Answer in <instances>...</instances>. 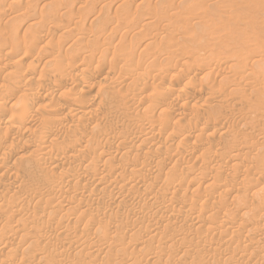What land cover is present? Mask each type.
I'll use <instances>...</instances> for the list:
<instances>
[{
    "label": "rangeland",
    "instance_id": "obj_1",
    "mask_svg": "<svg viewBox=\"0 0 264 264\" xmlns=\"http://www.w3.org/2000/svg\"><path fill=\"white\" fill-rule=\"evenodd\" d=\"M2 0H0V5H2V2H1ZM6 1V0H5ZM8 1V0H7ZM23 1V2H22ZM22 1H20L22 4H23V6L26 8V7H28L29 9H30V11H31V7L32 6H34L35 4V6L37 7V11L39 12H37V11H35L34 10V12H36V13H34V16H32L31 17V13L32 12H30L29 11V9H25L24 7L22 8V6H21V3L19 4V5H17V4H15V6L17 5V7H15L14 5H12V7H10V9H8L9 8V6H11V5H8V6H5L4 7V5L3 6H0V11L2 12L3 10L2 9H4L5 10V13H4V11H3V16L1 15V12H0V15H1V18H0V27H2V28H0V30H2V31H0V33L2 34V32L5 30H7L6 32H8L9 31V33H7L8 35L10 34V35H13V34H11V31H13V30H15L16 28H15V26H14V24H16V25H19V24H17V23H19L18 21H21V20H25V17H26V15H27V18H26V20L27 19H29V20H32L31 21V23H32V25L34 24V22L35 23H37V24H34L32 27V31H30V30H28L29 32H35V31H37V32H39L40 34H36V32L35 33H27L26 34V30H23V29H25V28H23L22 30H23V32H22V30H21V34H19V37H22L23 35V38H21L20 40L18 39V41H21L23 44H21L22 46L24 45L25 46V48L23 47L22 48V46H20V47H17V48H19V49H17V48H15V49H17V50H21L22 52H21V57H19L18 55L20 54L19 53V51H15V49H14V47L15 46H19L20 45V43L21 42H15V39H17L18 38V36L16 35V38L14 37V40H10L9 42H5L6 41V39H8V38H6V35H1L0 36V45L3 47H0V49H1V51L0 52H3V51H5V52H3V55L0 53V61H1V63H2V65L1 66H3V65H7L9 68L12 66V65H14L13 64V62L15 63V62H17V60H18V62H19V60H20V62H19V64H18V62L14 65V66H12L11 68H14L15 67V69H16V67H18V66H22V69L20 68H18L19 70H21V71H18V69H16L19 73H24L25 72V70H27V68L26 67H28V65H29V63H31V62H34L35 60H37V59H42V63L40 64L41 66H39L38 67V69L36 70V72H35V74H37L36 75V77L34 76L33 77V81H32V84L34 85V87L36 88V89H34V87H31L30 89H28V90H26L25 91V94L24 93H20L19 95H16V96H14V97H16V98H14L13 100H12V98L13 97H11V101H9L10 103L9 104H7L6 105V108H8V112L11 110L12 111V109L14 108V103H15V100L16 101H20L19 99H21V101H20V104L21 105H26L27 103H31L32 105H33V108H32V110H31V116H29V118H28V116L25 118L24 117V119L23 118H21V117H18V115L20 114V109H18L19 111H17L16 110V108H14L13 110H14V112H19V114L17 115V117H18V119H17V117H14V119H11L10 117H12V116H14V114H16V113H13V111H12V113H13V115L12 114H9V113H11V112H9L8 114H7V122L5 123L4 122V124L2 123V124H0V129L1 128H3L2 130H0V137H2V134L3 135H5V132L7 133V131L9 132H11V134L10 135H12V138H10L11 136H9V134L7 133V135L9 136V137H7V139H6V135H5V139H6V141H9V144H8V142H6L5 141V146H4V144H3V148L0 150V158H4V159H2V161H1V159H0V163H1V165H3L4 164V166H2L1 167V169L3 168V169H5L6 167H8V168H6L5 170H3L2 169V172H1V170H0V187H1V185H3V191L4 192H6L7 194H9V191H10V193L11 194H9V195H3V194H6V193H4L2 190H0V203L2 204V203H4L3 201H4V196H5V198L7 199V200H9V198L10 199H12V195L14 194V193H26V195H20L19 196V198L21 199V201L19 202V204H20V206H16L15 204H18V202L17 203H13V205L11 206V203H12V200H11V202H7L6 203V199H5V205H3V206H6L7 204H10V206L11 207H13V208H11L10 206H8L7 205V207L6 208H3L2 206H1V208H0V213L4 210L5 211V213H6V211H8L7 213L8 214H5L4 213V211H3V213H4V215H2V213L0 214V217H1V219H0V234H6L7 236H4L3 234L2 235H0L1 237V239H0V245L1 244H3V245H1L2 247H5V248H2L1 246H0V261L2 262L3 260H5V259H7V260H5V261H3V262H7V264H20L19 262H18V260H19V258H20V256H26V255H28V256H26V257H29L31 254L34 256V254L33 253H35V251L37 250V251H39L40 253H44L45 252V250H47L48 248H50V246L53 248V247H55V248H60L61 250H62V248L65 246L66 247V244H67V247L65 248H63V250L64 251H66L67 253H65L63 250H62V253H55L54 254V252H53V254L52 255H55V256H52L51 255V260L50 261H52V262H48L47 264H50V263H55L56 261H57V259L56 258H65V260H67V264L69 263V264H73V262H75V264L77 263V264H83V262H87L86 264H88V263H90V260H92L91 261V263L93 262V259L95 260L96 259V257H98V255H100V253H103L104 255H102V256H100L99 258H97L98 259V261H94L93 263L95 264V262H97L96 264H105L107 261H108V259L110 260L111 259V264H116L117 263V259L118 258H115L116 260H114V257L115 256H120L119 257V261H118V263H120L121 261V263L120 264H124V262H123V258H125V256L127 255V254H124V250L126 249L127 251L128 250H130V252H131V254H130V252L128 251V254H130L131 255V257L133 256V255H135V257L137 256L138 258L140 257V259H141V263H144V264H147V262H148V264H159V261L161 260V258H162V260H161V262H160V264H174L175 262H176V264H177V262H178V264H180L179 262H181L180 261V259H183L182 258V254L184 253V255H185V257L187 256L188 257V260L186 261V263L187 264H194V263H198V264H206L207 262V264H225V262L227 261V258L228 259H231V261H230V263L229 264H257V262H258V264H261V262H262V264H264V256H262L261 257V255H263L264 254V241H261V242H258L257 241V238L262 234V232H264V208L262 207V205L260 204V203H258L257 201H263L264 200V188H261V186L262 187H264V181L262 182V180L260 181H257V186H258V188H261V190H263L261 193L263 194H260L259 195V197L260 198H254L253 200L251 199V197H248V199L247 198H245L246 199V201H245V199H243L244 201H243V203L244 204H246V202L248 201V203L247 204H249V205H247L246 204V206H245V209H242L243 207H244V205L242 204H238V205H235V203L237 204V202H235L234 201V198H233V196L234 195H232V194H235V192H237V190L240 188V189H242V187L246 190L248 187H249V183L246 185V187H244L245 186V184L247 183V180L248 179H246L245 181H244V179H243V173L245 172V170L246 169H248V167L250 166H252L251 168L252 169H255V170H252L251 168H249L248 169V172L249 171H256V169L257 168H260V167H264V165H262V163L264 164V119L262 120V118H264V88H263V86H262V84L264 85V0H228V1H230V4H227V5H224L223 3H222V1L221 0H196L197 2H192V3H197L196 4V6L198 7V8H200V10H202V8H203V10H208V9H210L211 11H213V15L210 13V11H206L207 13L209 12L210 14H209V16H210V19H208V15H207V13L205 12V11H202V13H204L205 14V17L207 18H205L206 20H205V22H208V20H212L211 18H213L214 20H212V22L214 21V24L216 23V26L214 27H212V25H213V23L212 24H210L211 22L209 21L208 22V24L209 25H211V26H207V24H206V26L208 27L207 29H206V31L207 30H209L211 27L212 28H215V29H210V31H209V34H208V31L205 33V35L206 34H208V35H206V36H204V32H203V30H204V28L202 27L201 29H200V27L198 28V27H196V26H198V23L201 21V20H199L198 21V19H196L195 17H197V16H200V15H204V14H202L201 12H200V10H199V12H194V7L195 6H193V5H195V4H192L191 3V0H190V3L189 2H187L188 0H175L176 2H174V3H176V5H173L172 3H169V2H173L172 0H168V4H165L164 3V5H166V6H164L163 5V2H161L162 0H146V1H149L150 2V10L148 9V7L146 6V5H149V3L147 4V2L144 0V2L142 1V0H138V1H134L135 3H133L132 2V0H120L121 2H118L119 0H116L118 3H120V4H118V3H116V5L114 6V1L113 0H110L111 2H108L109 0H97V4L96 5H92L93 3H91V2H93L92 0H83L82 2L84 3L85 1H87V4L86 3H84V6L85 7H83V4H82V2L80 1V0H78L77 2H76V5H75V3L73 2V1H71V3H72V5H71V3L69 2V1H67V3H65V0H60L61 1V4H60V2L58 3V5L59 6H61L62 7V9H63V11H61L62 9H60L61 7H59L58 5H57V2L58 1H54V0H47V2H45L44 0H39V2H35V1H33V0H22ZM36 1H38V0H36ZM51 1H52V3H54V6H58L59 8L57 9L58 11H61V12H59L58 13V16H57V14H56V16L57 17H54V14L55 13H57L56 11L57 10H55V8L56 7H54L53 8V10H52V5L53 4H51ZM89 1V2H88ZM94 1H96V0H94ZM125 1H127V2H125ZM141 1H142V4H141ZM166 1V3H167V0H165ZM164 1V2H165ZM183 1V2H182ZM28 2V3H27ZM33 2V3H32ZM63 2V3H62ZM68 2L70 3L69 5H71L70 7H69V5H68V7L70 8V9H68V7H67V4H68ZM108 2V3H107ZM114 4H113V3ZM122 2H124V3H122ZM161 2V5L163 6V10H160L159 8L161 7L160 6V3ZM181 2V3H180ZM184 2L187 4H184ZM32 3V4H31ZM73 3H74V5H73ZM77 3H78V5H77ZM91 3V4H90ZM111 3H112V6H114L113 8H111L110 7V5H111ZM129 3L131 4V8H130V6L128 7L127 6V4L129 5ZM137 3H138V5H137ZM146 3V4H145ZM154 3L156 4V5H154ZM182 3L184 4L183 6H184V9L186 8V6H187V10H188V8H190V6H192L190 9L192 10H188L187 12H185V13H187V16H188V14H189V16L191 17V14L193 15L192 16V20L191 21H195V23L193 22L192 23V26L191 25H189V18H183V17H181V16H185L186 17V14L185 15H183V11H182V13H180L181 12V8H183L182 7ZM190 4V6L188 7V5ZM26 4H28V5H26ZM31 4V5H30ZM38 4V5H37ZM56 4V5H55ZM64 4V7L62 6ZM66 4V5H65ZM86 4V5H85ZM94 4H95V2H94ZM118 4V5H117ZM125 4H126V7L125 8H123L124 6H125ZM141 4V5H140ZM173 6H172V5ZM47 5V6H46ZM51 5V6H50ZM82 5V6H81ZM92 5V7H93V10L89 7V6H91ZM105 5V6H104ZM107 5V6H106ZM132 5H133V8H132ZM170 5V6H169ZM180 5V7L181 8H175V7H177V6H179ZM18 6H20L19 8H18ZM34 6V7H35ZM44 6H46V7H44ZM67 8H66V7ZM74 6H76V7H74ZM142 6H145L146 8L144 9ZM153 6V7H152ZM156 6V8H154ZM160 6V7H159ZM167 6H169V8H167ZM175 6V7H174ZM2 7V8H1ZM8 7V8H7ZM43 7L45 8V9H43ZM49 7H51L50 9L52 10L51 12H50V9H49ZM72 7V8H71ZM83 7V8H82ZM94 7H96V8H94ZM118 7H120L121 8V10H120V8L118 9ZM136 7V8H135ZM138 7H140V9L138 8ZM159 7V8H158ZM7 8V9H6ZM12 8V9H11ZM20 8H22L21 10H22V13H23V15H21L20 13H18V12H21V10H20ZM64 8H65V10L67 9V11L68 12H66L65 10H64ZM122 8L124 9V10H122ZM126 8H128L127 10L129 11V13H131V9L133 10H135L136 9V13H137V16H135L134 17V15H136V13L134 12H132V14H129V13H127V14H129L128 16H125V10H126ZM130 8V9H129ZM165 8H167V9H165ZM173 8H175V9H177V10H175L174 12H173ZM196 8V7H195ZM197 8V9H198ZM205 8V9H204ZM16 9H19V10H16ZM24 9V10H23ZM42 9V10H41ZM86 11H89L90 9L92 10V11H89V13L88 12H86ZM102 9V10H101ZM119 11H118V10ZM146 9L148 10L147 12L150 14V15H148V13H144L143 11L145 10V12H146ZM155 9H156V11H155ZM162 9V8H161ZM197 9L195 10V11H197ZM6 10H8L7 12H6ZM11 10H16V11H18L17 12V14L20 16V17H18V15H16L15 13L16 12H14V11H11ZM71 10H73V11H70ZM80 10H82V11H80ZM141 10H142V13H141ZM161 11V13L162 14H160L159 12ZM164 10H166V11H164ZM169 10H170V12H169ZM172 10V11H171ZM23 11H25V12H23ZM53 11H55V13L53 12ZM76 11V13H73L72 14V12H75ZM77 11H79V12H77ZM84 11V12H83ZM93 11H95V12H93ZM100 11H101V13H100ZM177 11L179 12V13H177ZM185 11V10H184ZM11 12H14L13 14H11ZM28 12V13H27ZM29 12H30V14H29ZM64 14H63V13ZM66 12V13H65ZM93 12V13H92ZM119 12H122L121 14L119 13ZM156 12V13H155ZM167 12H169L170 14V16L168 17V16H165L164 18H167L166 20H168V19H170V17H171V19L172 20H174V23H172V24H175V26H171V23H167V22H170V21H167L166 22V20L163 18V20H165V21H162V17H163V15H168V13ZM193 12V13H192ZM27 13V14H26ZM38 13V15H39V17H35V15ZM48 13H51V15H52V13H54L53 14V16H51L50 14H48ZM83 13H84V15H86V17L88 18V16H87V14H90V19L88 20L84 15H83ZM91 13H92V15H91ZM123 13H124V15H123ZM139 13H141V15H139ZM174 13H176V14H178V15H176V14H174ZM195 13H200V15H195ZM217 14V15H215V14ZM220 13V14H219ZM4 14H6V15H4ZM33 14V13H32ZM70 14H72V15H70ZM77 14V15H76ZM80 14V15H79ZM102 14H103V16H104V14H106L109 18H107V16L106 17H104V18H106V21H102L104 18H102L103 16H102ZM126 14V15H127ZM134 14V15H133ZM144 14V15H143ZM155 14V15H154ZM174 15V18H175V15L176 16H179L180 14H182V15H180V17L181 18H183V20L184 19H188L189 21L186 23L185 22V24H187V26L184 24V25H181L182 23H184V22H182L183 20L182 19H180V17H178L177 19H176V21H175V19L173 18V15ZM7 15H9V17H11V18H5V17H7ZM25 15V16H24ZM38 15H36V16H38ZM60 15V16H59ZM69 15H70V17L71 16H73V19L75 18V16L78 18V20H77V18H75V20L73 21V22H70V20L69 19H71V20H73L72 18H70L69 17ZM75 15V16H74ZM94 15V18L92 17ZM132 15H133V17L135 18V19H133V17H132ZM138 15L140 16V18L139 19H137V22H135L136 21V18L138 17ZM146 15H147V17H146ZM157 15V16H156ZM161 15V16H160ZM219 16V17H221L220 19H221V21L219 20V17H218V19L216 20L215 18H217V17H215V16ZM15 16V17H14ZM24 16V17H23ZM49 16H51V17H53V18H50ZM62 16V17H61ZM81 18L82 17V19H80L79 17ZM84 16V17H83ZM142 16H145V17H143V21L145 20V22H143L142 21ZM149 16V17H148ZM150 16L152 17L151 19H150ZM157 17V19H158V22H159V24L161 25V28H160V26L158 27V22H157V19L155 20V18H153V17ZM195 16V17H194ZM228 16H230V19L232 18L233 19V22H236L237 23V27H231V25H235L236 26V24H231L232 22L230 21V22H228L225 18L226 17H228ZM234 16H237V18H242L243 19V22L242 21H240L239 19L236 21H234V19L236 18H234ZM16 17H17V19H16ZM34 17V18H33ZM42 17V18H41ZM47 17H49L50 19H51V22H50V19L48 18V20H46L47 19ZM58 17H59V21L58 20H55L54 18H57L58 19ZM93 19H92V18ZM98 17V18H97ZM111 17H112V19L113 20H111ZM125 17H127V18H130V22L132 21V19H133V21H134V23L132 22L131 24V28H130V26L128 27V24L130 23L127 19H125ZM132 17V18H131ZM3 18V19H2ZM19 18H21V19H19ZM23 18V19H22ZM31 18V19H30ZM33 18V19H32ZM37 18H40V19H42L41 21H40V19H37ZM83 18H85L84 20H83ZM96 18V19H95ZM102 19V20H99V19ZM145 18H147V19H145ZM159 18H161V20H159ZM194 18V19H193ZM11 19V20H10ZM15 19V20H14ZM35 19H37V21L38 22H40V23H38ZM108 19V20H107ZM109 19L111 20V23H110V21H109ZM116 19V20H115ZM118 19V20H117ZM125 20L126 22H122V21H120V20ZM141 19V21H138V20H140ZM148 19L149 20H151L150 21V23H151V25H153L152 24V21H153V19H154V21H153V23L155 24V26H157L158 28H156V27H154V26H149L150 25V23H149V21H148ZM181 20V22L182 23H180V21L179 20ZM196 19V20H195ZM223 19L227 22V24L229 23L230 25V28L227 26V29L225 28L226 26H225V22L223 21ZM227 19H229V17L227 18ZM229 19V20H230ZM231 19V20H232ZM47 21L48 22V24L49 25H47V23L45 22V24H44V22L43 21ZM52 20H55V21H57V22H59L58 24H57V29L56 28H54V27H51V26H54V25H56V23L54 22V23H52ZM79 20H83L84 22H85V20H86V22H87V20H88V22H87V24H88V26L85 24V26L88 28V29H92V30H89L88 31V29H87V31H86V29L83 27V21H80L79 22ZM91 20V21H90ZM99 20V21H98ZM105 20V19H104ZM146 20L148 21V22H146ZM218 21V24H219V22L220 23H222V25L224 26H220V24H219V26H217L218 24H217V22L216 21ZM4 21V24H6L7 22H8V24H6V27H7V29H4L3 30V28H5V25L2 23ZM14 21H17V22H14ZM93 21V22H92ZM114 21H117L118 23H119V25H118V23H116L115 25H118V26H120L121 27V25H122V23H123V27H124V25H126L127 24V21L129 22L128 24H127V28L129 29V31L131 32H129L130 34H127V35H125V33L123 32V29L124 28H126V27H122V32L120 33V34H116V33H118V32H120V27H117V26H113V22ZM179 21V22H178ZM185 21V20H184ZM187 21V20H186ZM13 22V23H12ZM75 22L77 23V24H75ZM96 22H99L98 23V25H99V27H97L98 25H96L95 27H97V29L96 28H94L92 25H95L96 24ZM102 22V23H101ZM104 22H106V24L104 23ZM140 22V23H139ZM164 22H166V23H164ZM178 22V23H177ZM2 23V24H1ZM12 25H11V24ZM50 23L52 24V25H50ZM71 23H73V26H70V25H72ZM110 23V24H109ZM141 23H142V26H141ZM145 23V25L143 26V24ZM162 23V24H161ZM164 23V24H163ZM10 24V25H9ZM41 24H44V25H41ZM80 24V25H79ZM92 24V25H91ZM100 24H102V25H100ZM103 24H105L104 26H105V29H101V27L103 28L104 26H103ZM108 24H109V26H108ZM136 24V25H135ZM139 24H140V26H139ZM147 24V25H146ZM158 24V25H157ZM166 24V25H165ZM168 24V25H167ZM180 25L181 27L179 28V26L178 25ZM194 24V25H193ZM226 24V25H227ZM242 26H241V25ZM39 25H41L40 27L42 28H39L38 26ZM79 25V26H78ZM111 25V26H110ZM130 25V24H129ZM163 25V26H162ZM171 27H170V26ZM42 26H49V27H47V28H49L50 30H51V32L49 31V29H46L48 32H46V30H45V28L46 27H42ZM76 26V27H75ZM92 26V27H91ZM137 26V27H136ZM168 26L170 27V28H168ZM176 26H178V28H179V31H178V28L176 27ZM189 26H191L192 28H193V31L195 30V27L196 28H198V29H200V30H202V31H200V34H198V32H196L197 31V29L195 30V34L193 33V31L192 30H190V27ZM206 26H205V28H206ZM11 27H12V29H11ZM14 27V28H13ZM36 27V28H35ZM38 27V28H37ZM79 27V28H78ZM80 27H81V30L83 31V28H84V30L85 31H83V33H82V31H80ZM83 27V28H82ZM111 29H109V28ZM113 27H115L116 28V30L113 28ZM133 27V28H132ZM149 27V28H148ZM152 27L154 28V29H152ZM163 27V28H162ZM174 27H176L175 29H174ZM184 27H186V28H188L189 29V31H188V29H186V31L184 32V30L185 29H183V30H180V29H182V28H184ZM216 27H217V29L218 28H223V30L221 29V33L222 32H227L228 31V29H230L231 31L227 34V36L229 35L230 36V34L232 35L231 37H228V38H226V35L223 33V36H222V34H220L221 35V39L218 41V36H219V34L218 35H216L215 33H214V30H216ZM239 27V28H238ZM71 28H72V30H71ZM74 28H76L77 30H75ZM138 29V28H141V30L139 29V30H135V31H133L134 29ZM148 28V29H147ZM168 28V29H167ZM172 28V29H171ZM191 28V29H192ZM35 29V30H34ZM37 29V30H36ZM44 29V32H42V33H44V34H42L41 35V30H43ZM73 29L76 31H74L75 33L73 34ZM101 30V33H100V31L99 30ZM106 29H108V30H110V31H108V30H106ZM117 29L119 30V31H117ZM132 31H131V30ZM146 31L147 30V32H149V34L148 35H145V34H147V32H145V34L143 33L144 32V30ZM158 29V31H159V29H160V34L159 33H157L158 31H154V30H157ZM162 29V30H161ZM164 29V30H163ZM166 29V30H165ZM171 29V30H170ZM174 29V30H173ZM224 29H226L227 31H224ZM232 29H234V31H232ZM38 30H40V31H38ZM97 30H98V36H97V33H95V32H97ZM154 32H153V31ZM168 30V31H167ZM170 30V31H169ZM175 30H177L178 31V33L179 32H181V33H186L185 35H183V34H181V33H179L177 36H179L180 34H181V36H179V37H175V36H173L174 35V33H176V32H174V33H172L173 31H175ZM91 31V33H89ZM102 31H103V33H102ZM112 31V32H111ZM117 31V32H116ZM163 31H167V32H170L169 34L166 32V37L167 36H169V37H163V38H161L162 36H165L164 35V33H162ZM172 31V32H171ZM191 31H192V33H191ZM199 31V30H198ZM205 31V30H204ZM6 32H3L4 34H6ZM14 32V31H13ZM15 32L17 33V30H15ZM14 32V34H16ZM80 33L81 34V36H79L78 38L76 37V36H78V35H80V34H78V33ZM107 32V33H106ZM111 32V33H110ZM115 32V33H114ZM133 32H135V33H133ZM139 32H141L140 34H138ZM156 32V33H155ZM188 32H190L189 34H193V36H190L189 34H187ZM203 32V33H202ZM211 32H213L214 33V36L217 38V40H216V42H217V45H216V43L214 44V43H212L213 41L215 42V40H214V37L212 36V34H211ZM231 32H233V34L231 33ZM19 33H20V31H19ZM49 34V35H46V34ZM88 33H89V35H88ZM92 33H93V35H94V37H92L93 35H92ZM133 33V34H132ZM153 33H154V35H153ZM244 33H247V35H245ZM249 33H251L250 35H251V37L253 36V38L251 39L250 38V40H251V42H249L250 40H249ZM254 33V35H252ZM26 34V35H25ZM75 34H78V35H76L75 36ZM91 34V35H90ZM107 34H110V35H107ZM113 34V35H112ZM116 34V35H115ZM142 34H144L145 35V37H144V35H142ZM150 34H152L153 36H155V34H156V36L157 37H159V36H161V37H159L158 39H156L157 37L155 36L154 38H153V36L151 37V35ZM158 34H159V36H158ZM162 34V35H161ZM171 34V35H170ZM177 34V33H176ZM196 34H198L199 35V38H198V41L197 40H195L197 37H195V35ZM201 34H203V36L201 35ZM210 34H211V36H210ZM241 34H243V36H244V38L241 36ZM30 35H34V37L36 38V36L37 35H39L38 37V40H42V36H44V35H46V36H44V38L45 39H48V40H45L44 38V41L42 40L40 43H38V41H37V39L35 40V38L33 37L32 39H34V40H32L30 37ZM36 35V36H35ZM87 35V36H86ZM102 35H103V37H102ZM108 37H107V36ZM113 36V38H114V36H115V39H117L116 40V42H115V40L113 39V38H109L110 36ZM119 35H120V37H119ZM15 36V35H14ZM29 37V39L30 40H32L31 41V44L34 42V44H33V46L32 47H30V40H28V37ZM91 36V37H90ZM100 36V37H99ZM106 36V37H105ZM111 36V37H112ZM119 37V38H117V37ZM123 38H122V37ZM125 36L126 37H128V39L126 38V40H127V42L125 41V43H127V44H125L124 43V40H125ZM133 36V37H132ZM137 36L139 37V38H141L142 40H147V39H149V40H147V42H145V40H144V44H146V45H144V44H142V46H141V44L139 45V43L141 42V39H140V41H139V43H138V39L139 38H137ZM142 36H143V38H142ZM148 36H150L151 38H153L152 40H151V43L149 44V42H150V39L151 38H148ZM176 39H174L173 37ZM184 36V37H183ZM187 36H188V39H185V38H187ZM197 36V35H196ZM208 36V39H205L206 37ZM233 36H234V38H233ZM239 36V37H238ZM246 36V37H245ZM248 36V37H247ZM6 39H5V38ZM47 37V38H46ZM49 37V38H48ZM81 37V39H79ZM88 38L89 37V39H87V41H86V38ZM102 37V38H101ZM171 37L173 38V39H171ZM181 37H183L182 39H180ZM189 37H192V40H193V38H195L194 40L195 41H190L189 39H191V38H189ZM209 37L212 39L213 38V41H210V39H209ZM240 37H242V38H240ZM3 38L5 39V41L3 40ZM9 38H11L10 36H9ZM75 38H77L78 39V41H76L77 39H75ZM91 38V39H90ZM94 38V39H93ZM97 38V39H96ZM100 38V39H99ZM132 38V39H131ZM137 39L136 41H135V39ZM165 38H166V40L169 38V39H171V41L172 42H174V41H176V43L174 42V44H176L175 46H176V48L177 47H179V49H178V51H177V53H176V51L174 52V50H176V48L173 50V48L172 47H175V46H173V43L170 41V40H167L168 42H166V40H165ZM223 38V39H222ZM51 39V40H50ZM53 39H54V41H53ZM83 39H85V41H83V43H84V46L82 45V46H80L81 44H82V40ZM112 39H113V42L115 43V44H111V41H112ZM121 39V40H120ZM133 39H134V41H135V43H136V48H135V46L133 45V43H134V41H133ZM177 39L179 40L178 42H177ZM206 40V42H204L205 40ZM53 43L54 42V45L52 44V43H50V41ZM58 40H60V41H62V42H60V41H58ZM118 40H120V41H118ZM123 40V42L121 43V41ZM130 40H132V41H130ZM156 40V41H155ZM157 40L159 41V42H161V40L163 41V43L161 42V44L162 45H165V46H162L161 48L162 49H166V45H170L171 43V47H169V46H167V48L169 47V49H167V50H162L161 48H159V50L158 49H155V50H157L159 53H160V55H162V57H160L159 56V54L158 53H156V54H158L157 55V57H158V59H157V57L155 56L156 54L155 53H153L155 50H153V48H156V47H152V46H156V44L158 43L157 42ZM180 40H182V41H184L183 43H181V41ZM187 40V41H186ZM188 40H189V42H191V44H192V42H193V44H194V46L195 47H193L194 49H196V51H198V52H201V54L199 53V55H198V52H196V51H194L193 49H191V48H188V51H189V49L192 51H194L193 53L196 55H194L191 51H187V48L186 47H189V46H187V45H189L190 43L188 42ZM200 40H201V42L202 43H206V44H204V45H201V42H200ZM222 40V41H221ZM227 40V41H226ZM244 40V41H243ZM249 40V41H248ZM14 41L15 43H16V45H14V47L12 46L13 44H12V42ZM26 41V42H25ZM37 41V43H35ZM48 41V42H47ZM58 41V42H57ZM63 41H66L65 43H63ZM71 41V42H70ZM75 43H74V42ZM106 41V42H105ZM107 41L109 42L110 41V44L112 45V49L113 50H115V51H113L112 49H111V47H109L110 45L107 43ZM129 41L131 42V43H129ZM155 41V43H153ZM164 41L166 42V43H168V44H166V43H164ZM169 41L171 42L170 44H169ZM197 41V42H196ZM246 41H248V43L246 42ZM24 42H25V44H24ZM29 42V43H28ZM55 42H56V44L58 45V43H60L59 44V48H58V50H57V45L55 44ZM70 42V43H69ZM76 42H78L79 44H80V42H81V44L79 45L78 44V46L81 48L82 47V49H84L85 50V46H87V49H89V50H92L91 52L88 50V51H84V50H82L81 49V53L84 51V53L85 52H89V53H94V54H97L96 56L98 57H96V56H94V54H93V56H91V54H89V55H87V53H85L86 55H84V53H77V58L75 59L74 57H76V55H73V54H76V52L80 49L79 47H76L77 45V43ZM90 42V43H89ZM112 42V43H113ZM118 42L120 43V44H118ZM208 42H209V44H208ZM223 42V43H222ZM8 43V44H7ZM17 43H19V45L17 44ZM50 43V44H49ZM63 43V44H62ZM89 43V44H88ZM123 43H124V45H123ZM143 43V42H142ZM178 43V44H177ZM180 43L182 44V45H184L183 47H182V45H180ZM48 44V45H47ZM70 44V45H69ZM74 44V45H73ZM103 44H108V45H103ZM117 44H118V46H117ZM122 44V45H121ZM129 44H131L132 46H130ZM138 44V45H137ZM149 44V45H148ZM154 44V45H153ZM159 44V43H158ZM157 44V48L158 47H160L161 46V44H160V46ZM190 44V45H191ZM193 44L191 45V46H193ZM198 44V45H197ZM200 44V45H199ZM211 44V45H210ZM223 44V45H222ZM7 45H9L8 47H6L7 48V50H6V48H4V46H7ZM35 45V46H34ZM36 45H37V47H36ZM52 45V46H51ZM57 47H56V46ZM63 45V46H62ZM72 45V46H71ZM76 45V46H75ZM102 45H103V47H102ZM127 45H129V47L127 48ZM150 45H152L151 46V49L149 48L150 47ZM185 45H186V47H185ZM209 45H210V51L207 49V47L209 48ZM220 45H222V46H220ZM253 45H256V46H252L253 48H255V47H257L258 46V48H257V50L259 49V51H257V50H255V49H252V47L251 46ZM12 46V47H11ZM53 46H55V47H53ZM71 46V47H70ZM106 46H108V47H106ZM114 46V47H113ZM117 46V47H116ZM121 46V47H120ZM125 46V47H124ZM137 46H139V47H137ZM140 46H141V48H140ZM197 46H198V48H197ZM203 46V47H202ZM207 46V47H206ZM214 46V47H213ZM28 47H29V49H28ZM35 48L36 47V49L38 50L36 53L38 54H36L35 53V50L36 49H33L32 50V48ZM60 47L62 48V49H60ZM70 47V48H69ZM74 47H76V48H74ZM85 47V48H84ZM121 48V50L123 49V51H125V50H127V49H130L129 51H130V53H132L133 52V50L135 51V52H133L132 54H130V53H126V54H129V58H134L135 59V61H136V63L135 64H138V68H137V65H135L134 64V62H133V60L134 59H132V63L131 64H129V61H130V59L128 58V56H126L127 57V59L129 60V61H124V58L123 57H125L124 56V53L123 52H121V50H120V48ZM124 47V48H123ZM132 47V48H131ZM134 47V48H133ZM143 47V48H142ZM146 49H148V50H146ZM9 48V49H8ZM12 48L14 49V52H15V54L18 56V59L16 60V55L15 54H13V51H12ZM39 48H41V49H39ZM55 48H56V52L54 51L55 50ZM181 48V49H180ZM186 48V49H185ZM217 48H218V50H217ZM30 49L32 50V51H34V54L36 55H34V57L36 58V57H38L37 59H35L34 57H33V53H32V51L30 52ZM45 49V50H44ZM86 49V50H87ZM102 49V50H101ZM104 49H107L108 51V53L112 50L113 52H110L111 54H113L112 55V57H111V54H109L110 55V58H109V56H108V58H107V61L106 60H104L103 58H101V55H100V53H102V52H105V53H107L106 52V50H104ZM137 49V50H136ZM143 49H144V53L146 52V54H148V56L147 55H143L144 53H143ZM161 49V50H160ZM174 52V54H172V52H171V50ZM197 49H199V50H197ZM204 49V50H203ZM207 49V50H206ZM212 49H213V51H212ZM214 49H215V52H214ZM24 50H27L26 52H27V54H28V59H27V61H26V59H24L26 56L25 55H27V54H25L24 56H22L23 54H24ZM60 50H62L61 51V53L63 54H61L62 56H66V58L64 59V57H62V59L60 58V56H58L57 57V55H60ZM110 50V51H109ZM146 50V51H145ZM171 52V55H173L172 57H174V58H172L171 56H167V53H168V55H169V51ZM10 51L11 53H9V55L7 54L8 52ZM28 51H29V53H28ZM41 51H43L42 53H40ZM76 51V52H75ZM101 51V52H100ZM128 51V52H129ZM203 51H204V53H203ZM210 53H209V52ZM254 51H256V52H254ZM25 52V53H26ZM79 52H80V50H79ZM96 52V53H95ZM122 54H121V53ZM148 52V53H147ZM192 53L191 55V57H190V54L189 53ZM258 52V54H259V52H260V54L258 55L257 54V56L255 55L256 53ZM32 54V57H31V54ZM43 53H44V55H43ZM149 53H151L152 55H153V57L151 56V54L149 55ZM252 53H255V54H252ZM10 54H12V55H10ZM30 54V55H29ZM99 54V55H98ZM117 54H119V55H117ZM125 54V55H126ZM8 55V56H7ZM14 55V57H12ZM54 55V56H53ZM82 55H84V56H86V57H82ZM121 55V59H119L118 60V58H120V57H117V56H120ZM123 55V56H122ZM147 56L145 59L147 60H145L144 58H143V56ZM175 55V56H174ZM193 55L195 56V59H194V57H193ZM197 55H198V57H199V59L198 58H196L197 57ZM251 55H255V57H254V59H253V57L251 56ZM29 56L31 57V59L29 60ZM43 57V58H41V57ZM53 56V58H51ZM71 56H74V57H72L71 58ZM87 56H88V59H89V57L91 58V57H93V58H97V59H95V61H94V59L93 58H91V59H89V62H91V64L88 62V59H87ZM140 56V57H139ZM152 57V63H154V65H155V67H156V69H158V73L159 74H165L166 75V77H167V79H168V81L170 82L172 79L174 80V76L176 75L180 80V87H179V89H180V92H179V96L181 95V96H189V95H191V99H189V97H188V99H186V100H182V103L181 102H179L178 104L177 103H173V105L172 104H170L169 105V109L167 110V111H164V112H156L155 113V111L152 109L153 108V104H154V106H156V104L157 105H159L161 102H164L163 100H162V92L163 91H165L163 88H164V84H165V81L167 80L166 79V77H165V79H164V77H163V80H161V78L159 79L158 78V73L156 72V71H154L153 73L152 72H150L151 70L153 71V67H150V65H153V64H151V63H149V61L151 62V59L148 61V59L150 58V57ZM139 57V60H140V62H138L137 60H136V58H138ZM149 57V58H148ZM171 57V58H170ZM193 57V58H192ZM14 60H13V59ZM20 58V59H19ZM54 58H56V60H57V63H54V62H56V60L54 61L53 59ZM70 58L72 59V60H70ZM83 58H84V61H83ZM87 60H86V59ZM100 58V59H99ZM111 58L112 59H114V58H116L115 59V61L117 62V60L118 61H121V60H123L125 63H123V61L122 62H120V63H123L122 65L121 64H118V63H114L113 61H111ZM155 58L157 59L156 61H155ZM161 60H160V59ZM188 58V59H187ZM190 58V59H189ZM24 59V61H22V60ZM59 59V60H58ZM73 59H74V62H73ZM99 59V60H98ZM101 59H103V60H101ZM141 59H143V61L145 60L146 62H148L149 64H145V65H143V63H146L145 61L143 62ZM153 59H154V61L155 62H157L158 60V62L155 64V62H153ZM184 59H186V60H184ZM194 59L195 61H197V59L198 60H200V59H205V62L207 61V63L205 64V62L203 63V67L205 66L206 67V70H201L200 69V71L198 70L199 68V66L202 64V63H200V61L198 62L199 63V65H198V63L196 64L195 63V61L192 60ZM49 60L50 61H54V62H49ZM90 60H93L94 62H92V61H90ZM97 60V61H96ZM169 60V61H168ZM184 60V61H183ZM216 60L218 61H220V63L222 62V61H225V62H227L228 63V66L230 67L231 65L233 66V64L236 66V65H238V70L240 69V68H242V67H246L247 66V64H248V66H250V67H248V69L250 70H248V69H245V70H242L241 69V71H236L237 73L238 72H243V73H245V72H247V74L249 75V77H248V75L247 74H243L242 76V78H244L245 80H248V79H250L249 81L250 82H248V85H247V82H245V80L244 79H242L241 78V73H240V79H238V76H235L237 73L234 71V70H236L235 69V66H233L234 68V70H232L231 68L232 67H230V69H229V67L228 66H226V67H224L225 66V63H224V66L222 65L223 63H219V62H217L218 63V65H216V64H214V63H216ZM23 63H22V62ZM73 62V63H71V62ZM100 61V62H99ZM102 61V62H101ZM103 61H105L106 63V65L104 64V62ZM109 61H111L110 63H109ZM141 61H142V65H141ZM170 61H171V63H170ZM182 61H183V63H182ZM186 61H188V62H186ZM246 61V63H244ZM39 62H41V60H39ZM100 63V65H98V64H96V63ZM127 62V63H126ZM167 62H169V64L167 63ZM185 62H186V64H185ZM194 62V63H193ZM24 63H26V65L24 64ZM28 63V64H27ZM52 63V64H51ZM54 63V64H53ZM89 63V64H88ZM105 65V67H102L103 66V64ZM114 63V64H113ZM188 63H190V64H188ZM191 63H193V65L192 66H194V65H198V66H195V67H197V68H193L192 66H190V67H187L188 65H191ZM233 63V64H232ZM236 63V64H235ZM238 63V64H237ZM242 63V64H244V65H242L241 67H240V64ZM252 63H254V64H252ZM49 64H51L52 66H53V68H52V66L51 67H49L50 65ZM57 64V65H56ZM95 66H94V65ZM115 64H118L117 66L115 65ZM129 67V65H133V67L132 68H134V65L136 66V68H134V71H135V73L134 72H132L133 70H132V68H128L126 65ZM158 64H159V66H158ZM165 64H168V66L167 65H165ZM171 64H172V66H173V69H171L172 68V66H171ZM185 64V65H184ZM188 64V65H187ZM23 65H25V67H23ZM120 65V66H119ZM187 65V66H186ZM216 65V66H215ZM227 65V64H226ZM20 66V67H21ZM54 66H57V67H55L54 68ZM96 66H97V71L98 72H96ZM99 66H101L100 68H101V70H104V71H102V73L100 72L101 70L99 69ZM123 66V67H122ZM126 66V67H125ZM139 66H143V69L144 68H146V70H144L143 71V69H142V67L140 68ZM149 66V67H148ZM175 66H177V68L175 67ZM182 66V67H181ZM183 66H184V68H185V70L186 71H184L183 69ZM223 68H222V67ZM73 67V68H72ZM94 67H95V69H94ZM121 67V68H120ZM168 67V68H167ZM205 67L204 68H202V69H205ZM218 67V68H217ZM220 67V68H219ZM10 68V69H11ZM24 68H26V69H24ZM106 70H105V69ZM116 68H119L118 69V71L116 70ZM124 68V69H123ZM128 68V70H129V73H128V71L126 70ZM164 68H166V70L164 69ZM175 68V69H174ZM181 68V69H180ZM183 68V69H182ZM188 68V69H187ZM190 68H191V70H190ZM227 68V69H226ZM236 68H237V66H236ZM243 68V69H244ZM247 68V67H246ZM111 71H110V70ZM113 69V70H112ZM139 69V70H138ZM142 69V70H141ZM151 69V70H150ZM156 69H154V70H156ZM161 69V71L159 72V70ZM177 69V70H176ZM193 69V70H192ZM261 69V70H260ZM262 69H263V71H262ZM15 70V71H16ZM24 70V71H23ZM124 70V71H123ZM138 70V71H137ZM148 70H150V71H148ZM177 72H176V71ZM179 70L180 71H182L183 70V72L185 73H183L184 75H182L181 74V76H180V73H179ZM196 70V71H195ZM247 70V71H246ZM259 70V71H258ZM108 73H107V72ZM115 71V72H114ZM119 73V74H117V72ZM122 71L123 72H125V74L128 76V78L129 79H133V82H132V80H129V79H127V77H126V75L125 74H123L122 73ZM143 71V72H142ZM164 71H168V72H164ZM170 71V72H169ZM187 71H189V72H187ZM191 71H194L193 73H191ZM213 73H212V72ZM13 72H14V70H13ZM103 72H105V73H103ZM127 72V73H126ZM138 72V74L136 75V73ZM139 72L141 73V74H139ZM145 72L147 73H149L150 75L151 74H153V75H151V76H153L152 78H150V79H146V78H148V77H150V76H148L149 74L147 73V74H145ZM157 74H156V73ZM163 72V73H162ZM172 72H174V73H172ZM187 72V73H186ZM197 72V73H196ZM201 72V73H200ZM91 73V74H90ZM94 74V77L92 76L93 74ZM96 73V74H95ZM100 73H101V76H100ZM111 73V74H110ZM122 73V74H121ZM145 75H144V74ZM169 73L170 74H172V75H169ZM198 73H200V74H198ZM208 73H210V74H212V77H211V75H210V77H209V74ZM258 73V74H257ZM259 73H262L261 75L259 74ZM34 74V75H35ZM40 74H41V76H40ZM58 74V75H57ZM59 74H61V75H59ZM88 74L89 75H91V77L90 76H88ZM131 74H134V75H136L137 77L138 76H140L141 75V82H144V83H146L147 84V82L151 85V86H153L154 88L157 86H159L160 88H162V89H160L159 87V89L157 90V87H156V93H155V91H152V88L153 87H151L149 84H147V85H149V86H146V87H149L148 88V90H147V88L146 87H144L145 85L143 84V83H141V85L143 86V88H142V86H136L135 84H134V80L135 79H137V77L135 76H133V75H131ZM168 74V75H167ZM173 74H174V76H173ZM196 74V75H195ZM253 74V75H252ZM97 77H96V76ZM142 75H143V77L144 78H142ZM147 75V77L145 78V76ZM155 75V76H154ZM179 75V76H178ZM195 76L198 80H200V81H198L195 77L194 78H192V77H190V76ZM206 75V76H205ZM238 75H239V73H238ZM244 75H246V76H244ZM252 75V76H251ZM39 76V77H38ZM124 76H125V78L127 79V83L125 82L126 81V79L124 78ZM171 76V77H170ZM175 76V78H177ZM189 76V77H188ZM203 76H205L204 78H203ZM237 77V78H235V77ZM255 76V80L254 81H256V83L259 81V82H261L262 84H256L254 81H253V77ZM7 77H8V79H10V81L12 80L11 78H13V80H14V82H16V81H18L16 78H14V76H12V75H9V76H7V75H3V76H1L0 78H2L1 80H4L5 81V84L6 83H8V84H10L9 82V80H7ZM62 77H63V79L65 80L66 79V81L70 84H68L66 81H61L62 80ZM89 77H90V80H89ZM118 77H122L121 79L123 80V79H125V80H123L124 81V83H123V81L122 80H120ZM132 77V78H131ZM181 77V78H180ZM198 77H200V78H198ZM206 77H207V79H209V78H211V80H207L206 79ZM232 77V78H231ZM234 77V78H233ZM248 78V79H246V78ZM252 77V78H251ZM257 77V78H256ZM35 78V79H34ZM40 80H39V79ZM41 78H44V80L42 79L41 80ZM116 78H118L119 80H117ZM170 78V79H169ZM189 80H188V79ZM260 78V79H259ZM15 79H16V81H15ZM86 79H88V81L86 80ZM92 79V80H91ZM142 79H144V80H142ZM194 79V81H193V83H192V81L191 80H193ZM195 79L197 80V81H195ZM202 79V80H201ZM233 79V80H232ZM235 79V80H234ZM244 80L243 82H245L246 84H244L242 81V83L240 82V84H239V80ZM258 81H257V80ZM13 80L11 81V82H13ZM36 80V81H35ZM39 80V81H38ZM103 80V81H102ZM117 80V83H115V81ZM129 80V81H128ZM145 80H146V82H145ZM152 80V81H151ZM187 80H188V82H187ZM205 80V81H204ZM207 80V81H206ZM230 80H232V82L230 81ZM252 80V81H251ZM4 81H1L0 82V84L2 83H4ZM7 81H9V82H7ZM71 81V82H70ZM90 81H92V82H90ZM101 83H100V82ZM119 81H121V82H119ZM154 81H156L155 83H156V86H155V83H153ZM158 81V82H157ZM159 81L161 82V83H163L164 82V84L162 85H159ZM202 81V82H201ZM211 81V82H210ZM238 83H237V82ZM88 82H89V84H88ZM96 82V83H95ZM99 82V83H98ZM133 84H132V83ZM167 82V81H166ZM190 82V83H189ZM195 82V83H194ZM196 82H198V84L196 83ZM201 82V83H200ZM206 82V84H204ZM210 82V83H209ZM232 84H231V83ZM234 82V83H233ZM256 84V86H255V84ZM258 82V83H259ZM59 83V84H58ZM60 83H64L63 85L61 84L60 85ZM72 83H73V85H72ZM118 83H121V84H119L118 85ZM125 83L127 84V85H125ZM154 85H153V84ZM158 83V84H157ZM199 83L200 84H202V85H199ZM1 84V85H2ZM8 84H6V85H8ZM57 84H58V86L59 87H61V88H58V86H57ZM68 86H67V85ZM91 84V85H90ZM94 84L96 85L95 87H93L94 86ZM124 84V85H123ZM129 84V85H128ZM186 85V87H185V85ZM190 84H193V86L191 85L190 86ZM229 84H230V86H233V87H235L234 89H236V90H234L233 88H230L229 87ZM234 84V85H233ZM239 85V87H240V85L244 88V89H246L247 88V90H243V88H238V85ZM243 84V85H242ZM250 84V85H249ZM251 84H253V87H256L255 89H253L252 88V85ZM4 86V84L1 86L2 87V89L3 88H7L8 86H10V85H8V86ZM39 85H40V87H39ZM41 85H42V88L43 89H40L41 88ZM72 85V86H71ZM120 85H123V86H120ZM133 85V86H132ZM205 86V88H202L201 86ZM236 85V86H235ZM246 85V86H245ZM38 86V87H37ZM119 86V87H118ZM124 86H125V88H124ZM130 86H131V88H130ZM134 86H136L138 89H141V96L139 95V93H137V92H139V90L136 88V87H134ZM189 86V87H188ZM195 86H196V88H195ZM203 86V87H204ZM225 87L226 89H227V86H228V88H229V90L231 91H229L228 89V92H227V90H225V89H222V87ZM250 87V88H252L253 90H250V88H248V87ZM262 86V87H261ZM64 89H63V88ZM127 87H128V89H127ZM132 87L134 88V90H132ZM182 87H185V88H183V90H182ZM188 87V88H187ZM221 87V88H220ZM223 87V88H224ZM46 88H48V89H46ZM66 88V89H65ZM94 88V89H93ZM150 88H151V90H150ZM194 88H195V92H196V95H195V93H194ZM198 88V89H197ZM200 88V89H199ZM202 88V89H201ZM258 88H262V89H258ZM1 89V88H0ZM2 89H1V92H2ZM45 89H46V91H45ZM93 89V90H92ZM103 89V90H102ZM122 89V90H121ZM123 89H125V90H123ZM126 89H127V95L128 96H130V98L128 97H126L125 95H126ZM137 89V90H136ZM185 89V90H184ZM193 91V93H192V91ZM212 89V91L213 92H216L215 94L212 92V91H210ZM221 89L223 90V91H225V92H227L226 93V95H225V93L222 91V93H220L221 92ZM231 89H233V90H231ZM242 91H241V90ZM4 90V89H3ZM30 90V91H29ZM41 90V91H40ZM98 90V91H97ZM101 90V91H100ZM130 90V91H129ZM149 91L150 90V92H143L142 93V91ZM161 90V91H160ZM187 90V91H186ZM199 90V91H198ZM204 90H206L207 92L205 93V91ZM238 90H240V91H238ZM42 91H43V93H42ZM45 91V92H44ZM47 91H49V92H47ZM81 92V93H84V94H82V97H81V94L79 93V92ZM83 91V92H82ZM124 91V92H123ZM135 91V92H134ZM152 91V92H151ZM182 91H183V93H182ZM202 91H203V93H205L204 95H199V93H201V94H203L202 93ZM218 91V92H217ZM244 91H246V92H244ZM50 92H52V93H50ZM72 92V93H71ZM74 92V93H73ZM76 92V93H75ZM99 92V93H98ZM131 93V94H129V93ZM188 92H189V95H188ZM233 92V93H232ZM234 92H235V94H234ZM238 92H240V93H238ZM27 93V94H26ZM37 93V94H36ZM43 95H41V94ZM49 96V97H46L47 95ZM78 93L80 94V95H78ZM98 93V94H97ZM119 93H121V94H119ZM137 93V94H136ZM149 93H151L152 95H150ZM154 93V94H153ZM158 93V94H157ZM187 93V94H186ZM217 93H220V94H217ZM223 93H224V95H225V97L227 98H225L224 97V99H223ZM247 93V94H246ZM23 94V96H21ZM52 94H53V96H52ZM62 94L64 95V97L66 96V98H64L63 96H62ZM123 94H125V95H123ZM159 96V95H162V96H160V97H158L157 95ZM166 94V93H165ZM164 94V97L166 96V98H167V96H169V94L167 95H165ZM177 94H176V96H177ZM182 94H184V95H182ZM215 95V97H213L214 95ZM222 94V95H221ZM234 94V95H233ZM239 94V95H238ZM25 95V96H24ZM40 95V96H39ZM94 95H97L96 96V100H94L95 99V96L93 97ZM119 95L122 97V96H124V97H122L121 99H118L119 98ZM146 95V96H145ZM213 95V96H212ZM233 95V96H232ZM245 95V96H244ZM19 96H21V97H19ZM55 96H56V98H55ZM59 96H61L60 98H59ZM77 96H80L79 98L77 97ZM110 96L113 98L114 97V99L111 101V99L112 98H110ZM115 96H118V97H115ZM132 96V97H131ZM143 96H145V97H143ZM207 96H208V98H207ZM216 96H222V97H218L219 98V100L220 101H218V100H216V101H218L217 103H216V101H214V99H216ZM236 96H237V98H238V100L239 101H237V100H235L236 99ZM240 96V97H239ZM244 96V97H243ZM23 97H24V99H23ZM51 97V98H50ZM98 97V98H97ZM100 97V98H99ZM137 97V98H136ZM139 97H142V99H140ZM149 97V98H148ZM152 97V98H151ZM170 97V96H169ZM168 97V98H169ZM204 97H206L207 98V101H206V99H204ZM210 97L211 98H213V100L212 99H210ZM45 98L47 99V100H45ZM57 101H55L54 99ZM62 98H64L63 100H62ZM81 98H83V100L81 99ZM86 98V100H89V102L90 103H85L86 102V100H85V102H83L84 101V99ZM94 98V99H93ZM108 98H110V100L108 99ZM116 98H117V101H116ZM125 98H127L128 99V101H130V99H132V100H142L141 101V103L140 104H142L141 106H134L135 108H133V105H131V104H133L131 101V104L128 102V101H124V100H127V99H125ZM148 98V102L147 101H145L144 102V99H147ZM220 98H222V99H220ZM234 100H233V99ZM241 98H244V99H240ZM45 100V101H43V100ZM49 99V100H48ZM59 99V100H58ZM81 99V100H80ZM124 99V100H123ZM157 100V101H155V102H152L151 100ZM210 99V100H209ZM24 100V101H23ZM54 100V104L52 103V108H47V107H50V106H48L47 104H50V103H48V102H52ZM93 100V101H92ZM115 100V101H114ZM118 100H119V103H120V100L122 101V102H124L123 104H124V106H123V104H121L120 103V105H119V103H117L118 102ZM227 100H228V103L229 104H231V106L229 105V106H227ZM43 101V102H42ZM61 101V102H60ZM82 101V102H81ZM183 101H185V103H183ZM203 101H204V103H203ZM226 101V102H225ZM236 103H235V102ZM88 102V101H87ZM99 102V103H98ZM102 104H101V103ZM153 104H152V103ZM158 102V103H157ZM219 102H221V104L219 103ZM234 102V103H233ZM238 102V103H237ZM263 102V103H262ZM47 103V104H46ZM56 103V104H55ZM85 103V105H83ZM96 105H95V104ZM117 103V104H116ZM130 104L131 105V107H130V105H129V108L126 106V104ZM181 103V104H180ZM187 103V105H185L187 108L185 109V106L184 105H182V104H186ZM220 105H219V104ZM46 104V105H45ZM61 104V105H60ZM70 106L71 108H73V110H74V112H72V113H62V115H61V113H60V109L64 106ZM89 104V106H87V105ZM90 104H91V106L93 107V105L92 104H94V107L95 108H93L92 109V107H90ZM101 104V105H100ZM117 106L118 107V105L121 107L122 106V108H124V107H126V109L124 110H122V108H119V109H117L115 106ZM144 104H146V106L144 105ZM51 105V104H50ZM99 105V106H98ZM148 105H150V106H148ZM179 105V106H178ZM215 105V106H214ZM10 106H11V108H10ZM12 106H13V108H12ZM45 106V107H44ZM47 106V107H46ZM59 106H60V108H59ZM79 106H86L87 108V110H81V109H84L85 107H80L79 108ZM100 107L99 109H98V107ZM101 106H103L102 108H101ZM148 106V107H147ZM172 106V107H171ZM181 106H182V108H183V106H184V109H182L181 108ZM217 106H219L218 108H217ZM41 107V108H40ZM44 107V108H43ZM136 107H142V108H139V110H136ZM148 109H147V108ZM150 107H151V109H150ZM5 108V109H6ZM47 109V111L50 109L52 112L54 111V112H56V114L59 112V114L58 115H56L54 112H53V114H54V116L53 115H51L52 114V112L49 110L48 112H46V109ZM54 108H56L57 110L55 111V110H53ZM116 108V109H115ZM130 108H132V109H130ZM147 109L146 111L144 110V109ZM170 108H171V110H170ZM179 108H181V109H179ZM10 109V110H9ZM38 109H40V110H38ZM59 109V110H58ZM89 109V110H88ZM97 110V111H95V110ZM102 109H103V111H102ZM128 109V110H127ZM177 110V113H178V115H180V114H182V113H184L183 114V117H184V115H187V116H185L184 117V119L185 120H179L175 115L177 114L176 113V110ZM199 109V110H198ZM200 109H201V111H200ZM35 110V111H34ZM48 114V115H45L46 113L44 112V111ZM94 110V111H93ZM100 112H99V111ZM113 110H122V112H125L126 110V112H125V114L123 113V115L122 116H124L125 118L127 117H129V119H125V118H123L122 119V116H121V118H120V113H122L121 111H120V113H118V112H116L115 111V113L116 114H114L113 112ZM133 110V111H132ZM135 110V111H134ZM140 110H142V111H140ZM151 110V111H150ZM173 110H174V115L172 114V112H173ZM181 110H183V111H181ZM198 110V111H197ZM203 110V111H202ZM6 112H7V110H5ZM36 111H37V114L36 115H34V113H36ZM84 111V112H83ZM90 111H93L92 112V115H91V113H90ZM135 112V113H132V112ZM140 111V112H139ZM143 111H145V112H143ZM147 111H150V113H152L153 114V116L151 117V115L152 114H150L149 112H148V114H147ZM170 111V112H169ZM206 111H207V114H205L206 113ZM208 111L210 112V114L208 113ZM87 112V113H86ZM95 112H97V113H95ZM110 112H112L111 113V115L113 114V116H114V119L112 118L113 116H106V115H110ZM130 112V113H129ZM136 112H138L139 114V116H137L136 114ZM166 112H169L171 115H168ZM180 112H182V113H180ZM187 112V113H186ZM191 112V113H190ZM194 112H195V114H194ZM204 113V114H202V113ZM45 113V114H44ZM51 113V114H50ZM83 113V114H82ZM84 113H86L87 115H85ZM88 113H90V114H88ZM105 113H108V114H105ZM143 113H145V114H143ZM163 113H165V115L163 114V116H166L167 115V117H172V119L171 120H174L173 122L171 121L169 124H168V122H169V119H170V117H169V119L166 117V119H165V117H163V116H161ZM189 113H190V115L193 113L194 115H189ZM196 113H197V115L199 114V117H202V118H199L197 115H196ZM259 113L261 114V115H259ZM262 113H263V115H262ZM128 114V115H127ZM130 114V115H129ZM132 114V115H131ZM135 114V115H134ZM140 114H141V116H140ZM154 114H155V116H154ZM200 114H201V116H200ZM33 115V116H32ZM38 115V116H37ZM85 115V116H84ZM117 115V116H116ZM150 116L151 117V119H152V122L153 123H155V122H157V120L158 119H160V118H164L165 120H167L168 119V122L166 121V123H167V127L168 128H170V132H166V130H167V128H166V126H165V124L166 123H164V121L162 120V119H160V120H158V126L160 127L161 125V127L159 128V127H157L156 125V123H155V126L158 128V131H159V129H160V131H163V129H164V127L166 128V130L164 129V131H165V133H161V132H159L158 133V131L157 132H155L154 134L156 135H154L155 136V140H154V138L153 139H151L152 137H154L153 136V134H152V136L151 135H148V137L146 138V136H147V134L145 133V128L147 129V127L150 125V123H148V121H149V119H150V117L148 118H146V116L143 118V120H142V117L143 116ZM158 115V116H157ZM203 115H204V117H203ZM220 115L223 117L224 116V118H219L220 117ZM227 115V116H226ZM242 115V117H247L248 119H246V117L245 118H243L242 119V117H240ZM243 115H245V116H243ZM256 115H258V116H256ZM36 116V117H35ZM60 116V117H59ZM74 116H77L78 118H82V119H80V120H78V118L77 117H75V118H77L76 120H78V121H76L75 120V118H74ZM83 116V117H82ZM87 116H88V118H87ZM135 116H137V117H140V122H142V121H144V119L146 118V120H147V122L146 121H144V123L142 122V123H139V118H135ZM188 116H189V118H188ZM225 116H226V118H225ZM255 116L257 117V118H255ZM261 116H263L262 118H259V117H261ZM31 117V118H30ZM35 117V118H34ZM73 117V118H72ZM85 117H86V122L84 123V121H85ZM110 118V119H108V118ZM115 117H116V119H115ZM133 117V119H132V122H131V118ZM153 117H155V120H153L154 118ZM157 117V118H156ZM174 117V118H173ZM188 119H187V118ZM191 117H192V119H191ZM20 118H21V120L24 122L25 121V119L29 122V120L31 119L33 122H31V120H30V122L28 123L27 121L26 122H24V123H20V122H22L21 120H20ZM37 118V119H36ZM120 118V119H119ZM219 118V119H218ZM253 118H255V119H253ZM9 119H11V121L9 120ZM17 121H16V120ZM36 121V122H34V120ZM73 119V120H72ZM121 119L123 120L122 122H121ZM150 119V120H151ZM157 119V120H156ZM190 119H191V121H190ZM198 121H197V120ZM201 119H203L204 121L203 122H199V121H202ZM223 119H224V122H221V121H223ZM9 120V121H8ZM126 120V121H125ZM133 120H134V123H133ZM138 120V121H137ZM161 120L163 121V123L161 122ZM180 122H179V121ZM195 120V123H193V121ZM218 120V121H217ZM226 120V121H225ZM240 120V121H239ZM242 120V121H241ZM245 120V121H244ZM255 120H257L256 122L257 123H254L255 122ZM258 120H260L259 122H258ZM130 121V122H129ZM136 121V122H135ZM159 121H160V123H159ZM177 121L179 122V124L177 123ZM184 121H186V122H184ZM189 121L191 122V124H193L192 126H195V124H196V121H197V124H200L201 126L202 125H204V126H200L201 128H203V129H210L211 131H206V132H201V129H200V127H198L199 129H197L196 130V133L194 132V134H191V138L189 137L188 139L186 138V136L187 135H190V134H188V131H186L185 129L186 128H184V127H187V129H188V126H189V124H187V125H185L186 123H189ZM247 121V122H246ZM11 122H19V124L21 125V126H23L24 127V125H25V127L23 128V127H20L18 130H14L15 131V133L13 132V130H12V128H11ZM76 122V123H75ZM79 122V123H78ZM82 124H81V123ZM116 122H118V123H116ZM120 122H121V124H120ZM126 122H128V123H126ZM139 123L140 125H142L143 126V128H142V126L140 127V125L138 126V125H136L135 123ZM151 122V123H152ZM176 122V123H175ZM181 122H183V123H181ZM199 122V123H198ZM205 122V123H204ZM216 122L218 123V125L216 124ZM219 122H221L222 124H220ZM234 122H236V123H234ZM262 124H261V123ZM10 123V124H9ZM27 123V124H26ZM32 125H31V124ZM123 123V124H122ZM130 123V124H129ZM137 123V124H138ZM148 123V124H147ZM176 124V125H174V124ZM185 123V124H184ZM209 123V124H208ZM6 124V125H5ZM9 124V125H8ZM28 124H30L31 126H29ZM34 124H35V126H34ZM99 124V126H97V128H95L96 127V125H98ZM103 124V125H102ZM125 124V125H124ZM135 126H138V127H135ZM147 124V125H146ZM164 124V125H163ZM181 124V127L183 126V124H184V126H183V128H180V130L178 129L179 128V125ZM191 124H190V126H191ZM236 124V125H235ZM262 125V127L261 126H259V125ZM27 125V126H26ZM37 125V126H36ZM82 125H84V126H82ZM85 125L87 126V125H89V126H91V127H89V126H87V128L85 127ZM102 125V126H101ZM121 127H120V126ZM127 125V126H126ZM131 125H133L132 127H130ZM144 125H146V127H144ZM151 125H153V124H151ZM150 125V126H151ZM209 126V127H207V126ZM217 127H216V126ZM220 125H221V128H223V134L222 135H220V134H214L213 133V130L215 129V127L216 128H220ZM222 125H224V127L222 126ZM240 125H242V126H240ZM10 126V127H9ZM34 126V127H33ZM38 126H39V128H38ZM50 126H52L51 127V129H53L54 131H53V133H50L51 135H47V134H49V130L48 129H50ZM80 126L81 127H83V128H80ZM95 126V127H94ZM103 126H105L104 128H103ZM126 126V127H125ZM164 126V127H163ZM171 126H172V130H171ZM173 126H175V127H177V128H175L174 130H173ZM197 126H199V125H197ZM215 126V127H214ZM237 126H240L239 127V129H237L238 127ZM4 127H7V128H4ZM37 127V128H36ZM85 127V128H84ZM94 127V128H93ZM98 127L100 128V129H98ZM110 127V128H109ZM119 127V128H118ZM237 127V128H236ZM8 128H9V130H8ZM11 128V129H10ZM32 131V132H30V130ZM46 128H48V129H46ZM56 128V129H55ZM103 128V129H102ZM106 128H108V129H110V133L108 134V132L106 133ZM137 128H139V129H137ZM142 128V129H141ZM149 128V127H148ZM212 128V129H211ZM25 129V130H24ZM36 129H37V131H36ZM41 131H39V130ZM79 129H82V130H79ZM83 129H84V131L85 130H87L85 133H83ZM91 129H93V131H96L97 130V132L98 133H96V132H94L93 134H94V136L93 135H91L90 134V132L92 131ZM106 131H105V130ZM124 129H126V132H125V130ZM129 129V130H128ZM132 129V130H131ZM177 129V130H176ZM183 129V130H182ZM6 130V131H5ZM20 130V131H19ZM47 130H48V132H47ZM55 130H56V132H55ZM76 130H79L78 132L76 131ZM89 130V131H88ZM100 130L101 131H103V134H101V132H100ZM111 130H113V132L111 131ZM138 131V133H136L137 131ZM157 130V129H156ZM2 131H3V133H2ZM24 132V131H26L25 133H22V132ZM27 131H29V132H27ZM82 131V132H81ZM92 131V132H93ZM117 131V132H116ZM122 131V132H121ZM124 131V132H123ZM131 133H130V132ZM134 131H135V134H134ZM140 131L144 134L145 133V135H142V136H140V134H142V133H140ZM168 131V130H167ZM172 131V132H171ZM176 131H177V134H176ZM181 131V132H180ZM185 131V132H184ZM205 131V130H204ZM20 132V133H19ZM47 132V133H46ZM74 132H76L77 134H75ZM80 132V133H79ZM105 132V133H104ZM120 134H119V133ZM133 132V133H132ZM173 132H175V134L173 133ZM225 132V133H224ZM16 133H17V135H16ZM30 133H31V135L32 136H30ZM78 133L79 134H81V135H78ZM123 133V134H122ZM127 134L126 136L128 137V136H130V135H135V137H136V135L138 134V136L135 138V140H133L131 143H130V145H131V150H130V152L128 153V152H122L121 150H119V143L121 142V141H123L124 139H126L127 137L126 136H124L125 134ZM166 133L168 134V135H166ZM170 133V134H169ZM173 134V137H177V135H180L178 138H173V137H171L172 136V134ZM179 133V134H178ZM184 133V134H183ZM246 133L248 134V136H250V137H248L247 135H246ZM21 134H22V136H21ZM83 134H84V136H89L88 138L87 137H84L83 136ZM87 134V135H86ZM88 134H90V135H88ZM106 134V135H105ZM116 134V135H115ZM130 134V135H129ZM163 135V143L161 142V138H160V136H158V135ZM166 136H165V135ZM184 136H183V135ZM213 134V135H212ZM244 134V135H243ZM35 135L36 136H38L37 138H38V140L36 139V137H35ZM47 135V136H46ZM77 135H78V137H77ZM100 135V136H99ZM110 135V136H109ZM162 135H161V137H162ZM192 135H194V137L192 136ZM212 135V136H211ZM216 135H218L217 137H216ZM224 135V136H223ZM245 135H246V137H245ZM16 136V137H15ZM21 136V137H20ZM30 136V137H29ZM43 136V137H42ZM97 136V137H96ZM99 136V137H98ZM101 136H102V138H101ZM113 136V137H112ZM115 136V137H114ZM116 136H118V137H116ZM120 136H123V137H121L122 139H120L119 137ZM139 136L142 138L143 137V139H146V140H144L143 141V139H141V138H139ZM144 136H145V138H144ZM151 136V137H150ZM158 136V137H157ZM168 136H170V138H168ZM242 136H243V138H242ZM19 137V138H18ZM22 137H24V139L25 138H27V139H22ZM39 137H41V138H39ZM48 138V139H46L47 140V142H46V140H45V138ZM80 137V139H78ZM92 137H93V140H92ZM110 137H112V139L110 138ZM76 138V139H75ZM86 138V139H85ZM96 138H97V140H99V141H97L96 142ZM99 138V139H98ZM104 138V139H103ZM117 138H119L120 140H117ZM150 138V139H149ZM160 138V139H159ZM172 138V139H171ZM221 138V139H220ZM250 138V139H249ZM253 138V140H251ZM10 139V140H9ZM17 139H18V141H17ZM34 139H36L37 140V144H35V145H31V146H27V145H25V143H26V141L27 140H29V141H32V142H34V143H36V141H33ZM41 139V140H40ZM77 139L79 140V141H77ZM90 139V143H89V141L88 140ZM101 139V140H100ZM107 139V140H106ZM108 139H109V141H111V142H109L108 141ZM141 139V140H140ZM159 139V140H158ZM168 139H170V141L168 140ZM243 139H248V141L249 140H251V142L249 143L248 142V144L249 145H251V143L252 142H254L255 144L253 145V147H249V145L247 144V140L245 141V140H243ZM14 140V141H13ZM40 140V141H39ZM48 140H49V142H48ZM92 140V141H91ZM114 140V141H113ZM118 141L117 143H116V141ZM152 140H154V141H152ZM171 140L173 141V142H171ZM240 140L241 141H244V145L242 144V146H241V142H240ZM15 141H16V143H15ZM46 142L47 144V146L48 147H50V148H48L47 146H46V150H44V151H42L41 150V152H37L36 150H37V147H36V145H39L40 143L41 144H45V143H42V142ZM51 141V142H50ZM108 143H107V142ZM120 141V142H119ZM144 143H143V142ZM148 141L150 142V143H153V144H156V145H160V147H162V149L165 151H163L161 148V150L163 151V154H162V152H160V151H158V152H156V151H152L151 149L148 151V148L146 147H144V146H147V145H145L146 143H148ZM152 141V142H151ZM167 143H166V142ZM168 141H169V143H168ZM182 141V142H181ZM239 141V142H238ZM257 141V142H256ZM10 142H14L13 144H14V146H13V144L12 143H10ZM40 142V143H39ZM72 143V145H71V143ZM73 142H77V143H79L78 145H77V143H73ZM88 142V143H87ZM91 142H96L97 144H96V146L94 145V143H93V145H92V143ZM106 142V143H105ZM114 142V143H113ZM134 142V143H133ZM171 142V143H170ZM233 144V145H231V143ZM234 142V143H233ZM235 142H237L238 144H236ZM18 143V144H17ZM19 143H21V145L19 146ZM55 143V144H54ZM69 143V144H68ZM87 143V144H86ZM101 143H103V144H101ZM110 143V144H109ZM142 143H143V145H142ZM160 143H162V145L160 144ZM166 143V144H165ZM182 143H184V144H182ZM229 143H230V145L231 146H235V145H238V146H241L236 152H234L233 151V149H235V147L233 148V147H231V149H230V145H229ZM243 143V142H242ZM247 144V146H246V144ZM257 143V144H256ZM53 146H52V145ZM67 144V145H66ZM74 144V145H73ZM88 144H91L92 146H93V149H94V147H98L99 145H100V147H101V145H103L101 148L100 147H98L97 149H95L94 151H93V149L91 148V147H87L88 146ZM108 146H107V145ZM165 144V145H164ZM253 144V143H252ZM11 145L12 147H9V146ZM24 145H25V147H24ZM55 145V146H54ZM75 145H77V147L75 146ZM111 145H114L113 147L111 146ZM229 145V146H228ZM22 146V147H21ZM66 146H70L71 147V149H72V154H74V155H72V154H67V156L66 155H64V157H63V155H60V150L61 149H63L62 147H64V148H67ZM73 146H75V147H73ZM81 146H83V149H82V147ZM90 146V145H89ZM142 147V149H141V147ZM179 146V147H178ZM180 146H181V148H180ZM221 146V149L219 148ZM245 146V147H244ZM8 147V148H7ZM27 147H29V148H31V149H29V148H27ZM35 147V148H34ZM52 147H54L53 149H52ZM69 147V148H70ZM87 147V148H86ZM106 147V151H104L105 149H103V148H105ZM108 147V148H107ZM112 147V148H111ZM115 147H117V148H115ZM139 147V148H138ZM178 147V148H177ZM223 147V148H222ZM225 147H227L228 149H230L231 150V152H229L228 151V149H226ZM5 148H7V149H5ZM10 148H12V149H10ZM73 148H75L76 150H74ZM87 149L86 151H84L83 152V150L84 149ZM167 148H169V149H167ZM53 151V154L51 153V151ZM99 149V150H98ZM108 149V150H107ZM110 149V150H109ZM119 151H118V150ZM141 149V152H139V150ZM178 149H180V150H178ZM219 149L220 150H227V152H229L228 154H227V152L225 151V152H220L219 151ZM4 150V151H3ZM79 150H82V151H80L79 152ZM92 151L91 153L89 152V151ZM97 150H98V153H97ZM114 150H117L118 151V153H117V151H114ZM137 151V153L135 152V151ZM144 152H143V151ZM166 150H168L167 152H166ZM172 150V151H171ZM178 150V151H177ZM6 151H7V153H6ZM50 151V152H49ZM59 151V152H58ZM73 151H75V152H73ZM76 151H77V153H76ZM101 151V152H100ZM107 151H108V153H107ZM113 151V152H112ZM121 151V152H120ZM147 151V152H146ZM169 151H171V152H173L174 151V153L172 154L171 153V158H170V161H171V163L169 162V160H167V159H169V158H167L166 156H164V155H166V154H169ZM182 152V153H180V152ZM4 152L6 153V155H4ZM8 152L10 153V154H8ZM49 152V153H48ZM94 152H96V153H94ZM102 152H104V155H103V153ZM106 152V153H105ZM114 152H115V155H113L114 154ZM119 152H120V154L122 155V157L120 156V154H119ZM136 154H135V153ZM149 152H151V153H149ZM156 152V153H155ZM177 152H179L178 154H180L179 155V157L175 154V153H177ZM232 152H234V153H232ZM241 152V153H240ZM2 153H3V157H2ZM18 154V156H15V158H14V154ZM44 153H45V155H47V153H48V155L47 156H45L44 155ZM77 155H80L81 153V158L79 157V156H77ZM87 154V156L85 155V154ZM90 153V154H89ZM92 153H94V154H92ZM102 153V154H101ZM124 153H127V155L126 154H124ZM133 153V154H132ZM141 154L140 155V158H141V161H140V158H137V159H135V157H138L137 155H139V154ZM145 153H146V156L143 158V156L145 155ZM148 153L150 154V156H151V158H150V156H148ZM153 153H154V156H153ZM184 153V154H183ZM227 155H226V154ZM11 155V156H8V155ZM13 154V155H12ZM41 154V156H42V154L44 155V157L42 156H38V155H40ZM50 154V155H49ZM56 154H59V155H56ZM91 154L93 155V157H91ZM105 154L107 155V154H110V156H111V154H112V156L110 157L109 155H107L106 156V158L104 157L103 158V156H105ZM162 156H161V155ZM175 154V155H174ZM183 154V155H182ZM233 154H235V156L236 155H242V156H236V157H240V158H238V159H235V156H232ZM101 155V156H100ZM131 155V156H130ZM134 155H136V156H134ZM170 155V154H169ZM182 155V157H181V160L179 159L180 158V156ZM210 156V159L209 158H206L207 156ZM212 155H213V157H212ZM5 156V157H4ZM7 156V157H6ZM38 158L39 157V160H41V162H42V159H44L43 160V162L45 163H41L40 162V164L39 163H37L38 162V159H37V162H35L34 163V161H33V157H34V160H35V158L36 157ZM51 156V157H50ZM59 156V157H58ZM70 156V157H69ZM74 156H75V159H74ZM90 156V158H88ZM99 156V157H98ZM117 156H118V159H116L117 158ZM128 157V159L126 160V158ZM148 156V157H147ZM156 156H158L157 158H156ZM208 156V157H209ZM230 156V157H229ZM18 157H20V158H18ZM22 157V158H21ZM26 157V158H25ZM42 159H41V158ZM48 157H50V159H52V160H56V158H58L56 161H58L59 160V158H60V160L62 161H58L57 163H55L54 165H49L48 166V169H47V165H46V159L47 160H49V158ZM54 159H53V158ZM62 157V158H61ZM77 157V158H76ZM86 158V160H87V162H85L86 160H84L85 158ZM96 157L97 158H99V159H96ZM116 157V158H115ZM123 158V157H125V162H123V160L121 161V158ZM146 157L148 158V159H146ZM160 157V158H159ZM162 157V158H161ZM177 157V158H176ZM232 157V158H231ZM25 158V159H24ZM29 158H32L31 160L33 161H31L30 162V160H29ZM68 159L67 160V165L64 163V162H66V160H64V159ZM73 158V159H72ZM80 158V159H79ZM93 158V159H92ZM103 158V159H102ZM110 158V159H109ZM115 158L116 159V162H115V159H114V161H113V159ZM131 160H130V159ZM150 158V159H149ZM178 160H180L181 162L179 163V160L177 161L176 159ZM182 158H184V159H182ZM19 160V161H17V162H19L18 164H17V162L15 163V161L16 160ZM27 159V160H26ZM83 159V160H82ZM94 159H95V163L93 162L94 161ZM107 159H109L110 160V163L113 165V163L115 162L116 164H115V167H114V165L113 166H110V165H108L107 163H109L108 162V160ZM133 159V160H132ZM143 159V160H142ZM160 159H162V161L163 162H165V160H166V163H163ZM164 159V160H163ZM174 159V160H173ZM207 159H209V162L208 161H206ZM235 159V161L237 162H235V161H230V160H234ZM4 160V161H3ZM25 160L26 161H28L29 160V162L30 163H32V164H34L36 167L35 168H33L32 166H34V165H32V164H30V166L33 168V172H35L34 174L32 173V171L30 170V168L31 167H29V165L28 164H26L25 163ZM75 162V164H74V162ZM90 160V161H89ZM97 160V161H96ZM111 160L113 161V163L111 162ZM128 160H130L129 162H128ZM137 160V161H136ZM148 160H149V162H148ZM150 160H153L152 162L150 161ZM173 160V161H172ZM211 160V161H210ZM213 160V161H212ZM214 160H215V162H214ZM238 160H240V161H238ZM244 160V161H243ZM246 160V161H245ZM247 160H250V161H248V163L249 162H251L252 164H246V163H242V162H247ZM22 161H24V163H25V165H26V167H24L25 165H23L21 162ZM36 161V160H35ZM64 161V162H63ZM70 161H72V162H70ZM77 161H78V164H77ZM83 163H82V162ZM101 161H102V163H101ZM106 161V162H105ZM131 161H133V162H138V163H131ZM140 161V162H139ZM146 161V162H145ZM159 161H161V163L163 164V167H162V165L159 163ZM177 161V163H178V166H180V170H178L177 168H178V166L176 165V162ZM206 163H205V162ZM255 161V162H254ZM79 162H80V164H82V165H80L79 164ZM92 162H93V164H92ZM105 163V165H104V163ZM118 162H121L122 164H120V163H118ZM143 162H144V164H143ZM156 162H158V163H156ZM204 162V163H203ZM214 162V163H213ZM235 162V163H234ZM60 163V164H59ZM64 163V164H63ZM71 163V164H70ZM85 163H88V164H85ZM123 163L125 164V165H123ZM152 163V164H151ZM203 164L202 166L201 165H199V164ZM217 163H219V164H217ZM242 163V164H241ZM254 163H255V165H254ZM20 164V165H19ZM22 164V165H21ZM38 164V165H37ZM72 164H74V166L72 167ZM77 164V165H76ZM84 164H85V166H84ZM108 166H107V165ZM130 164H132V165H137V164H139V165H141V169H143L144 168V170H146L148 167V169H152L153 171H159L160 173L162 172V171H164V172H162L161 173V179H160V181H159V183L161 184V185H163V184H165V182L166 181H169V180H173V181H177V182H180L181 184H184L183 185V187H181V188H179V189H176V191H177V193H176V191L175 190H171V193H170V195L172 194V193H176V194H172L171 196L170 195H168V193H167V191H166V189H165V187L164 186H161L160 188H159V186H158V188L156 189V191H158V192H156V193H159V199H157V201L159 202V204H158V202L156 201H154V197L153 198H151L155 203H153V201L152 200H150V196L152 197V196H155V194H151V193H147V192H145L146 190L145 189H143V187H142V190L141 189H139V187H136L137 189H138V191L142 194H138V192H137V190H135L136 188H134L133 190V193H135L136 194V199H135V201H136V203L134 202V200H132V201H126L125 203H120V200H118L120 197H114V198H112V199H110L111 197H112V194L115 192H118L119 190H125L124 188H128V187H130V186H128L129 184H127V181L126 180H121V181H118L117 182V184H118V186H117V184L116 183H114L115 181H116V179H117V175H119V173L121 174V172H122V174L121 175H124V177L126 176V178H127V176H129L128 178H131V174H132V172H131V168L128 166V165ZM143 164V165H142ZM147 164H151L150 166L149 165H147ZM159 164V165H158ZM164 164H167V165H164ZM175 164V165H174ZM188 164V165H187ZM189 164H191V165H189ZM198 164V165H197ZM214 164H216V166H218V165H220V166H218V167H216ZM45 165H46V167H45ZM64 165V166H63ZM65 165H66V167H65ZM79 165V166H78ZM88 165V166H87ZM89 165H90V167H91V171L92 172H90V171H88V173H87V170L89 169ZM119 167H118V166ZM121 165H123V166H126V167H122ZM147 165V166H146ZM169 165V166H168ZM182 165V166H181ZM183 165H185V166H183ZM187 165V166H186ZM206 165V166H205ZM213 165H214V167H213ZM243 165V166H242ZM245 165V166H244ZM261 165V166H260ZM19 166L20 167H23V169L25 170V171H28L27 170V168L29 167V173H32L33 175H31V174H29L31 177H29V175H28V177H27V173L28 172H25L26 173V177L29 179V178H32L33 179V181L31 182V183H27L28 181V179L25 177L24 178V172H23V170H20V169H22V168H19ZM40 166V167H39ZM41 166H43V167H45V169L42 167L41 168ZM57 168H60V169H56L55 167ZM61 166V167H60ZM63 166V167H62ZM67 166L70 168V169H73L72 170V173L69 175V177L67 178L64 174L65 173H67L66 172V170H68L67 169ZM82 166V167H81ZM102 166V167H101ZM112 169H114L115 168V170L117 171L116 173H115V176H114V174H112V173H114V172H112L111 173V168ZM142 166H143V168H142ZM144 166H146V167H144ZM158 166V167H157ZM165 166H168V167H165ZM171 166H172V171H171ZM174 166L176 167L177 166V168L176 169H174ZM193 166H197L198 168H199V170H198V168L197 169H195V167H193ZM206 168H205V167ZM210 166L212 167V168H210ZM240 166H242V167H240ZM248 166V167H247ZM39 168V169H36V168ZM76 167H77V169H76ZM87 167V168H86ZM104 167V168H103ZM105 167H107V168H105ZM118 167V168H117ZM122 167V168H121ZM140 167V166H139ZM153 167H154V169H153ZM157 167V168H156ZM187 167V168H186ZM191 167H193L194 169H192ZM200 167H203L202 169L200 168ZM207 167L208 168H210L209 169V171H212V173L211 172H207ZM215 167L216 168H218V170L217 169H215ZM244 167H247V168H245V169H242V168H244ZM256 167V168H255ZM17 168H19V169H17ZM49 168H52V169H50V174L48 175V170H49ZM53 168H55V169H53ZM66 169V170H64V169ZM76 170H75V169ZM110 170H109V169ZM124 169L125 170V168H126V170L124 171V170H122L121 171V169ZM128 168V169H127ZM146 168V169H145ZM158 168H160V169H162V170H159ZM220 168H221V171H219L220 170ZM10 171H9V170ZM16 169H17V171H18V174H19V176L18 177H21L19 180L20 181H22L21 182V184H19V183H16V179L14 178L15 177V175L14 174H16V178H17V171H16ZM62 169L64 170V171H62ZM84 169H87L86 171L84 170ZM103 169H104V171H103ZM118 169H120V172H119V170ZM130 169V170H129ZM158 169V170H157ZM168 169V170H167ZM185 169H188V171L186 170L185 171ZM189 169H190V171H189ZM204 169V170H203ZM212 169V170H211ZM260 169H262V170H264V168H260ZM13 170H14V172H13ZM37 170H39L38 172H39V175L37 174L38 172H37ZM42 170H44V171H42ZM55 170V171H54ZM56 170L58 171V174H63V176L66 178H63V176H61V178H59L60 180H58V179H54L55 177L53 176V175H55V174H57V172H56ZM60 170V171H59ZM82 174V176L80 177V173H78V171ZM84 171V173H82L83 171ZM106 170H107V172H106ZM173 170H175V171H173ZM176 170H177V172H176ZM195 170V173H193V172H191V171H194ZM196 170H197V175H196ZM200 170H202V172L200 171ZM259 170V169H258ZM16 171V172H15ZM40 171H42V172H44V174L42 173V172H40ZM52 171H54L55 173L53 174V172ZM61 171H62V173H61ZM74 171H76L77 173H75L74 174ZM171 172V174H170V172ZM184 173H183V172ZM214 171V172H213ZM4 172H9L8 174L6 173V175L5 176H2V174L4 173ZM12 172H13V175H12ZM37 172V173H36ZM48 172V173H47ZM93 172H95L94 174H96L95 175V177H94V179H90V178H93V176H94V174L92 175V173ZM124 172V173H123ZM129 172V175L127 174ZM173 172V173H172ZM187 172V174H185ZM215 172H218V174H216L215 175ZM220 172V173H219ZM251 172H249V176L251 177V175H250V173ZM253 172H252V175H253ZM20 173H21V175H20ZM40 173H42L44 176L47 174L48 175V177L50 178V180H49V178H47L46 179V177H47V175H46V177H44V176H41V177H39L40 175H42V174H40ZM85 173H87V174H85ZM91 173V174H90ZM101 173V174H100ZM107 174V176H105L106 174ZM108 173H109V175H108ZM118 173V174H117ZM176 173V174H175ZM182 175H181V174ZM201 173H208L207 175L209 176H207V175H202L203 177H201ZM11 174V175H10ZM77 174V175H76ZM80 174V175H79ZM101 176H99V175ZM103 174V175H102ZM110 174H111V176H110ZM127 174V175H126ZM163 174V175H162ZM169 174V175H168ZM178 174V175H177ZM181 176H180V175ZM185 174V176H183ZM192 174V175H191ZM198 174H200V175H198ZM4 175V174H3ZM24 175V176H23ZM35 175V176H34ZM75 175V176H74ZM79 175V176H78ZM84 175V176H83ZM88 175H90V178H89V176ZM171 175H174L173 177L171 176ZM211 175V176H210ZM212 175H214V176H212ZM10 176L12 177L13 176V178H10ZM32 176H34V177H36V178H38L39 177V179H36V178H34V177H32ZM51 176V177H50ZM76 177L77 179L75 180L74 179V177ZM87 176H88V178L89 179H87ZM102 176H104V177H102ZM115 177V179H114V177ZM165 176V177H164ZM190 176H192L191 178H190ZM197 176V177H196ZM201 178L200 180H199V177ZM206 176V178H207V180L204 178ZM86 177V178H85ZM106 177H108L107 178V182H109L110 181V178L112 177L113 179H111V181H113V180H115L114 182H109V184L106 182ZM110 177V178H109ZM170 177L172 178V179H170ZM177 177V179H175ZM186 177V178H185ZM196 177V180L195 179H193V178H195ZM211 177H212V180L213 179H215V180H210V181H208V178H210L211 179ZM247 177H248V173H247ZM9 178H10V180H9ZM22 178H24V179H22ZM41 178H44L43 180L41 179ZM73 179V180H71V179ZM79 178H81V179H79ZM84 178V179H83ZM99 180H98V179ZM104 180H103V179ZM127 178V179H128ZM187 178H188V180H187ZM202 178L204 179V180H202ZM249 178V177H248ZM252 178V177H251ZM15 180V181H13V180ZM26 179V180H25ZM32 179H30V180H32ZM47 181H46V180ZM56 181L55 183H57V184H54L53 185V183H54V180ZM65 179V180H64ZM69 179V180H68ZM148 179H150V178H147V180ZM185 179V180H184ZM193 180V181H191V180ZM242 179H243V181H242ZM30 180H29V182H30ZM35 180H37L38 182H39V184H37V181L35 182ZM41 180L42 181H44V183L46 184L47 182H50V184L49 183H47L46 185L49 187V188H46V185H45V188L47 189V191H49L50 190V192H47L46 191V189L44 188V184H43V182H41ZM51 180H52V183H51ZM61 180H62V182H63V184L62 183H60L61 182ZM67 180V181H66ZM75 180V181H74ZM80 180V181H79ZM84 180V181H83ZM102 182H101V181ZM166 180V181H165ZM197 180L198 181H200L199 182V184H198V186H197ZM206 180V181H205ZM6 181V182H5ZM13 181V184L11 183ZM60 181V182H59ZM69 181V182H68ZM94 181H96V184H95V182L93 183ZM104 181V182H103ZM163 181V182H162ZM165 181V182H164ZM215 181H218L217 183H220V184H217ZM236 181H239V184L236 182ZM243 182L242 184H244V185H242L241 184V182ZM2 182H4V183H2ZM9 182H10V184H9ZM15 182V183H14ZM24 182H25V185H23L24 184ZM41 182V183H40ZM65 182V183H64ZM67 182H68V184H67ZM71 182V183H70ZM75 182H76V184H75ZM79 182V183H78ZM107 184H106V183ZM185 182L188 184V186H187V184H185ZM190 182V183H189ZM205 182V183H204ZM248 182H250V181H248ZM2 183V184H1ZM23 183V184H22ZM32 184L31 186H29V185H27V184ZM33 183H36L35 184V186H34V184ZM60 183V184H59ZM69 183H70V186H69ZM101 183H104V184H106V185H103V184H101ZM167 183V182H166ZM200 183H202V184H200ZM215 183H216V188H218L217 186H219V188L221 187H224V188H220V190H218V189H216V191H214L215 189H213L215 186ZM258 183H259V185H258ZM8 187V184H9V187L11 186V188L9 189V188H7L6 190H5V188H6V186ZM17 184H19V185H17ZM41 184H42V186H43V188L42 187H40L41 186ZM92 184H94V185H92ZM99 184V185H98ZM115 185L116 184V186H111V185ZM214 184V185H213ZM234 184H237V185H234ZM241 184V186H238V185H240ZM20 185H21V187H22V185L23 186H26L27 185V187H22V188H20ZM37 185H39V186H37ZM51 185V186H50ZM55 185H59L60 187H58V189H57V187L55 186ZM68 185V187L70 188V189H68V187H66ZM101 185H103V186H101ZM110 185V186H109ZM203 185L206 187H212V190H211V188H209L211 191H207V190H209V189H207V187L205 188L206 190H204V188H203ZM210 185H212V186H210ZM222 185V186H221ZM235 186V190L233 189L234 188V186ZM16 186V187H15ZM18 186V187H17ZM63 186V187H62ZM84 186H87V187H84ZM94 187V189H92L93 187ZM99 186V187H98ZM101 186V187H100ZM237 186V187H236ZM248 186V187H247ZM256 186V187H257ZM14 187V188H13ZM31 187H33V188H31ZM34 187H35V189L37 190V191H35L34 190ZM39 189H37V188ZM53 187V188H52ZM64 187H65V189H66V191H65V189H64ZM90 189H89V188ZM98 187V188H97ZM102 187H104V188H102ZM107 187V188H106ZM115 187V188H114ZM122 187H123V189H122ZM189 189H188V188ZM196 187H197V189L198 188H203V189H201V191L204 193V191H206V193L205 194H201V193H199V192H201V191H199L198 192V190L196 189ZM16 188V189H15ZM24 188V189H23ZM27 188H28V190H27ZM86 188V189H85ZM95 188H97V189H99V190H97L96 189V191H94L95 190ZM109 188V189H108ZM165 190H164V189ZM231 188V189H230ZM1 189V188H0ZM21 189V190H20ZM23 189V190H22ZM29 189L32 191L31 193H38V195H37V193H36V196H37V198H35V199H30L31 198V193H30V191H29ZM41 189V190H40ZM43 189H45L44 191H43ZM52 189H56L57 190V192H56V190H55V193L53 192L54 190H52ZM60 189V190H59ZM63 191H62V190ZM88 189V190H87ZM105 189H107L108 190V193H107V190L104 192V190ZM114 189H116V190H114ZM187 191H186V190ZM194 189V190H193ZM195 189H196V191H195ZM199 189V190H200ZM9 190V191H8ZM14 190V191H13ZM26 192H25V191ZM68 190H70V193H71V195L72 196H70L69 195V191ZM81 190H83L82 192H81ZM102 192H101V191ZM110 190V191H109ZM111 190H114V192L113 191H111ZM181 190V191H180ZM182 190H185L184 191V193H183V191ZM225 190H231V195L230 196H227L226 197V195L223 193V191H225ZM18 191V192H17ZM29 191V192H28ZM39 191H40V193H39ZM42 191H43V193H42ZM52 191V192H51ZM63 192L62 194H64L63 196H65V197H63V200H62V203L61 204H59V202H57V203H55V204H53V205H51L50 207L51 208H53L54 207V210L53 209H50V207H49V204H48V202H46V201H48L47 199L49 198L50 199V197L49 196H51V193H52V195L53 196H51V198L52 197H54V195H56V196H61V193L60 192ZM75 191V192H74ZM79 191V192H78ZM85 191V192H84ZM94 191V192H93ZM142 191V192H141ZM166 193H165V192ZM173 191H175V192H173ZM195 191V192H194ZM234 191V192H233ZM3 192V193H2ZM27 192L28 193H30V194H28V197H27ZM48 193V194H46V193ZM64 192H66V193H64ZM96 192V193H95ZM97 192L99 193L98 195L100 196H102L103 197V195H105L104 196V198L101 200V196L99 197V196H97V195H93V194H97ZM102 194H101V193ZM103 192H104V194H103ZM162 192V193H161ZM181 192V193H180ZM192 192H194V193H192ZM209 192H212L211 193V195H210V193ZM33 193V194H34ZM45 193V194H44ZM50 193V194H49ZM54 193V194H53ZM57 193V194H56ZM80 193H82V194H80ZM88 194V193H91L92 194V196L91 197H93L94 196V199L92 198V199H90L89 201L87 200H84L83 198H81L82 197V195L83 194ZM161 193V194H160ZM163 193H165V195L167 196H165ZM179 193V195H177ZM188 193H189V195H188ZM198 193V194H197ZM215 193V194H214ZM221 193H223V194H221ZM67 194V195H66ZM76 194H79V195H76ZM107 194V195H106ZM109 194V195H108ZM149 194V195H148ZM151 194V195H150ZM162 194H163V196H162ZM190 194H191V196H190ZM199 194H201V196L199 195ZM213 194H214V198L216 199V200H214V198H213ZM219 194V195H218ZM30 195V196H29ZM40 195H42V196H40ZM176 195V197H174ZM181 195V196H180ZM196 195H197V197H196ZM205 195V196H204ZM209 195V196H208ZM216 195H217V197H216ZM3 196V197H2ZM8 196V197H7ZM22 196V197H21ZM40 196V197H39ZM44 196V197H43ZM74 196V197H73ZM95 196H97V197H95ZM179 196V197H178ZM184 196H186V197H184ZM194 196V197H193ZM204 196V197H203ZM219 196V197H218ZM263 196V197H262ZM1 197L3 198L2 200H1ZM45 197H48V198H45ZM76 197H77V199H76ZM147 197V198H146ZM163 197H165V198H163ZM169 197H174L173 199L172 198H169ZM182 197V199H180ZM193 197V199H191ZM202 197H203V199H202ZM208 197H211L212 199H209ZM246 197H247V195H246ZM68 198H72V203L71 202H69L71 199H68ZM100 199V200H98V199ZM118 198V199H117ZM139 198V199H138ZM168 200H167V199ZM186 200H185V199ZM188 198H190V199H188ZM198 198V199H197ZM200 198V199H199ZM218 198V199H217ZM232 198V199H231ZM253 198V197H252ZM263 198V199H262ZM20 199H18V201L20 200ZM24 199V200H23ZM27 199V200H26ZM44 201H43V200ZM74 199V200H73ZM81 199V200H80ZM105 199V200H104ZM108 199V200H107ZM110 199V200H109ZM161 199L163 200V201H161ZM171 199V200H170ZM174 199H178V200H174ZM180 199V200H179ZM185 201H184V200ZM208 199V200H207ZM256 199H258V200H256ZM261 199V200H260ZM31 200V201H30ZM42 202H46L45 203V205L44 204H42L41 205V201ZM66 200H69V201H66ZM76 200H77V202L78 203H76ZM79 200H80V202H79ZM82 200H83V202H82ZM95 200V201H94ZM147 200H149V201H147ZM167 200V201H166ZM188 200V201H187ZM191 200H193L194 202H195V200H197L195 203L193 202V201H191ZM204 200V201H203ZM206 200V201H205ZM210 200V201H209ZM212 200V201H211ZM218 200V201H217ZM230 200V202H228ZM252 200V201H251ZM25 201V202H24ZM28 203H27V202ZM35 201V202H34ZM41 203H40V202ZM65 201V202H64ZM93 201V202H92ZM98 201V203H97V205H96V203L95 202H97ZM104 201V202H103ZM109 201V202H108ZM140 202V205H139V202ZM146 201V202H145ZM151 201V202H150ZM170 201V203H168ZM174 201V202H173ZM178 201H180L179 203H177ZM201 201H202V203L203 204H201ZM209 203H208V202ZM222 201V202H221ZM234 201V202H233ZM251 201V202H250ZM21 202H23L24 203V205H23V203H21ZM68 203L69 204V206L67 205H65L64 203ZM82 202V203H81ZM89 202V203H88ZM92 202V203H91ZM102 204H101V203ZM106 202H108V203H106ZM142 202V203H141ZM149 202V203H148ZM163 202H167L166 204H165V206L166 205H170L171 206V208L172 209H166V208H164V209H162V206H161V204L163 203ZM173 202V203H172ZM184 202V203H183ZM185 202H186V205H185ZM190 202V203H189ZM192 202V203H191ZM204 202H206V203H204ZM214 202V203H213ZM215 202H216V205L217 206H215L214 204H215ZM217 202H218V204H217ZM219 202H221L220 203V205H219ZM254 202V203H253ZM255 202H256V204H255ZM264 202V201H263ZM38 203V204H37ZM73 203H75L74 205H73ZM81 203V204H80ZM85 203V204H84ZM88 203V204H87ZM100 203V204H99ZM132 203H134V206H133V204ZM145 203L147 204L146 206H145ZM161 203V204H160ZM175 203H177V204H180V205H175ZM230 203V204H229ZM234 204V206H233V204ZM250 203H252V204H250ZM18 204V205H19ZM62 204H64V207H63V205ZM84 205V207H82L81 208V205ZM91 204H94V206L93 205H91ZM115 204H116V206L118 207H116L115 208ZM137 204V205H136ZM184 204V205H183ZM188 204V205H187ZM193 204H196L195 206H193ZM197 204L199 205V206H197ZM207 206H206V205ZM215 206H213V205ZM221 204H222V206H221ZM226 204V205H225ZM229 204V205H228ZM232 204V205H231ZM23 207H22V206ZM33 205V206H32ZM35 205V206H34ZM37 205H39L40 206V208L41 209H43V210H41V209H39V208H36L37 207ZM62 205V206H61ZM82 205V206H83ZM88 205H91V207L89 206L88 207ZM96 205V206H95ZM108 205V206H107ZM112 206L113 207V209H112V207H110V206ZM119 205H121V206H119ZM124 205V206H123ZM126 205V206H125ZM152 205L154 206V208L152 207ZM157 205H158V207H157ZM159 205H160V207H159ZM175 205V206H174ZM182 205V206H181ZM209 205H210V207H209ZM215 208L214 210H212L213 209V207ZM225 206V208H224V206ZM252 205H254V206H252ZM256 205V206H255ZM261 205V206H260ZM17 208H16V207ZM46 206H47V210H48V208H49V210L48 211H45V209H46ZM57 206H59V207H57ZM71 206V207H70ZM74 206H75V209H74ZM77 206L80 208V209H78L77 208ZM87 206V207H86ZM102 207L101 209L102 210H100V207ZM132 206V209L130 208ZM150 208L151 207V209H153V210H151V209H147L148 207ZM189 206V207H188ZM197 206V207H196ZM201 206V207H200ZM203 206V207H202ZM228 206H230V208L228 207ZM251 208H250V207ZM257 206H258V208L260 207V208H262V210L260 209L259 210V212H258V208H257ZM28 208V212L30 211V210H32L31 211V213L29 212L28 214H26L27 213V208ZM44 207V208H43ZM68 207V208H67ZM88 208V209H86V208ZM103 207H104V209H103ZM105 207L107 208V207H109V208H107L106 210H105ZM124 207H129V208H127V209H125ZM136 207H140V209L139 208H136ZM142 207H143V209H142ZM147 207V208H146ZM185 207H187V209H185ZM194 207V208H193ZM216 207H218V208H216ZM221 207V208H220ZM222 207H223V209L225 210V212H223L224 210L222 209ZM228 207V208H227ZM234 207V208H233ZM236 207H238L239 209H238V211L240 210V209H242V211H235V210H237L236 209ZM242 207V208H241ZM249 207L250 208V212H249V209H247V208ZM12 210H11V209ZM15 208V209H14ZM23 208V209H22ZM24 208H26L25 210H26V212H24L25 210H24ZM57 208V209H56ZM63 208V209H62ZM71 208V209H70ZM91 208H92V210H93V213H91L90 211H92L91 210ZM94 208H96L95 210H94ZM122 208V209H121ZM144 208L147 210H144ZM158 208V209H157ZM183 209V211H188L189 209H191V210H193V212L195 213H193L192 212V214H194L193 216H189L188 218H181V217H178L177 218V210L178 209ZM212 208V209H211ZM227 208V209H226ZM233 208V209H232ZM255 208H257V209H255ZM6 209V210H5ZM10 209V210H9ZM18 209V210H17ZM22 209V211H20ZM59 209V211H57ZM60 209H62L61 211L63 212V210H64V212H67L66 213V215L69 213V211L71 210V212H72V214L74 215V214H77L76 212H78V210H79V212H81L82 213V211H87V212H85V214L84 215H88V216H86V219L88 218H91L90 220H92V221H87L86 219V221L83 219V217L85 218V216L84 215H82V217H80L81 215H74V217L72 218L70 215H72V214H70V215H68V216H70L71 218H72V220H75V221H72V220H69V219H71V218H69L68 216L65 218V216L66 215H64L65 213L63 212H61L60 211ZM69 209V210H68ZM74 209V210H73ZM78 209V210H77ZM81 209H84V210H81ZM97 209H98V211H97ZM109 209H111V210H109ZM115 209H117V210H115ZM123 209L125 210L124 212H123ZM134 209H136V212H135V210ZM140 211V213L142 214V213H144V214H142L145 218H146V220H144V217L139 213L138 214V210ZM144 211H142V210ZM155 209H156V211H155ZM160 209V210H159ZM181 209V210H182ZM194 209H196V210H194ZM219 209H222V210H219ZM235 209V210H234ZM253 210V213L251 212L252 210ZM2 210V211H1ZM13 210H15V211H13ZM24 210V211H23ZM34 210H35V213H34ZM56 210V211H55ZM68 210V211H67ZM75 211V212H73V211ZM105 210V211H104ZM122 210V211H121ZM149 210V211H148ZM164 210V211H163ZM175 213H173L172 211ZM215 210H218V211H215ZM227 210L228 211H232V214H231V211L230 212H228L227 213ZM246 210H248V212H249V215L252 213V217L250 216V218L249 219H247V218H245V216H243V214H244V212L246 213L247 211ZM255 210H256V212H255ZM38 211V212H37ZM53 211H55L54 213H53ZM108 211H110V212H112V215L113 216H111V214H110V212H108ZM117 211V212H116ZM129 211V212H128ZM133 211V213H131V212ZM153 213V214H151V212ZM162 212V214H161V212ZM171 211V212H170ZM222 211V212H221ZM12 212H14V213H12ZM17 212L20 214V216H16L15 217V215L17 214ZM21 212H24V213H22L21 214ZM42 212V213H41ZM60 213V215H63L62 216V218H61V216L58 214L57 215V213ZM70 212V213H71ZM97 212L99 213L100 212V214H97ZM102 212V213H101ZM106 212V213H105ZM155 212H157V214L155 213ZM160 212V213H159ZM164 212V213H163ZM169 213V214H167V213ZM209 212H210V214H209ZM217 212V213H216ZM221 212V214L220 215H218V213H220ZM236 214H235V213ZM241 212V213H240ZM243 212V213H242ZM247 212V213H248ZM258 212V213H257ZM262 214H261V213ZM9 213H12L11 214V216H10V214ZM33 213V214H32ZM37 213V214H36ZM45 213H47L48 215H46ZM52 213V214H51ZM55 213H56V216L54 217V215H55ZM114 213V214H113ZM118 213H120V215L118 214ZM124 213H130L132 216H130V214L128 215V214H124ZM148 213H150V216L148 215L147 216V214ZM159 213V214H158ZM213 213H216V215L217 216H219V217H217L216 216V219L217 220H221V221H217L216 223L214 222V218L215 217H213L212 216V214ZM224 213H226V214H224ZM234 213V214H233ZM13 214H14V216H13ZM24 214H26V215H28L29 217H30V219H28V216L26 217V215H24ZM30 214V215H29ZM32 214V215H31ZM40 214V215H39ZM45 215L43 218L45 219V221H44V219L42 218V215ZM91 214H93V215H95V216H93L94 218H95V220H96V218H97V220H96V223H94L93 222V220H94V218L93 217H91ZM102 214V215H101ZM103 214H105V215H103ZM107 214H108V216H107ZM110 214V215H109ZM117 214V215H116ZM124 214V215H123ZM137 216H136V215ZM161 214V215H160ZM168 216H167V215ZM172 216H171V215ZM207 214H208V216H207ZM223 214H224V216H223ZM234 215V217L233 216H230L229 218H228V216L229 215ZM238 214V215H237ZM242 215V217H241V215ZM2 215V216H1ZM36 215V217H34ZM52 216V217H50V216ZM100 215V216H99ZM114 215H116V217L114 216ZM124 217H123V216ZM140 215V216H139ZM152 215H153V217H152ZM155 215V216H154ZM156 215H157V219H156ZM158 215L160 216L159 217V219H158ZM165 215V216H164ZM176 217H175V216ZM195 215H196V220H197V223L196 222H192L191 221V219L192 220H194L195 219ZM236 215V216H235ZM4 216H8V218L7 217H5V218H7V219H5V218H3ZM9 216H10V219H9ZM24 216V217H23ZM46 216H48L49 218H51V220H49V218L48 217H46ZM59 216V217H58ZM104 216H106V217H104ZM109 216H111V217H109ZM126 216V217H125ZM133 216H136V217H133ZM147 216V217H146ZM162 216H163V218H162ZM255 216V217H254ZM258 216V217H257ZM261 216H263L262 218H261ZM37 218L38 217V219H34V218ZM41 217V220L42 221H44V222H41L40 220H39V218ZM79 218L80 219V224H77L79 221H78V219H76V218ZM128 217V218H127ZM129 217H130V219H129ZM133 217V218H132ZM155 217V218H154ZM175 217V218H174ZM198 217V218H197ZM200 217V218H199ZM221 217V218H220ZM223 217H224V220L227 218V219H230V220H234L233 218H235V219H237L238 217H240V218H238L239 220H237V221H233V223L234 222H239V223H234V224H236L238 227L236 228V226L235 225H233V226H231V227H229V228H226L225 226H223L222 227V225H221V223L220 222H222L223 221ZM254 217V218H253ZM4 220H3V219ZM17 218V219H16ZM23 218V219H22ZM24 218H26V219H24ZM53 218H55V220L56 221H54V220H52ZM67 218H68V220H67ZM93 218V219H92ZM109 218H112V219H114V218H119V219H114L115 220V224L113 225V227H112V225L110 224V221H112V219H109ZM138 218V219H137ZM140 218H142L141 220H144V222H142L141 220V224H143V225H139L140 223H138L137 221L140 219ZM209 218V219H208ZM257 218V219H256ZM261 218V219H260ZM59 219V220H58ZM63 219V220H62ZM67 220V222L68 223H66V221L65 220ZM83 221H82V220ZM106 219H108V220H106ZM120 219H124V221H123V223H122V220H120ZM125 219H126V221H128V222H126L125 221ZM129 219V220H128ZM147 219H149V220H147ZM161 219V220H160ZM178 219V220H177ZM180 219H182V220H180ZM187 219H188V221H187ZM204 219H205V221H206V223H207V225H206V223H205V221H204ZM246 220L247 222H248V220H249V222H251V221H253L254 219L255 220H257V221H259L260 222V220H261V223H263L262 225H261V223H259V222H255L254 223V225H253V227H252V224H253V222L255 221H253V222H251L252 224L251 225H249L250 223L248 222V224H247V222L246 221H240V220ZM251 219V220H250ZM2 220H3V222H2ZM9 220V221H8ZM27 222H26V221ZM29 220H30V222H29ZM31 220H34V222H35V224H34V222L33 221H31ZM39 220V221H38ZM62 220V222L63 221H65L64 223H63V225H62V222H60ZM94 220V221H95ZM103 222H102V221ZM118 220H120V223H122L123 224V226H121L120 225V223H119V221ZM137 220V221H136ZM157 220V221H156ZM186 220V221H185ZM189 220H190V222L191 223H187V222H189ZM208 220V221H207ZM209 220H210V222H209ZM4 221H5V223H4ZM7 221H8V223H7ZM36 221L38 222V225H37V223H36ZM49 222L50 223V225H52V223L54 224L55 222V224H54V226L56 227H54L53 225H52V227L54 228V229H52L51 227H50V225H49V223H46V222ZM51 221H53V222H51ZM69 221H71V222H69ZM77 221V223H74V222H76ZM106 221V222H105ZM145 221H147L146 223H145ZM170 221H173V222H170ZM179 221L180 222H182V223H180L179 224ZM216 221V220H215ZM2 222V223H1ZM21 222V223H20ZM22 222H23V224L26 226V224L28 223V224H30L31 222H33V223H31L30 225H28L27 224V226H29V228L27 227V229H28V231H26L25 230V226L24 225H22V226H24L23 228L21 227V224H22ZM26 224H25V223ZM85 222V223H84ZM90 223V222H92V223H90V224H92V225H89V226H87L86 224L87 223ZM98 222V223H97ZM118 222V223H117ZM175 222V223H174ZM204 222V223H203ZM215 224H214V223ZM240 222H242V223H240ZM18 223H20V224H18ZM40 223V224H39ZM42 223H46V224H44V225H42ZM69 223L70 224H72V225H74L73 227H75V229L77 228V231L71 226V225H69ZM88 227H86L84 224ZM96 225V227H95V225ZM110 225H109V224ZM172 224V226H171V224ZM174 223V224H173ZM177 223V224H176ZM184 223V224H183ZM210 223V224H209ZM213 223V224H212ZM219 225H218V224ZM3 224V225H2ZM9 224V225H8ZM17 224H18V226H20V227H18L17 226ZM66 224V225H65ZM67 224H68V226H67ZM100 225V226H102V230H100L101 229V227L100 226H98V225ZM118 226H117V225ZM126 225V227H125V225ZM131 224V225H130ZM186 224V227H184V235H182V237H183V239H182V237L181 238H179L178 236V238L177 237H175L176 239L174 240V237H173V235L170 233V231H168V230H170L173 226H177V227H179V226H184ZM188 224V225H187ZM202 224V225H201ZM217 224V225H216ZM240 224V225H239ZM244 224H246L247 225V227H248V225H249V227L247 228L246 227V229L247 230H245V225H244V228H243V225ZM5 225H7V226H5ZM36 225V227H34L33 228V226H35ZM41 225H42V227H41ZM46 225V226H45ZM62 225V226H61ZM105 225V226H104ZM110 227H109V226ZM115 225L117 226V229H119V230H125V228H126V230L127 229H129V230H127V231H141L140 232V235L139 236H134V238L132 237V236H130V237H132V239H139V238H141V241H140V243H141V245H138V246H128L127 245V243H129V241L130 242H132V239H130V237H129V235H130V233H127V235H126V238L128 237L129 238V240H128V238H127V240L124 238V236H125V234H122V233H120V236H119V233L117 234L116 232H113V231H115V230H113V228L115 227ZM129 226V228H127L128 226ZM151 225H154V226H152L151 228H149ZM168 225V226H167ZM179 225V226H178ZM204 225V226H203ZM221 225V229H220V227H218V226H220ZM258 225V226H257ZM38 226V227H37ZM58 226H59V230H57V228H58ZM67 226V227H66ZM78 226V227H77ZM91 226H92V228H94L93 230V232H94V234H92V229H90L91 228ZM108 226V227H107ZM132 226V227H131ZM139 226H140V228H139ZM142 226V227H141ZM164 226H165V230H164ZM169 226H171V227H169ZM200 226V227H199ZM202 226H203V228H204V230H206V231H204L203 232V230H202ZM215 226L218 228V230L219 231H216L217 229L215 228ZM261 226V227H260ZM3 227V228H2ZM5 227V228H4ZM14 228V229H12L11 228V230L13 231L14 230V232H8V231H10V229H8V228ZM17 227L18 228H20V229H17ZM32 227V228H31ZM42 228V230H41V228ZM60 227H61V230H60ZM63 227V228H62ZM71 227V228H73L74 230H75V232L77 233V234H79V235H83L84 233L85 234H89L90 232V235H92V237L94 238L95 236V241H93L94 239L90 236V235H88V237L90 238L88 241L86 240V241H83L82 242V246L80 245V243H78V244H76V243H74V245L73 246H75L74 248H72V245H71V242H72V240L69 242L67 239H71V235H69L70 237H68V236H63L62 234L65 232V231H67L66 233H73V231H71L69 228ZM84 227H86L85 228V230L84 231H82V229H84ZM98 227H99V230L100 231H103L104 229H103V227H106L107 229H108V231H103V232H100V234L99 235H97L98 233H99V231H97L96 229H98ZM122 227H125L124 229H122ZM143 227H146V228H143ZM161 227V230L159 231V233H157L158 232V230H159V228ZM167 227H168V230H167ZM215 228L214 229V231H215V233L214 234H206V233H208L209 232V228ZM241 229H240V228ZM260 227V228H259ZM17 230H16V229ZM38 228H40V230H41V234L39 233V232H37V229ZM45 228V229H44ZM47 228V229H46ZM65 228H67V229H65ZM79 228V229H78ZM112 228V229H111ZM136 228V229H135ZM143 228V229H142ZM149 228V229H148ZM156 228V229H155ZM163 228V229H162ZM198 228H199V230H198ZM236 228V229H235ZM241 230V232H240V230ZM245 230V232H244V230ZM258 230H257V229ZM2 229H4L5 231L3 232V230ZM6 229H8L7 231H6ZM30 229V230H29ZM34 229V230H33ZM55 229H56V231H55ZM69 229V230H68ZM72 229V230H73ZM88 229H89V231H88ZM111 229V231L109 232V230ZM148 229V230H147ZM155 229V230H154ZM197 229V230H196ZM208 229V230H207ZM249 229H252L254 232H249L250 230ZM18 230H19V232H18ZM39 230V231H40ZM80 230V231H79ZM86 230H87V232H86ZM146 230V231H145ZM164 230V231H163ZM195 230H196V232H195ZM201 230V231H200ZM236 232H235V231ZM239 230V231H238ZM251 230V231H252ZM16 231V232H15ZM55 231V232H54ZM69 231V232H68ZM79 231V232H78ZM95 231H96V233H95ZM145 231V232H144ZM211 232H212V230H210ZM213 231V232H214ZM234 231V232H233ZM6 232H8V234L6 233ZM37 232V233H36ZM47 232H49V235H48V233ZM52 232V233H51ZM74 232V233H75ZM81 232H83V234L81 233ZM89 232V233H88ZM107 232H109L108 234V239L106 238V241H107V243H106V241H104V235L106 236L107 234ZM112 232V233H111ZM187 232V233H186ZM193 232H195L196 233V235H195V233H193ZM198 232L200 233L201 232V234L202 233H204V237L202 238V236H203V234H202V236H201V234L199 235L198 234ZM211 232H209V233H211ZM231 232H233L234 234H232ZM247 232V233H246ZM249 232V233H248ZM11 233V234H10ZM44 233V234H43ZM46 233V234H45ZM56 233V234H55ZM59 233H61V234H59ZM81 233V234H80ZM102 233V234H101ZM113 233H115V234H117L119 237H120V239H124V241H126L125 242V244H123V246H121V244L122 243H118L119 241L118 240H120L119 239V237L118 236H116V235H114ZM157 233V234H156ZM161 233V234H160ZM167 234V236H165V234ZM170 233V235H168ZM191 233H193V234H191ZM13 234H16V235H14V236H12V237H10L11 235H13ZM50 234H51V237H50V239L51 238H53V236L55 237V238H57V236L59 235V237L57 238V239H55V238H53V239H51V242H50V239L49 238H41V237H39L40 235L41 236H43V235H47V237H49L50 236ZM84 234V235H85ZM113 235V236H111V235ZM123 236H122V235ZM129 234V235H128ZM155 234V235H154ZM162 234H164V238H162V237H160V236H162ZM249 234H251V235H249ZM20 236V238L22 237V239L20 240V241H18L20 238L18 237V236ZM53 235V236H52ZM61 235H62V237H61ZM101 235V236H100ZM156 235H158L157 237L158 238H155L156 237ZM194 235V236H193ZM206 235V236H205ZM241 235H243V236H241ZM9 236V237H8ZM98 236H100L99 238H98ZM111 236V237H110ZM151 236H154V237H151ZM168 236H169V238H168ZM191 236V237H190ZM207 236H208V238L209 239H207ZM210 236V237H209ZM240 236H241V238H240ZM246 236H248V237H246ZM249 236H251V240H253L251 243H250V245H249V243L248 242H243V239H245L244 241H247V238H248V241L250 240V237ZM5 237H7L6 239H5ZM24 237V238H23ZM63 237H65L64 239H60V238H63ZM68 237V238H67ZM104 239H103V238ZM112 237H114V238H112ZM115 237L118 239L117 241H116V239H115ZM123 237V238H122ZM165 237H167L168 239H166ZM190 237V238H189ZM193 237V238H192ZM200 237L203 239V240H201L200 239ZM206 237V238H205ZM243 237V238H242ZM9 238V239H8ZM92 238V239H91ZM150 238V239H149ZM154 238V239H153ZM170 238H171V240H172V242H171V240H170ZM188 238V239H187ZM196 240H195V239ZM5 239V240H4ZM46 239V240H45ZM49 239V241H47ZM55 239V240H54ZM59 239V240H58ZM66 239V240H65ZM110 239V240H109ZM112 239V240H111ZM115 239V240H114ZM157 239V240H156ZM160 239V240H159ZM164 239H165V241H164ZM181 239L183 240V241H181ZM198 239V240H197ZM205 239V240H204ZM207 239V240H206ZM2 240H3V242H5V243H2ZM6 240H7V242H6ZM56 241V242H54V241ZM61 240H64V241H62L63 242V245H59V244H61V243H59V242H61ZM104 241L103 243L101 242V244H104L103 245V248L104 249H102L101 248V244H100V242L99 241ZM150 240H152V241H150ZM155 240V242H153ZM158 240H159V242L162 244V242L163 243H165L163 246L161 245V246H159L160 245V243L158 242ZM168 240V241H167ZM173 240L174 241H177V243L179 242V241H181V242H179L178 244L180 245L182 242H186L187 243V241H189V243L188 244H186V247H185V243H183L184 244V246H183V244L182 245H178L176 242H173ZM191 240V241H190ZM194 240V242H195V245H197L196 243H198L199 244V246L197 245V246H191V245H194V242H193V244H192V241ZM199 240H200V243H199ZM22 241V242H21ZM56 244H54L53 242ZM92 241V242H91ZM98 241V242H97ZM108 241H110V242H108ZM116 243V245H114L115 243ZM123 241V242H124ZM198 241V242H197ZM238 241V242H237ZM33 242V243H32ZM67 242V243H66ZM74 242V241H73ZM73 242H72V244H73ZM85 242H86V245L87 246H89L90 247V249H89V247H87L86 245H85ZM93 242H97L98 244H99V246H100V250L99 251H102V252H99V251H92V246L94 245V244H96V245H98L97 243H93ZM120 242H121V240H120ZM153 242V243H152ZM167 242V243H166ZM170 244H169V243ZM6 243H8L7 245H6ZM27 243H28V245H27ZM34 244V246H35V251H34V246L32 245V244ZM51 243L53 244V245H51ZM59 243V244H58ZM64 243H65V245H64ZM70 243V244H69ZM88 243V244H87ZM157 243L159 244V245H157ZM191 243V244H190ZM201 243H203V244H201ZM245 243H248V244H245ZM59 246H58V245ZM69 244V245H68ZM85 246H84V245ZM106 244H108L107 245V247L105 248L104 246L106 245ZM109 244H110V246H109ZM114 245V247L112 246V245ZM153 244V245H152ZM155 244V245H154ZM173 244H177L178 246H176V245H173ZM252 244V245H251ZM4 245H6V246H4ZM77 245V246H76ZM78 245H80L79 247H78ZM120 245V246H119ZM170 245V246H169ZM171 245L173 246V248H175L176 247V250L179 248V249H184L183 251H181V250H179V252H178V250L176 251V250H174V249H172L171 248ZM202 245V246H201ZM236 245V246H235ZM247 245V246H246ZM31 247V249L29 248V247ZM62 246V247H61ZM70 246V247H69ZM146 246H149V247H151L152 248V246H153V248H152V251H153V254L151 253L152 251L150 250V248H147ZM159 246V247H158ZM164 246H165V249H164ZM175 246V247H174ZM182 246V247H181ZM190 246H191V248H190ZM239 246V247H238ZM28 247V248H27ZM81 247V248H80ZM84 247H86V249L84 250L83 248ZM92 247V248H91ZM117 247V248H116ZM118 247H121V248H118ZM123 247H124V250H123ZM157 247V249H158V251L160 250L161 251V249L163 250L164 249V251H161V253H160V255H161V258H160V260L158 259V260H153L154 259V257H155V255H156V253H159V252H157V249L155 250V248ZM160 247H161V249H160ZM163 247V248H162ZM194 247V248H193ZM231 247H235V248H237L236 250H234L233 248H231ZM55 248H53V249H55ZM69 248H72L71 250H69ZM75 248H79V254L77 253V255H79V256H77L76 255V251H75ZM112 248H114V249H112ZM167 248H169V249H167ZM170 248L172 249V251H168V250H170ZM188 248L190 249V251H192V252H190L189 250H188ZM199 248V249H198ZM41 249H42V251H41ZM51 249V248H50ZM67 249H68V251H67ZM74 249V253H73V250ZM83 249V250H82ZM107 249H109V253L107 254ZM111 249H112V252H113V250H114V254H119V255H114L113 253L111 254ZM117 249V250H116ZM120 249V250H119ZM151 251H149V250ZM154 249V250H153ZM167 249V250H166ZM185 249H187V250H185ZM192 249V250H191ZM193 249H194V251H193ZM11 250V251H10ZM31 250V251H30ZM86 250H87V252H86ZM89 250V251H88ZM125 250V253H127V251ZM196 250H198V252L196 251ZM231 250H233V251H231ZM10 251V252H9ZM12 251H14V252H12ZM32 252V253H28V254H25V253H27V252ZM34 251V252H33ZM71 251H72V253H71ZM80 251H83V252H81V254H83L82 256L80 255ZM117 251V252H116ZM120 251H121V253H122V257L123 258H121V255H120ZM166 251L168 252L167 254H165V255H163L164 253L163 252H165L166 253ZM185 251L186 252H190V254H188V253H185ZM39 252H36L35 254H37V253H39ZM47 252H51L52 253V249H51V251L50 250H47ZM63 252L65 253V255H67V256H63ZM98 252V253H97ZM172 252V253H171ZM175 252V253H174ZM195 252V253H194ZM253 254H252V253ZM258 252V253H257ZM39 253V254H40ZM84 253H86L85 255H84ZM90 253L92 254V255H90ZM93 253H96V254H94L93 255ZM105 253H106V255L108 256V258H107V256L105 255ZM144 253H146V260L144 259L145 258V254ZM149 253L150 254H152L153 256H149ZM177 253H179L178 254V256L180 255L181 257H178L177 256ZM263 253V254H262ZM22 254V255H21ZM59 254V255H58ZM70 254H71V256H70ZM98 254V255H97ZM123 254L125 255V256H123ZM169 254H170V256L173 258H171V257H169ZM187 254V255H186ZM194 254H196L195 256H194ZM199 254V255H198ZM206 254V255H205ZM250 254H252L253 255V257L251 256L250 258H249V256H250ZM255 254V255H254ZM4 255H8L7 257L8 258H6V256H4ZM32 255L30 256V257H32ZM76 255V256H75ZM90 255V256H89ZM111 255V256H110ZM139 255H141V256H139ZM163 255V256H162ZM175 255V256H174ZM183 255V256H184ZM192 255V256H191ZM198 255V256H197ZM211 255V256H210ZM249 255V256H248ZM58 256V257H57ZM91 258V256H92V258L90 259V260H88L89 259V257ZM94 256V257H93ZM109 256H110V258H109ZM114 256V257H113ZM167 256V257H166ZM189 256H191V257H189ZM196 256H197V258H196ZM206 256H208L207 257V259H205L206 258ZM255 256H257L255 259H254V257ZM5 258V259H3V258ZM74 257H77V259H79V258H81V260H82V258H83V260H82V263H81V260L79 259V261L80 262H78L77 261V259H74ZM86 257V258H85ZM102 257V258H101ZM105 257L107 258V260H105ZM112 257V258H111ZM134 257V256H133ZM151 258V260L149 259V258ZM165 257V258H164ZM174 257H177V261H176V259L174 258ZM193 257H195V258H193ZM215 259L216 261H217V263H216V261L214 260L213 261V259ZM53 258H54V260H56V261H54L53 260ZM69 258V259H68ZM70 258H71V260H70ZM85 258V259H84ZM120 258H121V260H120ZM153 258V259H152ZM180 258V259H179ZM252 258V259H251ZM72 259H74V260H72ZM87 259V261H85ZM99 259L101 260L100 262H99ZM102 259L104 260V261H102ZM113 259V260H112ZM179 259V260H178ZM190 259V260H189ZM193 259H195V262L193 263ZM208 259H210V260H208ZM212 259V260H211ZM249 259V260H248ZM257 259V260H256ZM68 260H69V262H68ZM252 260V261H251ZM254 260H255V262H254ZM259 260V261H258ZM54 261V262H53ZM114 261V262H113ZM116 261V262H115ZM144 261H146V262H144ZM150 261V262H149ZM152 261V262H151ZM153 261H155V262H153ZM163 261V262H162ZM192 261V262H191ZM206 263H205V262ZM102 262V263H101ZM104 262V263H103ZM202 262V263H201ZM210 262V263H209ZM213 262V263H212ZM221 262V263H220ZM90 263V264H91ZM107 263H109V261L107 262ZM184 263V262H183ZM182 263V264H183ZM185 263V264H186ZM41 264H45V262H43V263H41ZM131 264V263H130Z\"/></svg>",
    "mask_w": 264,
    "mask_h": 264
},
{
    "label": "bare ground",
    "instance_id": "obj_2",
    "mask_svg": "<svg viewBox=\"0 0 264 264\" xmlns=\"http://www.w3.org/2000/svg\"><path fill=\"white\" fill-rule=\"evenodd\" d=\"M2 1H3V2H2ZM2 1H1V2H2V5H0V6H3V5H4V7H5V6H8V5H11V6H9V8L7 7L8 9H10V7H12V5H14V6H15V4L19 5V4L21 3L20 1H22V0H8V1H7V0H6V1H5V0H2ZM25 1H26V0H25ZM33 1H35V2H39V0H38V1L33 0ZM44 1L47 2V0H44ZM48 1H49V0H48ZM54 1H55V0H54ZM56 1H58V2H57V5H58L59 2H60V4H61V1H62V0H61V1H60V0H56ZM67 1H69L70 3H71V1H73V2L75 3V5H76V2H77L78 0H67ZM67 1L65 0V3H67ZM80 1L82 2L83 0H80ZM92 1H93V2H91V3H93L92 5H96V4H97V3H96L97 0H96V1L92 0ZM98 1H99V0H98ZM113 1H114V0H113ZM121 1H122V0H121ZM121 1L119 0L118 2H121ZM134 1L136 2V1H138V0H134ZM134 1L132 0L133 3H135ZM142 1L144 2V0H142ZM142 1H141V4H142ZM145 1H146V0H145ZM149 1H150V0H149ZM149 1H146L147 4L149 3V5H146V6H147L148 9L150 10V8H149V7H150V2H149ZM164 1H165V0H162V1H161V2H163V5H164V3H165V4H168V0H167V3H166V1H165V2H164ZM172 1H173V0H172ZM178 1H179V0H178ZM178 1H177V2H178ZM180 1H181V0H180ZM184 1H185V0H184ZM221 1H222V3H223L224 5L230 4V1H228V0H221ZM19 2H20V3H19ZM22 2H23V1H22ZM49 2H50V1H49ZM69 2H68V4H67V7H68V5L70 4ZM78 2H79V1H78ZM88 2H89V1H88ZM94 2H95V4H94ZM108 2H111V1L109 0ZM108 2H107V3H108ZM118 2L115 0V1H114L115 4H114L113 2H112V3H113L114 6H115L116 3H118ZM125 2H127V1H125ZM161 2L159 3L161 7L159 6L160 8H159V7H158V8H159L160 10H163L164 8H163V6L161 5ZM174 2H176V1L174 0L173 2H169V3H172V4H173ZM177 2H176V3H177ZM182 2H183V1H182ZM187 2L190 3V0H188ZM192 2H197V1H196V0H191V3H192ZM27 3H28V2H27ZM32 3H33V2H32ZM32 3H31V4H32ZM62 3H63V2H62ZM74 3H73V5H74ZM79 3H80V2H79ZM84 3L87 4V1H85ZM84 3L82 2L83 7H85V6H84ZM91 3H90V4H91ZM112 3H111V5H110L111 8L114 7V6H112ZM122 3H124V2H122ZM176 3H174L173 5H176ZM180 3H181V2H180ZM189 3H188V4H189ZM0 4H1V3H0ZM23 4H24V3H23ZM23 4L21 3L22 8L24 7ZM31 4H30V5H31ZM51 4H53L52 6L50 5V6L52 7V10H53V8L56 7V6H54V3H52V1H51ZM80 4H81V3H80ZM86 4H85V5H86ZM118 4H120V3H118ZM118 4H117V5H118ZM131 4H132V3H131ZM131 4L129 3V5L127 4V6H128V7L130 6V8H131ZM141 4H140V5H141ZM145 4H146V3H145ZM172 4H171V5H172ZM184 4H186V3L184 2ZM184 4L182 3V7H183V8H181L180 5L177 6V7H175V6H174V7H175V8H178V9L181 8V12H180V13H182V11H183V15L186 14V17H185V16H181V17H183V18H189L190 21H189L188 19H184V20H185V21H184L183 18L180 17V15H182V14H180L179 16H176V15H178V14L174 13V14H176V15H175V18L177 19L178 17H180V19L183 20L182 22H184V23H182L181 20L178 19V20L180 21V23H182L181 25H184L185 22L187 23V22L189 21V22H188L189 25L192 26V23H193V22L195 23L194 20L191 21L193 15L191 14V17H190L189 14H188V16H187V13H185V12H187L188 10H191L193 7L190 6V4H189L188 7L190 6V8H191V7H192V8H191V9L188 8V10H187V9H186L187 6H186V8L184 9V6H183ZM192 4H195V3H192ZM196 4H197V3H196ZM196 4L193 5V6L196 7V8L194 7L195 10L198 8V7H197L198 5L196 6ZM17 5H16L15 7H17ZM26 5H28V4H26ZM35 5H36V4H35ZM35 5H34V6H35ZM37 5H38V4H37ZM55 5H56V4H55ZM65 5H66V4H65ZM71 5H72V3H71ZM71 5H69V7H70ZM77 5H78V3H77ZM92 5L89 6V7L91 8ZM137 5H138V3H137ZM154 5H156V4L154 3ZM173 5H172V6H173ZM186 5H187V4H186ZM28 6H29V5H28ZM34 6L31 7V11H30V9H29L28 7H26V8L24 7L25 9H29V11L33 13V14H32V13L30 14V12H29V14L31 15V17L34 16V13H36V12H34V10L37 11V7H36V6L34 7ZM46 6H47V5H46ZM46 6H44V7H46ZM58 6H59V5H58ZM58 6L55 8V10H57L59 7H61V6H59V7H58ZM62 6L64 7V4H63ZM81 6H82V5H81ZM104 6H105V5H104ZM106 6H107V5H106ZM164 6H166V5H164ZM169 6H170V5H169ZM169 6H167V8H169ZM19 7H20V6H18V8H19ZM29 7H30V6H29ZM44 7H43V9H45ZM51 7H49V9H50ZM65 7H66V6H65ZM67 7H66V8H67ZM69 7H68V9H70ZM74 7H76V6H74ZM83 7H82V8H83ZM125 7H126V4H125V6H124L123 8H125ZM142 7H143L144 9L146 8L145 6H142ZM152 7H153V6H152ZM1 8H2V7H1ZM7 8H6V9H7ZM22 8H20V10H21ZM71 8H72V7H71ZM76 8H77V7H76ZM94 8H96V7H94ZM119 8H120V7H118V9H119ZM123 8H122V10H124ZM130 8H129V9H130ZM132 8H133V5H132ZM135 8H136V7H135ZM138 8L140 9V7H138ZM154 8H156V6H155ZM161 8H162V9H161ZM167 8H165V9H167ZM175 8L172 9L173 12H174L175 10H177V9H175ZM4 9H5V8H4ZM4 9H2V10H3L4 13H5V10H4ZM11 9H12V8H11ZM60 9H62V7H61ZM91 9L93 10V7H92ZM91 9H90L89 11H92ZM118 9H117V10H118ZM127 9H128V8H126V10H125V16H128L129 14H132L133 11H134V12L136 11V9H135V10H134V9H133V10L131 9V10H130L131 13H129V11H128ZM174 9H175V10H174ZM204 9H205V8H204ZM16 10H19V9H16ZM16 10H11V11L16 12L15 14L18 15V14H17L18 11H16ZM23 10H24V9H23ZM41 10H42V9H41ZM52 10L50 9V12H51ZM64 10H65V8H64ZM84 10H85V9H84ZM101 10H102V9H101ZM120 10H121V8H120ZM160 10H159V11H160ZM172 10H171V11H172ZM184 10H185V11H184ZM195 10H194V12H199L200 8H198L197 11H195ZM3 11H2V12L0 11L2 16H3ZM7 11H8V10H6V12H7ZM61 11H63V9H62ZM61 11H58V10H57V11H56L57 13H55V11H53L55 14H54V13H52V15H51V13H48V14H50L51 16H53V14H54V17H57V16H58V13L61 12ZM65 11L68 12L67 9H66ZM69 11H70V10H69ZM71 11H73V10H71ZM71 11H70V12H71ZM80 11H82V10H80ZM85 11H86V10H85ZM89 11H86V12L89 13ZM118 11H119V10H118ZM147 11H148V10L146 9V12H145V10H144L143 12H144V13H148ZM155 11H156V9H155ZM164 11H166V10H164ZM191 11H192V10H191ZM202 11H205V10H203V8H202V10H200V12L202 13ZM206 11H210V13L213 15V11H211L210 9H208V10H206ZM206 11H205V12H206ZM8 12H9V11H8ZM14 12H11V14H13ZM23 12H25V11H23ZM37 12H38V11H37ZM66 12H65V13H66ZM77 12H79V11H77ZM83 12H84V11H83ZM93 12H95V11H93ZM93 12H92V13H93ZM126 12L129 13V14H127ZM134 12H133V13H134ZM169 12H170V10H169ZM169 12H167L168 15H166V14L163 15V17H162V21H165V20L167 19V18H164L165 16H168V17L170 16L169 14H170L171 12H170V13H169ZM175 12H176V11H175ZM9 13H10V12H9ZM18 13L21 14V13H22V10H21V12H18ZM27 13H28V12H27ZM27 13H26V14H27ZM38 13H39V12H38ZM38 13H37L36 15H38ZM62 13H63V12H62ZM73 13H76V11H75V12H72V14H73ZM92 13H91V15H92ZM100 13H101V11H100ZM119 13L121 14L122 12H119ZM135 13H136V12H135ZM141 13H142V10H141ZM141 13H139V15H141ZM155 13H156V12H155ZM159 13L162 14L161 11H160ZM177 13H179V12L177 11ZM184 13H185V14H184ZM192 13H193V12H192ZM206 13H207V12H206ZM210 13H209V12L207 13V15H208V19H210V16H209ZM56 14H57V16H56ZM59 14H60V13H59ZM63 14H64V13H63ZM72 14H70V15H72ZM126 14H127V15H126ZM196 14H197V13H195V15H196ZM202 14H204V13H202ZM214 14H215V13H214ZM219 14H220V13H219ZM1 15H0V18H1ZM4 15H6V14H4ZM21 15H23V13H22ZM21 15H20V16H21ZM36 15H35V17H39V15H38V16H36ZM70 15H69V17H70ZM76 15H77V14H76ZM79 15H80V14H79ZM83 15H84V13H83ZM88 15H89V16H88ZM121 15H122V14H121ZM123 15H124V13H123ZM133 15H134V14H133ZM133 15H132V17H133ZM139 15H138V17L136 18V21H135V22H137V19L140 18ZM143 15H144V14H143ZM148 15H150V14L148 13ZM154 15H155V14H154ZM172 15H173V14H172ZM197 15H200V13H198ZM215 15H217V14H215ZM215 15H214V16H215ZM20 16L18 15V17H20ZM24 16H25V15H24ZM24 16H23V17H24ZM51 16H49V17H50V18H53V17H51ZM59 16H60V15H59ZM74 16H75V15H74ZM84 16L86 17V15H84ZM84 16H83V17H84ZM87 16H88V18L90 19V14H87ZM102 16H103V14H102ZM106 16H107V15L104 14V16H103L102 18H104V17H106ZM135 16H137V13H136V15H134V17H135ZM156 16H157V15H156ZM156 16L153 17V18H155V20L157 19ZM160 16H161V15H160ZM8 17H9V15H7V17H5V18H8ZM11 17H12V16H11ZM11 17H9V18H11ZM14 17H15V16H14ZM49 17H47L46 20H48ZM61 17H62V16H61ZM78 17H79V16H78ZM92 17L94 18V15H93ZM92 17H91V18H92ZM132 17H131V18H132ZM134 17H133V19H135ZM143 17H145V16H142V18H141L142 21H143ZM146 17H147V15H146ZM148 17H149V16H148ZM194 17H195V16H194ZM206 17H207V16H206ZM206 17H205V14H204V15H200V16L195 17L196 19H198V21L201 20V21L198 23V26H196V27H198V28L200 27V29H201L202 27L204 28L205 31L202 29L203 32H204V36H206V35L209 34L210 29H212V30L215 29V28H212L213 26H214V27L216 26V23L214 24V21L212 22V20H214L213 18H211V19H212L211 21L208 20V22L210 21V22H211L210 24L213 23V25H212V27H211L209 30H207V31H208V34L205 35V33L207 32L206 29H207L209 26H211V25L208 24V22H205V20L207 19ZM215 17H217V16H215ZM218 17H219V16H218ZM218 17L215 18V19L217 20ZM228 17H229V19H230V16H228ZM228 17L225 18L228 22L231 21V22H232L231 24H236V26H235V25H231V27H232V26H233L234 28L237 27V23H236V22H233V19H232L233 17L231 18L232 20H231V19H230V20L227 19ZM235 17H236V18H235ZM12 18H13V17H12ZM26 18H27V15H26V17H25V20L18 21L19 23H17V24H19V25L14 24V26H15V28H16L15 30H17V33L15 32V30H13V31L16 33V34H14V32L11 31V34H13V35H10V34L8 35L7 33H9V31L6 32L7 30H6V31L4 30V29H7L6 24H8V22H7L6 24H4V21L2 22V23L5 25V28H3V30H4L3 32H6V34H4L3 32H2V34H3V35H6V38H8V39H6V38L4 37V38L6 39V41H5V39L3 38V40H4L5 42H9L11 39L14 40V37L16 38V35L18 36V38L15 39V42H17L18 39L20 40L21 38H23L24 35H23L22 37H19V34H21V30H22L23 28H25V29H23V30H26V31H27L26 34H27V33H29V34H30V33H35V32H36V34H37V33L40 34V33L37 32V31H35V32H29V31H28V30L32 31V30H31V29L33 28L32 26H33L34 24H37V23L34 22V24L32 25V23H31L32 20H29V19L26 20ZM33 18H34V17H33ZM33 18H32V19H33ZM41 18H42V17H41ZM50 18H49V19H50ZM70 18L73 19V16H71ZM75 18H77V17L75 16ZM75 18H74L73 20L69 19L70 22H73V21L75 20ZM79 18H80V17H79ZM86 18H87V17H86ZM88 18H87V19H88ZM93 18H92V19H93ZM97 18H98V17H97ZM107 18H109V17L107 16ZM151 18H152V17L150 16V19H151ZM163 18H164L165 20H163ZM173 18H174V15H173ZM175 18H174V19H175ZM205 18H206V19H205ZM220 18H221V17H219V20L221 21ZM234 18H235L234 21H235V20L237 21V20L239 19L240 21L243 22V19H242V18H237V16H234ZM2 19H3V18H2ZM16 19H17V17H16ZM19 19H21V18H19ZM22 19H23V18H22ZM30 19H31V18H30ZM37 19H40V18H37ZM37 19H35V20L37 21ZM54 19L59 21V17H58V19H57V18H54ZM80 19H82V17H81ZM84 19H85V18H83V20H84ZM89 19H88V20H89ZM95 19H96V18H95ZM104 19H105V20H104ZM104 19L102 20V19L100 18L99 20L106 21V18H104ZM113 19H114V18H113ZM113 19H112V17H111V20H113ZM125 19H127V20L129 19V20H130V18H127V17H125ZM133 19H132L131 22L128 20L130 23L127 21V24H128V23L130 24V25L128 24V27L130 26V28H131V25H132L131 23H132V22L134 23ZM141 19L138 20V21H141ZM145 19H147V18H145ZM170 19H171V17H170ZM170 19L166 20V22H167V21H170V22H167V23L169 24V23H171V22L173 21L172 23H174V20L171 19V20H172V21H171ZM176 19H175V21H176ZM193 19H194V18H193ZM196 19H195V20H196ZM10 20H11V19H10ZM14 20H15V19H14ZM17 20H18V19H17ZM41 20H42V19H40V21H41ZM55 20H52V23H54V22L56 23L57 21H55ZM77 20H78V18H77ZM83 20H79V22H80V21H83ZM88 20H87V22H88ZM99 20H98V21H99ZM107 20H108V19H107ZM111 20L109 19L110 23H111ZM115 20H116V19H115ZM117 20H118V19H117ZM159 20H161V18H159ZM186 20H187V21H186ZM216 20H215V21H216ZM219 20H218V21H219ZM53 21H54V22H53ZM90 21H91V20H90ZM120 21H122V22H123V21L126 22L124 19H123V20L121 19ZM148 21H149V23H150L151 20L148 19ZM148 21L146 20V22H148ZM153 21H154V19H153ZM153 21H152V24H153V25H151V23H150V25H149L150 27H151V26H154V27L158 28V27L160 26V28H161V25L159 24L160 21L158 22V19H157V22H158V24H159V25L157 24L158 27L155 26V24L153 23ZM179 21H178V22H179ZM206 21H207V20H206ZM218 21H216L217 24H218ZM223 21L225 22V26H226L225 28L227 29V26L230 28V26H229L230 24H229V23L227 24V22H226L224 19H223ZM0 22H1V21H0ZM14 22H17V21H14ZM32 22H33V21H32ZM37 22H38V21H37ZM43 22H44V24H45V22H46L47 25H49L47 21L44 20ZM50 22H51V19H50ZM83 22H84V21H83ZM87 22H86V20H85V22L83 23V27H84V28L86 27L85 24L88 26ZM92 22H93V21H92ZM112 22H113V21H112ZM115 22L118 23L117 21H114V22H113V23H114L113 26L120 27V26H118L119 23H118V25H115V24H116ZM124 22H123V23H124ZM143 22H145V20H144ZM166 22H164V23H166ZM178 22H177V23H178ZM2 23H1V24H2ZM12 23H13V22H12ZM38 23H40V22H38ZM58 23H59V22H57L56 25L51 26V27H54V28L57 29L56 26H57ZM73 23H74V22H73ZM73 23H71L72 25H70V26H73ZM77 23H78V22H77ZM77 23L75 22V24H77ZM98 23H99V22H96L95 25H92V24H91V25H92L94 28L97 29V27H99ZM101 23H102V22H101ZM104 23L106 24V22H104ZM110 23H109V24H110ZM123 23H122V25H123ZM139 23H140V22H139ZM164 23H163V24H164ZM172 23H171V26H172V27L175 26V24H172ZM188 23H187V24H188ZM10 24H11V23H10ZM10 24H9V25H10ZM44 24H41V25H44ZM105 24H103V26H104ZM109 24H108V26H109ZM124 24H125V23H124ZM127 24L124 25V27H126V28H124V27L121 25V27H120V29H121L120 32H118V33H116V34H120V33L122 32V27L124 28V29H123V32L125 33V35L130 34L131 32H130L129 29L127 28ZM161 24H162V23H161ZM168 24H167V25H168ZM187 24H185V25L187 26ZM206 24H207V26H208V25H209V26L207 27ZM219 24H220L221 27L223 26L222 23L219 22ZM219 24H218L217 26H219ZM226 24H227V25H226ZM11 25H12V24H11ZM41 25H39L38 27L41 28V27H40ZM50 25H52V24L50 23ZM79 25H80V24H79ZM79 25H78V26H79ZM96 25H98V26L95 27ZM100 25H102V24H100ZM135 25H136V24H135ZM144 25H145V23L143 24V26H144ZM146 25H147V24H146ZM165 25H166V24H165ZM177 25H178V24H177ZM193 25H194V24H193ZM240 25H241V24H240ZM0 26H1V25H0ZM92 26H91V27H92ZM105 26H106V25H105ZM105 26H104L103 28L101 27V29H102V30L105 29ZM110 26H111V25H110ZM139 26H140V24H139ZM141 26H142V23H141ZM162 26H163V25H162ZM169 26H170V25H169ZM169 26H168V28L171 27V26H170V27H169ZM178 26H179V28L181 27L180 25H178ZM178 26H176V27L178 28ZM191 26H189V27H190V30L193 31V28H194V27L192 28ZM205 26H206V28H205ZM220 26H219V27H220ZM241 26H242V25H241ZM38 27H37V28H38ZM42 27L44 28V27H46V26H42ZM47 27H49V26H47ZM47 27L45 28V30H46V29H49V28H47ZM73 27H74V26H73ZM75 27H76V26H75ZM83 27H82V28H83ZM136 27H137V26H136ZM176 27H174V29H175ZM196 27H195V30L197 29L196 32H198V34H200V31H202V30H200V29H198V28H196ZM223 27H224V26H223ZM0 28H2V27H0ZM13 28H14V27H13ZM35 28H36V27H35ZM78 28H79V27H78ZM84 28H83V31H85ZM86 28H87V27H86ZM86 28H85V29H86ZM108 28H109V27H108ZM113 28L116 30L115 27H113ZM132 28H133V27H132ZM148 28H149V27H148ZM148 28H147V29H148ZM162 28H163V27H162ZM168 28H167V29H168ZM177 28H176V29H177ZM179 28H178V31H179ZM185 28H186V27H184V28H182V29H180V30H183V29H185ZM191 28H192V29H191ZM238 28H239V27H238ZM11 29H12V27H11ZM41 29H42V28H41ZM74 29L77 30L76 28H74ZM74 29H73V34L76 32ZM87 29H88V28H87ZM87 29H86V31H87ZM109 29H110V28H109ZM111 29H112V28H111ZM111 29H110V30H111ZM139 29L141 30V28H138V29L135 28L134 30H133V29H132V30L135 31V30H139ZM152 29H154V28L152 27ZM171 29H172V28H171ZM171 29H170V30H171ZM174 29H173V30H174ZM186 29H188V28H186ZM186 29L184 30V32L186 31ZM221 29L223 30V28H218V29H217V27H216V30H214V33H215L216 35H218V34L220 33V34H222V36H223V33H224V34L226 35V38L232 36L231 34H230V36H229V35L227 36V34L231 31V30H230L231 28L228 29L229 32H228L226 29H224V31H227V32H228V33L226 32L227 34H226L225 32H222V33H221ZM23 30H22V32H23ZM34 30H35V29H34ZM36 30H37V29H36ZM71 30H72V28H71ZM89 30H92V29L90 28V29H88V31H89ZM98 30H99V29H98ZM98 30H97V32H95V33H97V36H98ZM106 30H108V29H106ZM110 30H108V31H110ZM112 30H113V29H112ZM130 30H131V29H130ZM132 30H131V31H132ZM143 30H144V29H143ZM161 30H162V29H161ZM163 30H164V29H163ZM165 30H166V29H165ZM170 30H169V31H170ZM195 30L193 31V33L195 32ZM198 30H199V31H198ZM0 31H2V30H0ZM19 31H20V33H19ZM38 31H40V30H38ZM49 31L51 32L50 29H49ZM74 31H75V32H74ZM77 31H78V30H77ZM80 31H82V30H81V27H80ZM83 31H82V33H83ZM99 31H100V33H101V30H99ZM103 31H104V30H103ZM103 31H102V33H103ZM117 31H119V30L117 29ZM117 31H116V32H117ZM152 31H153V30H152ZM154 31H158V29H157V30H154ZM154 31H153V32H154ZM159 31H160V29H159ZM159 31H158L157 33L160 34L161 31H160V32H159ZM167 31H168V30H167ZM167 31H166V32H167ZM176 31H177V30H175V31H173V32L171 31V32L174 33V32H176ZM178 31L176 32L177 34L174 33L173 36L176 35L175 37H179V36H181V34H183V35L186 34V33L184 34V33L179 32V33H181V34H180L179 36H177V35L179 34ZM188 31H189V29H188ZM192 31H191V33H192ZM232 31H234V29H232ZM42 32H44V29L41 30V35L44 34V33H42ZM46 32H48V31L46 30ZM111 32H112V31H111ZM111 32H110V33H111ZM123 32H122V33H123ZM129 32H130V33H129ZM145 32H147V30H146V31L144 30L143 33L145 34ZM164 32H165V31H163L162 33H164ZM166 32L164 33V35L166 34ZM196 32H195V33H196ZM203 32H202V33H203ZM48 33H49V32H48ZM48 33H47L46 35H49ZM77 33H78V32H77ZM80 33H81V32H80ZM80 33H78V34H80ZM82 33H81V34H82ZM89 33H91V31H90ZM89 33H88V35H89ZM106 33H107V32H106ZM114 33H115V32H114ZM133 33H135V32H133ZM133 33H132V34H133ZM140 33H141V32H139L138 34H140ZM155 33H156V32H155ZM167 33L169 34L170 32H167ZM189 33H190V32H188L187 34H189ZM195 33H194V34H195ZM214 33L211 32L212 36L214 37V40H215V39L217 40V38H218V41H219V40L221 39V35L219 34V36L216 38V37L214 36ZM231 33L233 34V32H231ZM2 34L0 33V36H1ZM26 34H25V35H26ZM78 34H75V36L78 35ZM81 34L78 35V36H76V37L78 38L79 36H81ZM116 34H115V35H116ZM144 34H142V35H144ZM148 34H149V32H147V34H145V35H148ZM159 34H158V36H159ZM198 34H196L197 36L195 35V37H197L196 39L193 38V40H192V37H189V38H191V39H189V40H190V41H195V40L198 41V38H199V35H198ZM211 34H210V36H211ZM244 34L247 35V33H244ZM250 34H251V33H249V35H250ZM3 35H2V36H3ZM14 35H15V36H14ZM27 35H28V34H27ZM46 35H44V36H46ZM82 35H83V34H82ZM90 35H91V34H90ZM92 35H93V33H92ZM107 35H110V34H107ZM107 35H106V36H107ZM112 35H113V34H112ZM112 35H111V36H112ZM120 35H121V34H120ZM120 35H119V37H120ZM130 35H131V34H130ZM140 35H141V34H140ZM145 35H144V37H145ZM150 35H151V37H152V36L154 35V33H153V35H152V34H150ZM161 35H162V34H161ZM170 35H171V34H170ZM189 35H190V36H193V34H192V35L189 34ZM201 35L203 36V34H201ZM252 35H254V33H253ZM9 36H10L11 38H9ZM30 36H31V37H30L31 39L34 37V35H30ZM35 36H36V35H35ZM38 36H39V35H37L36 38L34 37L35 40L37 39L38 43H40L42 40L44 41V39H45L44 36H42L44 39L42 38L41 41L38 40V38L40 37V36H39V37H38ZM83 36H84V35H83ZM86 36H87V35H86ZM106 36H105V37H106ZM111 36H110L109 38H113V36H112V37H111ZM127 36H128V35H127ZM155 36H156V34H155ZM155 36H153V38H154ZM173 36H172V37H173ZM208 36H209V35H208ZM208 36H207L205 39H208ZM241 36L244 38L243 34H241ZM27 37H28V36H27ZM90 37H91V36H90ZM92 37H94V35H93ZM99 37H100V36H99ZM102 37H103V35H102ZM102 37H101V38H102ZM107 37H108V36H107ZM116 37H117V36H116ZM119 37H117V38H119ZM121 37H122V36H121ZM132 37H133V36H132ZM151 37L148 36V38H151ZM156 37H157V36H156ZM159 37H161V36H159ZM159 37H157L156 39H158ZM163 37H166V35H165V36H162L161 38H163ZM167 37H169V36H167ZM167 37H166V38H167ZM172 37H171V39L174 38V37H173V38H172ZM183 37H184V36H183ZM183 37H181L180 39H182ZM223 37H224V36H223ZM238 37H239V36H238ZM242 37H240V38H242ZM245 37H246V36H245ZM247 37H248V36H247ZM46 38H47V37H46ZM48 38H49V37H48ZM77 38H75V39H77ZM85 38H86V37H85ZM122 38H123V37H122ZM126 38L128 39V37L125 36L124 43H125V41L127 42ZM137 38H139V37L137 36ZM142 38H143V36H142ZM153 38L150 39L149 44L151 43V40H152ZM166 38H165V40H166ZM233 38H234V36H233ZM243 38H242V39H243ZM250 38L252 39L253 36L251 37V35H250V36H249V40H250ZM23 39H24V38H23ZM79 39H81V37H80ZM87 39H89V37L86 38V41H87ZM90 39H91V38H90ZM93 39H94V38H93ZM96 39H97V38H96ZM99 39H100V38H99ZM113 39H114L115 42H116L117 39H115V36H114ZM113 39H112V41H111V44H112V45L115 44V43L113 42ZM131 39H132V38H131ZM134 39H135V38H134ZM134 39H133V41H134ZM140 39H141V38L138 39V43H139ZM143 39H144V38H143ZM154 39H155V38H154ZM154 39H153V40H154ZM159 39H160V38H159ZM171 39L168 38L167 40H170V41H171ZM174 39H175V38H174ZM185 39H188V36H187V38H185ZM194 39H195V40H194ZM205 39H204V40H205ZM209 39H210V41H213V38L211 39V38L209 37ZM222 39H223V38H222ZM28 40H30L29 37H28ZM32 40H34V39H32ZM32 40H30V47H32L33 44H34V42L31 44V41H32ZM45 40H48V39H45ZM50 40H51V39H50ZM50 40H49V41H50ZM120 40H121V39H120ZM120 40H118V41H120ZM136 40H137V39H135V41H136ZM144 40H145V39H144ZM144 40L141 39V42L139 43V45L141 44V46H142V44H144ZM147 40H149V39H147ZM147 40H145V42H147ZM167 40H166V42H168ZM175 40H176V39H175ZM189 40H188V42H189ZM216 40H215V42L213 41L212 43H214V44L216 43V45H217V42H218V41L216 42ZM249 40H248V41H249ZM21 41H22V40H21ZM21 41H18V42H21ZM37 41H36L35 43H37ZM39 41H40V42H39ZM53 41H54V39H53ZM58 41H60V40H58ZM58 41H57V42H58ZM76 41H78V39H77ZM83 41H85V39H83V40L81 41L82 44H81V42H80L81 45H80L78 42H76V43H77V44H76L77 46H76V45H75V46H76V47H79L78 44H79L80 46H82V45L84 46ZM130 41H132V40H130ZM130 41H129V43H131ZM135 41H134V43H133L134 46H135L136 43H137V42L135 43ZM155 41H156V40H155ZM155 41H154L153 43H155ZM170 41H169V44H170L173 40H172L171 42H170ZM178 41H179V40L177 39V42H178ZM180 41H181V43H183L185 40H184V41L180 40ZM186 41H187V40H186ZM197 41H196V42H197ZM221 41H222V40H221ZM226 41H227V40H226ZM243 41H244V40H243ZM248 41H246V42L248 43ZM11 42H12V41H11ZM15 42H14V41L12 42V44L14 43V44L12 45L13 47H14V45H16ZM22 42H23V41H22ZM22 42L20 43V45H19V43H17L19 46H15L14 49L17 48V47L22 46V45H21V44H23ZM25 42H26V41H25ZM25 42H24V44H25ZM47 42H48V41H47ZM60 42H62V41H60ZM65 42H66V41H63V43H65ZM70 42H71V41H70ZM70 42H69V43H70ZM73 42H74V41H73ZM105 42H106V41H105ZM112 42H113V43H112ZM122 42H123V40L121 41V43H122ZM142 42H143V43H142ZM157 42L159 43V44L157 43L159 46H160L161 42L163 43L162 40H161V42H159V41L157 40ZM166 42L164 41V43H166ZM174 42L176 43V41H174ZM174 42H172V43H173V46L176 45V44H174ZM198 42H199V41H198ZM200 42H201V40H200ZM202 42H203V41H202ZM202 42H201V45H204V44L207 43L206 40L204 41V42H206V43H202ZM249 42H251V40H250ZM28 43H29V42H28ZM38 43H37V44H38ZM50 43H52V42L50 41ZM50 43H49V44H50ZM63 43H62V44H63ZM74 43H75V42H74ZM89 43H90V42H89ZM89 43H88V44H89ZM107 43L110 45L109 47H111V49H112V45L110 44V41H109V42L107 41ZM124 43H123V45H124ZM127 43H128V42H127ZM127 43H125V44H127ZM147 43H148V42H147ZM172 43H171V44H172ZM181 43H180V45H182ZM189 43L191 44V42H189ZM218 43H219V42H218ZM222 43H223V42H222ZM7 44H8V43H7ZM52 44L54 45V42H53ZM55 44H56V42H55ZM59 44H60V43H58V45L56 44L58 47L55 45V46L57 47V50H58V48H59ZM108 44H103V45L105 46V45H108ZM118 44H120V43L118 42ZM118 44H117V46H118ZM149 44H148V45H149ZM157 44H156V46H152V45H150L149 48L151 49V46H152V47H156V48H153V50H155V49H158V50H159V48H161L162 46H165V45H162V44H161V46L157 48ZM166 44H168V43H166ZM171 44H170V45H171ZM177 44H178V43H177ZM190 44L187 45V46H189V47H186V45H185V47L187 48V51H188V48H191V49H193L194 51H196V49L193 48V47H195L194 44H193V42H192L193 46H191L192 44H191V45H190ZM208 44H209V42H208ZM47 45H48V44H47ZM69 45H70V44H69ZM73 45H74V44H73ZM103 45H102V47H103ZM121 45H122V44H121ZM129 45L132 46L131 44H129ZM129 45H127V48L129 47ZM137 45H138V44H137ZM144 45H146V44H144ZM153 45H154V44H153ZM170 45H166V49H162V48H161V49H162V50H167V49H169V47L172 46V45H171V46H170ZM197 45H198V44H197ZM199 45H200V44H199ZM210 45H211V44H210ZM210 45H209V48L206 46L208 50L211 48ZM222 45H223V44H222ZM222 45H220V46H222ZM8 46H9V45L4 46V48H6V47H8ZM12 46H11V47H12ZM34 46H35V45H34ZM51 46H52V45H51ZM55 46H53V47H55ZM62 46H63V45H62ZM71 46H72V45H71ZM71 46H70V47H71ZM117 46H116V47H117ZM141 46H140V48H141ZM146 46H147V45H146ZM167 46H169V47L167 48ZM176 46H177V45H176ZM176 46H175V47H172L173 50L176 48ZM183 46H184V45H182V47H183ZM250 46H251V45H250ZM252 46H253V45H252ZM252 46H251V47H252ZM254 46H256V45H254ZM254 46H253V47H254ZM0 47H2V46L0 45ZM9 47H10V46H9ZM23 47L25 48L24 45L22 46V48H23ZM36 47H37V45H36ZM36 47H35V48L33 47L32 50H33V49H36ZM70 47H69V48H70ZM76 47H74V48H76ZM85 47H86V48H85ZM85 47H84L85 50L82 49V47H81V48L79 47V48H80V49H79L80 52H79V50H78L77 52L75 51L76 54H73V55H76V57L71 56V58L74 57V58L76 59V58H77V53L80 54V53H81V49L84 50V51H88V50H89V49H87V46H85ZM106 47H108V46H106ZM109 47H108V48H109ZM113 47H114V46H113ZM120 47H121V46H120ZM120 47H119V48H120ZM124 47H125V46H124ZM124 47H123V48H124ZM137 47H139V46H137ZM202 47H203V46H202ZM213 47H214V46H213ZM253 47H252V49H255V48H256L255 50H257V48H258V46L255 47V48H253ZM2 48H3V47H2ZM2 48H1V49H2ZM20 48H21V47H20ZM131 48H132V47H131ZM133 48H134V47H133ZM135 48H136V46H135ZM142 48H143V47H142ZM144 48H145V47H144ZM177 48L179 49V47H177ZM177 48H176V50H174V52L176 51V53H177V51H178ZM186 48H185V49H186ZM197 48H198V46H197ZM1 49H0V51H1ZM8 49H9V48H8ZM14 49L12 48L13 54H15ZM17 49H19V48H17ZM17 49H15V51H16ZM28 49H29V47H28ZM39 49H41V48H39ZM60 49H62V48L60 47ZM86 49H87V50H86ZM145 49H146V48H145ZM161 49H160V50H161ZM180 49H181V48H180ZM207 49H206V50H207ZM6 50H7V48H6ZM21 50H22V49H21ZM21 50H20V51L17 50V51H19V53H20V54L18 55L19 57H21V56H20V55H21V52H22ZM32 50L30 49V52H31ZM44 50H45V49H44ZM57 50H56V48H55L54 51L56 52ZM101 50H102V49H101ZM104 50H106V52L108 51L107 49H104ZM112 50H113V49H112ZM112 50H111V51L109 50V51H110V52L115 51V50H113V51H112ZM120 50H121V48H120ZM127 50L129 51L130 49H127ZM127 50H125V51H123V49L121 50V52H123V53H124V56H125V57H123V58H124V61H125V60H126V61H129V60L127 59V57H126V56H128V58H129V54H126V53H130V51L128 52ZM136 50H137V49H136ZM146 50H148V49H146ZM146 50H145V51H146ZM170 50H171V49H170ZM193 50L191 51V50L189 49V51H191L192 53L194 52ZM197 50H199V49H197ZM203 50H204V49H203ZM217 50H218V48H217ZM17 51H16V52H17ZM26 51H27V50H24V54H23L22 56H24L25 54H27ZM37 51H38V50L36 49V50H35V53H36ZM61 51H62V50H60V52H59L60 55H57V57L60 56L61 59H62V57H64V59H65L66 56H62L63 54L61 53ZM84 51H83L82 53H84ZM89 51L91 52L92 50H89ZM126 51H127V52H126ZM148 51H149V50H148ZM168 51H169V50H168ZM189 51H188V52H189ZM209 51H210V50H209ZM209 51H208V52H209ZM212 51H213V49H212ZM257 51H259V49H258ZM3 52H5V51H3ZM3 52H0V53L3 55ZM7 52H8V51H7ZM25 52H26V53H25ZM42 52H43V51H41L40 53H42ZM100 52H101V51H100ZM110 52H109V53H108V52H107V53H105V52L100 53L101 58H103L104 60L107 61L108 56H109V58H110V55H109V54H111ZM121 52H120V53H121ZM125 52H126V53H125ZM133 52H135V51L133 50ZM133 52H132V53H133ZM155 52L158 53L160 57H162V55H160V53H159L157 50H155L153 53H155ZM169 52H170V51H169ZM171 52H172V54H174V52H173L172 50H171ZM171 52L169 53V55H168V53H167V56H171V57H172L173 55H171ZM191 52L189 53V54H190V57L192 56V55H191V54H192ZM196 52H198V51H196ZM214 52H215V49H214ZM254 52H256V51H254ZM9 53H11V52L9 51L7 54L9 55ZM22 53H23V52H22ZM28 53H29V51H28ZM32 53H33V57H34V55H35V54H34V51H32ZM37 53H38V52H37ZM37 53H36V54H37ZM82 53H81V54H82ZM85 53H87V52H85ZM85 53H84V55H86ZM88 53H89V52H88ZM88 53H87V55L91 54V53H89V54H88ZM95 53H96V52H95ZM132 53H130V54H132ZM143 53H144V49H143ZM147 53H148V52H147ZM156 53H155V54H156ZM199 53L201 54V52H198V55H199ZM203 53H204V51H203ZM209 53H210V52H209ZM30 54H31V53H30ZM30 54H29V55H30ZM61 54H62V55H61ZM81 54H80V55H81ZM93 54H94V53H92L91 56H93ZM121 54H122V53H121ZM125 54H126V55H125ZM150 54H151V53H149V55H150ZM158 54H156L155 56L157 57ZM193 54H194V53H193ZM252 54H255V53H252ZM257 54H258V52H257L255 55L257 56ZM259 54H260V52H259ZM259 54H258V55H259ZM8 55H7V56H8ZM10 55H12V54H10ZM15 55H16V54H15ZM37 55H38V54H37ZM43 55H44V53H43ZM84 55H82V57H83ZM96 55H97V54H94V56H96ZM98 55H99V54H98ZM112 55H113V54H111V57H112ZM117 55H119V54H117ZM143 55H147V56H148V54H146V52H145ZM143 55H142V56H143ZM194 55H195V54H194ZM194 55H193V57H194V59H195V56H196V55H195V56H194ZM198 55H197L196 58L199 59ZM255 55H254V56L251 55V56L253 57V59H254ZM16 56H17V55H16ZM18 56L16 57V60L18 59ZM25 56H26V57H25L24 59H26V58L28 59V57H27L28 54L25 55ZM35 56H36V55H35ZM53 56H54V55H53ZM53 56H52L51 58H53ZM61 56H62V57H61ZM89 56H90V55H89ZM122 56H123V55H122ZM147 56H146V57H147ZM151 56L153 57L152 54H151ZM159 56H158V57H159ZM174 56H175V55H174ZM12 57H14V55H13ZM31 57H32V54H31ZM31 57L29 56V60L31 59ZM40 57H41V56H40ZM84 57H86V56H84ZM96 57H97V56H96ZM96 57H95V58L91 57V58H93L94 61H95V59L98 58V57H97V58H96ZM117 57H120V58H118V60L122 58L121 55H120V56H117ZM139 57H140V56H139ZM139 57L136 58L137 61L139 60ZM146 57L143 56L144 59H145ZM149 57H150V56H149ZM149 57H148V58H149ZM152 57H150V58L148 59V61L151 59V62L149 61V63L153 64V65H150V67H153V66H154V67L152 68L153 71H152L151 69H150L151 71H150V70H148V71H150V72L153 73L154 71L157 72L159 68L156 69L154 63H152ZM158 57H157V59H158ZM171 57H170V58H171ZM193 57H192V58H193ZM0 58H1V57H0ZM21 58H22V57H21ZM34 58H35V57H34ZM37 58H38V57H36L35 59H37ZM41 58H43V57H41ZM71 58H70V60H72ZM91 58L89 57V59H91ZM153 58H154V57H153ZM172 58H174V57H172ZM12 59H13V58H12ZM14 59H15V58H14ZM14 59H13V60H14ZM19 59H20V58H19ZM24 59H23V60L21 59V60L24 61ZM27 59H26V61H27ZM85 59H86V58H85ZM87 59H88V56H87ZM87 59H86V60H87ZM89 59H88V62H89ZM99 59H100V58H99ZM99 59H98V60H99ZM103 59H101V60H103ZM115 59H116V58H114V59L111 58V61H113L114 63L121 64V65H122L123 63H125L123 60H121V61H118V60H117V62H116ZM129 59H130L129 64H131V63H132L131 61H132V59H134V58H129ZM157 59L155 58V61H156ZM159 59H160V58H159ZM161 59H162V58H161ZM161 59H160V60H161ZM187 59H188V58H187ZM189 59H190V58H189ZM194 59H193V60H194ZM198 59H197V61L194 60L195 63H196V62L198 63L199 61H200V63H202V64L198 67V68H199L198 70H199V71H200V69L203 70V71L206 70V67H205V66H204L205 69H202V68H204L202 65H203V63L205 62V59H200V60H198ZM39 60H41V62H39ZM53 60L55 61L56 58H54ZM58 60H59V59H58ZM62 60H63V59H62ZM141 60L143 61V59H141ZM145 60H146V59H145ZM145 60H144V61H145ZM184 60H186V59H184ZM184 60H183V61H184ZM191 60H192V59H191ZM193 60H192V61H193ZM22 61H21V62H22ZM54 61H50V60H49V62H54ZM83 61H84V58H83ZM90 61L94 62L93 60H90ZM96 61H97V60H96ZM111 61H109V63H110ZM122 61H123V63H120V62H122ZM142 61H141V65H142ZM144 61H143V62H144ZM146 61H147V60H146ZM146 61H145V62H146ZM155 61H154V59H153V62H155ZM158 61H159V60H158ZM158 61H157V62H158ZM168 61H169V60H168ZM183 61H182V63H183ZM17 62H18V60H17ZM17 62H15V63L13 62V64L15 65ZM19 62H20V60H19ZM19 62H18V64H19ZM70 62H71V61H70ZM73 62H74V59H73ZM73 62H71V63H73ZM99 62H100V61H99ZM99 62L96 63V64L100 65ZM101 62H102V61H101ZM103 62H104V64L106 63L105 61H103ZM130 62H131V63H130ZM133 62H134V64L136 63L135 59L133 60ZM138 62H140V60H139ZM157 62H155V64H156ZM186 62H188V61H186ZM186 62H185V64H186ZM217 62L220 63L219 60H218V61L216 60V63H214V64L218 65ZM22 63H23V62H22ZM41 63H42V59H37V60H35L34 62L29 63L28 67H26L27 70H25L24 73H19L18 71H21V70H19V69H20V68L22 69V66H21V65H20L21 67H20V66L16 67V69L19 68L18 71H17V70L15 69V67H14V68H11V67L14 66V65H12V66L10 67L11 69H10L7 65H3V66H1L2 63H1V61H0V77L3 76V75H7V76L12 75V76H14V78H16V79L18 80V81H16V79H15L16 82H14L13 78H11V79L13 80V82H11L12 80L10 81V79H8V77H7V80L10 81V82H9V81H7V82H9V83L11 84V85H10V84L6 83V84L10 85V86H8V85L5 84V81H4V80H1L2 78H0V82H1V81H4V83H3L4 86H5V85L8 86L7 88H3V89H4V90H3V89H2V87H3L2 85H3V84H2V83H1L2 85L0 84V88L2 89V92H1V89H0V124H2V123L4 124V122L7 120L6 118H7V114H8L9 112H11V113H9V114H12V115H13V113H16L17 111H19L18 109H20V114H19V112H17L19 115H18L17 113L14 114V116L10 117L11 119H14V117H17V115H18V117H21V118H23V119H24V117L26 118V117L28 116V118H29V116H31V114H32V113H31V110H32V108H33V105H32L31 103H27L26 105L23 106V105H21L22 103L20 104L21 99H19L20 101H16V100H15V103H14L13 106H14V108H16L17 111L14 112V110H13L14 108H13V106H12V108H13V109H12L13 113H12V111H11L10 109H9L10 111L8 112V108H6V105L10 103L9 101H11V97H13V98H12V100H13L14 98L17 97L16 95H19L20 93H24V94H25V91H26V90L30 89L31 87H34V85H33L34 83L32 84L33 77H34V76L36 77L37 74H35V72H36V70L38 69V67L41 66V65H40ZM54 63H57V60H56V62H54ZM54 63H53V64H54ZM89 63L91 64V62H89ZM89 63H88V64H89ZM114 63H113V64H114ZM126 63H127V62H126ZM149 63L146 62V63H143V65H145V64H149ZM167 63L169 64V62H167ZM170 63H171V61H170ZM193 63H194V62H193ZM193 63H191V65H188V64H190V63H188V64H187L188 66H187V65H186V66H187V67H190V66L193 65ZM197 63H196V64H197ZM206 63H207V61L205 62V64H206ZM221 63H223V64H222L223 66H224V63H225V66H224V67L228 66V63L225 62V61H222ZM221 63H220V64H221ZM244 63H246V61H245ZM24 64L26 65V63H24ZM27 64H28V63H27ZM51 64H52V63H51ZM51 64H49V65H50L49 67L52 66ZM102 64H103V63H102ZM104 64H103L102 67H105L106 64H105V65H104ZM118 64H115V65L117 66ZM132 64H133V63H132ZM168 64H165V65L168 66ZM185 64H184V65H185ZM226 64H227V65H226ZM232 64H233V63H232ZM235 64H236V63H235ZM237 64H238V63H237ZM239 64H240V63H239ZM241 64H242V63H241ZM241 64H240V67H241L242 65H244V64H242V65H241ZM246 64H247V63H246ZM248 64H249V63H248ZM248 64H247V66H246L247 68H246V67H245V68L242 67V68H240L239 70H238V68H239L238 65H236V66H237V68H236V66L233 64V66H235V69H236V70L233 69L234 67H233L232 65H231L230 67H232L231 69L234 70V71L236 72L237 70H238V71H241V69H242V70L248 69V67H250V66H248ZM252 64H254V63H252ZM16 65H17V64H16ZM25 65H23V67H25ZM38 65H39V66H38ZM56 65H57V64H56ZM93 65H94V64H93ZM123 65H124V64H123ZM125 65H126V64H125ZM135 65H137V68H138V64H135ZM135 65H134V68H136ZM198 65H199V63H198ZM198 65H194V66H192V67L194 68L195 66H198ZM216 65H215V66H216ZM94 66H95V65H94ZM119 66H120V65H119ZM126 66H127V65H126ZM126 66H125V67H126ZM158 66H159V64H158ZM171 66H172V64H171ZM218 66H219V65H218ZM244 66H245V65H244ZM55 67H57V66H54V68H55ZM100 67H101V66H99V69L101 70L102 67H101V68H100ZM122 67H123V66H122ZM127 67H128V66H127ZM129 67L132 68L133 65H132V66L129 65ZM129 67H128V68H129ZM139 67H140V68L142 67V69H143V66H139ZM148 67H149V66H148ZM175 67L177 68V66H175ZM181 67H182V66H181ZM221 67H222V66H221ZM228 67H229V66H228ZM230 67H229V69H230ZM26 68H24V69H26ZM52 68H53V66H52ZM72 68H73V67H72ZM120 68H121V67H120ZM128 68H127L126 70H127L128 73H129ZM134 68H132V70H133L132 72L135 73ZM167 68H168V67H167ZM183 68H184V66H183ZM183 68H182V69H183ZM195 68H197V67H195ZM217 68H218V67H217ZM219 68H220V67H219ZM222 68H223V67H222ZM243 68H244V69H243ZM55 69H56V68H55ZM94 69H95V67H94ZM104 69H105V68H104ZM118 69H119V68H116L117 71H118ZM123 69H124V68H123ZM142 69H141V70H142ZM154 69H156V70H154ZM164 69L166 70V68H164ZM171 69H173V66H172ZM174 69H175V68H174ZM180 69H181V68H180ZM187 69H188V68H187ZM226 69H227V68H226ZM13 70H14V72H13ZM15 70H16V71H15ZM97 70H98V69H97V66H96V72H98ZM105 70H106V69H105ZM109 70H110V69H109ZM112 70H113V69H112ZM119 70H120V69H119ZM138 70H139V69H138ZM138 70H137V71H138ZM144 70H146V68H144L143 71H144ZM176 70H177V69H176ZM176 70H175V71H176ZM183 70L186 71L185 68H184ZM183 70H182V71L179 70L180 76H181V74H182V75L185 74V73L183 72ZM190 70H191V68H190ZM192 70H193V69H192ZM248 70H249V69H248ZM250 70H251V69H250ZM250 70H249V71H250ZM260 70H261V69H260ZM23 71H24V70H23ZM102 71H104V70H101L100 72L102 73ZM110 71H111V70H110ZM117 71H116V72H117ZM120 71H121V70H120ZM123 71H124V70H123ZM123 71H122V73L125 74V72H123ZM143 71H142V72H143ZM160 71H161V69L159 70V72H160ZM195 71H196V70H195ZM246 71H247V70H246ZM258 71H259V70H258ZM262 71H263V69H262ZM106 72H107V71H106ZM114 72H115V71H114ZM156 72H155V73H156ZM164 72H168V71H164ZM169 72H170V71H169ZM176 72H177V71H176ZM182 72H183L184 74H183ZM187 72H189V71H187ZM187 72H186V73H187ZM193 72H194V71H191V73H193ZM211 72H212V71H211ZM243 72H244V71H243ZM243 72H242V73H243ZM247 72H248V71H247ZM247 72H245V73H243V74H247ZM101 73H100V76H101ZM103 73H105V72H103ZM107 73H108V72H107ZM119 73H120V72H119ZM119 73L117 72V74H119ZM122 73H121V74H122ZM126 73H127V72H126ZM147 73H148V72H147ZM147 73L145 72V74H147ZM157 73H158V72H157ZM157 73H156V74H157ZM162 73H163V72H162ZM172 73H174V72H172ZM194 73H195V72H194ZM196 73H197V72H196ZM200 73H201V72H200ZM200 73H198V74H200ZM212 73H213V72H212ZM236 73H237V72H236ZM238 73H239V75H238ZM238 73H237L235 76H238V79H240V73H241V72H238ZM242 73H241V78L243 77V76H242V75H243ZM34 74H35V75H34ZM90 74H91V73H90ZM92 74H93V73H92ZM95 74H96V73H95ZM110 74H111V73H110ZM137 74H138V72L136 73V75H137ZM139 74H141V73L139 72ZM143 74H144V73H143ZM145 74H144V75H145ZM148 74H149V73H148ZM153 74H154V73H153ZM153 74H151V75H153ZM174 74H175V73H174ZM174 74H173V76H174ZM208 74H209V77H210V75H211V77H212V74H210V73H208ZM248 74H249V73H248ZM248 74H247V75H248ZM257 74H258V73H257ZM259 74L261 75L262 73H259ZM57 75H58V74H57ZM59 75H61V74H59ZM125 75H126V74H125ZM131 75H133L134 77L136 76V75H134V74H131ZM151 75L149 74L148 76H150V77H148V78H146V77H147V75H146L145 78H146V79H150V78L153 77V76H151ZM167 75H168V74H167ZM169 75H172V74L169 73ZM195 75H196V74H195ZM252 75H253V74H252ZM252 75H251V76H252ZM262 75H263V74H262ZM40 76H41V74H40ZM88 76L91 77V75H89V74H88ZM92 76L94 77V74H93ZM95 76H96V75H95ZM154 76H155V75H154ZM157 76H158L159 79L161 78V80H163V77H164V79H165V77H166L165 74L163 75V74H159V73H158ZM175 76H176V75H175ZM175 76H174V80L172 79L170 82L168 81V79H167L168 76H167V77H166V79H167L166 81H167V82L165 81V84H164V82L161 83V82L159 81V85H161V84L163 85V84H164V88H163V89H164L165 91L162 92V95H163V96H162V95H159V96H158V95H157L158 93H157L156 95H157L158 97L162 96L161 98H162V100H163L164 102H161L159 105L156 104V106H154V104H153L152 102H155V101H157V100H154V99L151 100V101H152L151 103L153 104V108H152V109L155 111V113H156V112H164V111H167V110L169 109L168 107H169L170 104L173 105V103H177V104H178L179 102L182 103V100H186V99H188V97H189V99H191V98H190L191 95H189V92H188V95H189L188 97H187V96H181V95L179 96V95H178L179 92H180L179 87H180L181 85H180V83H179V82H180V81H179L180 79H179L177 76H176L177 78H175ZM178 76H179V75H178ZM205 76H206V75H205ZM205 76H203V78H204ZM235 76H234V77H235ZM244 76H246V75H244ZM38 77H39V76H38ZM90 77H89V80H90ZM96 77H97V76H96ZM126 77H127V79H129L127 75H126ZM136 77H137V76H136ZM170 77H171V76H170ZM188 77H189V76H188ZM190 77L194 78L195 76L193 77V76L191 75ZM234 77H233V78H234ZM248 77H249V75H248ZM91 78H92V77H91ZM118 78H119L120 80H122V79H121L122 77H121V78L118 77ZM118 78H116V79L119 80ZM124 78H125V76H124ZM131 78H132V77H131ZM142 78H144L143 75H142ZM153 78H154V77H153ZM153 78H152V79H153ZM180 78H181V77H180ZM195 78H196V77H195ZM198 78H200V77H198ZM231 78H232V77H231ZM235 78H237V77H235ZM245 78H246V77H245ZM251 78H252V77H251ZM253 78H254V79H253V81H254V80H255V76H254ZM256 78H257V77H256ZM34 79H35V78H34ZM38 79H39V78H38ZM42 79L44 80V78H41V80H42ZM125 79H126V78H125ZM125 79H123V80H125ZM127 79H126V81H125L126 83H127ZM169 79H170V78H169ZM187 79H188V78H187ZM196 79H197V78H196ZM196 79H195V81L198 80V79H197V80H196ZM206 79H207V77H206ZM242 79H244V78H242ZM242 79L238 81L239 84H240L241 81L243 82V81L245 80V79H244V80H242ZM246 79H248V78H246ZM259 79H260V78H259ZM39 80H40V79H39ZM39 80H38V81H39ZM86 80L88 81V79H86ZM91 80H92V79H91ZM117 80L115 81V83H117ZM123 80H122V81H123ZM129 80H132V82H133V79H129ZM129 80H128V81H129ZM142 80H144V79H142ZM188 80H189V79H188ZM188 80H187V82H188ZM201 80H202V79H201ZM207 80H211V78H209V79H207ZM207 80H206V81H207ZM232 80H233V79H232ZM232 80H230V81L232 82ZM234 80H235V79H234ZM249 80H250V79L245 80V82H247V85H248V82H250ZM256 80H257V79H256ZM35 81H36V80H35ZM61 81L64 82V81H66V79L64 80L63 77H62V80H61ZM102 81H103V80H102ZM151 81H152V80H151ZM163 81H164V80H163ZM191 81H192V83H193L194 79L191 80ZM198 81H200V80H198ZM204 81H205V80H204ZM251 81H252V80H251ZM257 81H258V80H257ZM33 82H34V81H33ZM66 82H67V81H66ZM70 82H71V81H70ZM90 82H92V81H90ZM99 82H100V81H99ZM99 82H98V83H99ZM119 82H121V81H119ZM132 82H131V83H132ZM145 82H146V80H145ZM155 82H156V81H154L153 83H155ZM157 82H158V81H157ZM201 82H202V81H201ZM201 82H200V83H201ZM210 82H211V81H210ZM210 82H209V83H210ZM231 82H230V83H231ZM236 82H237V81H236ZM238 82H237V83H238ZM242 82H241V83H242ZM245 82H243V83L246 84ZM254 82L256 83V81H254ZM254 82H253V83H254ZM258 82H259V81H258ZM258 82H257L256 84H259V85L262 84L261 82H259V83H258ZM64 83H65V82H64ZM64 83H60V85H61V84L63 85ZM67 83H68V82H67ZM95 83H96V82H95ZM100 83H101V82H100ZM121 83H122V82H121ZM121 83H118V85L121 84ZM123 83H124V81H123ZM126 83H125V85H127ZM141 83H143L144 85L146 84V83H144V82H141V75H140V76L137 77V79L134 80V84H135L136 86H137V85H138V86H139V85L142 86ZM153 83H152V84H153ZM189 83H190V82H189ZM194 83H195V82H194ZM196 83L198 84V82H196ZM200 83H199V85H202V84H200ZM233 83H234V82H233ZM255 83H254V84H255ZM58 84H59V83H58ZM58 84H57V86H58ZM68 84H69V83H68ZM88 84H89V82H88ZM132 84H133V83H132ZM147 84H149V83L147 82ZM147 84H146L144 87L149 86L151 83H150L149 85H147ZM157 84H158V83H157ZM204 84H206V82H205ZM231 84H232V83H231ZM256 84H255V86H256ZM66 85H67V84H66ZM69 85H70V84H69ZM72 85H73V83H72ZM72 85H71V86H72ZM90 85H91V84H90ZM123 85H124V84H123ZM123 85H120V86H123ZM128 85H129V84H128ZM153 85H154V84H153ZM184 85H185V84H184ZM191 85L193 86V84H190V86H191ZM233 85H234V84H233ZM237 85H238V84H237ZM242 85H243V84H242ZM249 85H250V84H249ZM251 85H252V88H253V89L256 88V87H253V84H251ZM1 86H2V87H1ZM67 86H68V85H67ZM95 86H96V85L94 84L93 87H95ZM132 86H133V85H132ZM136 86H134V87H136ZM140 86H139V87H140ZM150 86H151V85H150ZM150 86H149V87H150ZM155 86H156V83H155ZM203 86H204V85H203ZM203 86H201V87H202V88H205V86H204V87H203ZM235 86H236V85H235ZM245 86H246V85H245ZM262 86H263V88H264V85H263V84H262ZM262 86H261V87H262ZM37 87H38V86H37ZM39 87H40V85H39ZM118 87H119V86H118ZM139 87H138V88H139ZM149 87H146L147 90H148ZM151 87H153V86H151ZM156 87H157V86H156ZM156 87H155V88H154V87L152 88V91H155V93H156ZM158 87H159V86H158ZM158 87H157V90L160 88V87H159V88H158ZM185 87H186V85H185ZM185 87H182V90H183V88H185ZM188 87H189V86H188ZM188 87H187V88H188ZM223 87H224V86H223ZM223 87H222V89H225V90L228 89V90H229L228 86H227V89H226L225 87H224V88H223ZM229 87H230V88H233V89L235 88V87H233V86H230V84H229ZM240 87L243 88L241 85H240ZM240 87H239V85H238V88H240ZM247 87H248V86H247ZM58 88H61V87L58 86ZM62 88H63V87H62ZM124 88H125V86H124ZM130 88H131V86H130ZM136 88H137V87H136ZM138 88H137V89H138ZM142 88H143V86H142ZM195 88H196V86H195ZM195 88H194L193 91H194V93H195V95H196ZM202 88H201V89H202ZM220 88H221V87H220ZM244 88H245V87H244ZM244 88H243V90H247V88H246V89H244ZM248 88H250V87H248ZM252 88H250V90H253ZM34 89H36V88L34 87ZM40 89H43V88H42V85H41V88H40ZM46 89H48V88H46ZM46 89H45V91H46ZM63 89H64V88H63ZM65 89H66V88H65ZM93 89H94V88H93ZM93 89H92V90H93ZM127 89H128V87H127ZM127 89H126V91H125V92H126V95H125V94H123V95H125L127 98H128V97L130 98V96L127 95ZM137 89H136V90H137ZM143 89H144V88H143ZM160 89H162V88H160ZM163 89H162V90H163ZM197 89H198V88H197ZM199 89H200V88H199ZM222 89H221V92H220V93H222V91H223ZM233 89H231V90H233ZM236 89H237V88H236ZM236 89H234V90H236ZM258 89H262V88H258ZM102 90H103V89H102ZM121 90H122V89H121ZM123 90H125V89H123ZM132 90H134L133 87H132ZM138 90H139V92H137V93H139V95L141 96V89H138ZM150 90H151V88H150ZM150 90H149V91H146V90L144 91V90H143L142 93H143V92H146V93H147V92H150ZM184 90H185V89H184ZM190 90H191V89H190ZM228 90H227V92H228ZM240 90H241V89H240ZM240 90H238V91H240ZM255 90H256V89H255ZM29 91H30V90H29ZM40 91H41V90H40ZM45 91H44V92H45ZM97 91H98V90H97ZM100 91H101V90H100ZM129 91H130V90H129ZM152 91H151V92H152ZM160 91H161V90H160ZM186 91H187V90H186ZM191 91H192V90H191ZM193 91H192V93H193ZM198 91H199V90H198ZM204 91H205V93L207 92L206 90H204ZM210 91H212V89H211ZM229 91H230V90H229ZM236 91H237V90H236ZM241 91H242V90H241ZM247 91H248V90H247ZM47 92H49V91H47ZM78 92H79V91H78ZM82 92H83V91H82ZM123 92H124V91H123ZM134 92H135V91H134ZM212 92H213V91H212ZM217 92H218V91H217ZM223 92H224L225 95H226L227 92H225V91H223ZM230 92H231V91H230ZM244 92H246V91H244ZM42 93H43V91H42ZM50 93H52V92H50ZM71 93H72V92H71ZM73 93H74V92H73ZM75 93H76V92H75ZM79 93L81 94V97H82V94H84V93H81V92H79ZM79 93H78V95H80ZM98 93H99V92H98ZM98 93H97V94H98ZM128 93H129V92H128ZM137 93H136V94H137ZM165 93H166L167 95L169 94L170 97H169V96H167V98H166V96L164 97V94H165ZM177 93H178V94H177ZM182 93H183V91H182ZM202 93H203V91H202ZM205 93H203V94L199 93V95L201 96V95H204ZM207 93H208V92H207ZM213 93L215 94L216 92H213ZM220 93H217V94H220ZM224 93H223V95H224ZM228 93H229V92H228ZM232 93H233V92H232ZM238 93H240V92H238ZM26 94H27V93H26ZM36 94H37V93H36ZM40 94H41V93H40ZM43 94H44V93H43ZM45 94H46V93H45ZM47 94H48V93H47ZM47 94H46V95H47ZM119 94H121V93H119ZM129 94H131V93H129ZM149 94L152 95L151 93H149ZM153 94H154V93H153ZM166 94H165V95H166ZM176 94H177V96H176ZM186 94H187V93H186ZM214 94H213V95H214ZM234 94H235V92H234ZM234 94H233V95H234ZM236 94H237V93H236ZM236 94H235V95H236ZM246 94H247V93H246ZM41 95H42V94H41ZM121 95H122V94H121ZM182 95H184V94H182ZM213 95H212V96H213ZM221 95H222V94H221ZM225 95L223 96V99H224ZM233 95H232V96H233ZM238 95H239V94H238ZM14 96H16V97H14ZM21 96H23V94H22ZM21 96H19V97H21ZM24 96H25V95H24ZM39 96H40V95H39ZM42 96H43V95H42ZM52 96H53V94H52ZM62 96L64 97L63 94H62ZM92 96H93V95H92ZM94 96H95V99H94V98H93V99L96 100V96H97V95H94ZM94 96H93V97H94ZM145 96H146V95H145ZM145 96H143V97H145ZM244 96H245V95H244ZM244 96H243V97H244ZM46 97H49V96L47 95ZM60 97H61V96H59V98H60ZM77 97L79 98L80 96H77ZM115 97H118V96H115ZM122 97H124V96H122ZM122 97L119 95V98H118V99H121ZM131 97H132V96H131ZM168 97H169V98H168ZM213 97H215V95H214ZM218 97H222V96H216V99H214V101H216V100L220 101ZM239 97H240V96H239ZM50 98H51V97H50ZM55 98H56V96H55ZM64 98H66V96H65ZM64 98H62V100H63ZM97 98H98V97H97ZM99 98H100V97H99ZM110 98H112V97L110 96ZM110 98H108V99L110 100ZM127 98H125V99H127ZM136 98H137V97H136ZM139 98L142 99V97H139ZM145 98H146V97H145ZM148 98H149V97H148ZM148 98H147V99H144V102L147 101ZM151 98H152V97H151ZM207 98H208V96H207ZM207 98L204 97V99H206V101H207ZM225 98H226V97H225ZM16 99H17V98H16ZM23 99H24V97H23ZM53 99H54V98H53ZM81 99L83 100V98H81ZM81 99H80V100H81ZM113 99H114V97L111 99V101H112ZM140 99H139V100H137V99H136V100H132V99H130V101H131L133 104H131V102L128 101V99H127V100H124V99H123V100H124V101H128L131 105H133V108H135L134 106H141V105H142V104H140L141 101H142V100H140ZM210 99L213 100V98H211V97H210ZM210 99H209V100H210ZM220 99H222V98H220ZM226 99H227V98H226ZM232 99H233V98H232ZM239 99H240V98H239ZM241 99H244V98H241ZM241 99H240V100H241ZM42 100H43V99H42ZM45 100H47V99L45 98ZM45 100H43V101H45ZM48 100H49V99H48ZM54 100H55V99H54ZM54 100H53L52 102H48V103H50L51 105L46 103L48 106H50V107H47V106H46V107H47V108H52L51 106H52V103L54 104ZM58 100H59V99H58ZM85 100H86V98L84 99L83 102H85ZM89 100H90V99H89ZM89 100H86L85 103H90ZM224 100H225V99H224ZM233 100H234V99H233ZM235 100L239 101L238 98H237V96H236V99H235ZM23 101H24V100H23ZM43 101H42V102H43ZM55 101H56V100H55ZM87 101H88V102H87ZM92 101H93V100H92ZM114 101H115V100H114ZM116 101H117V98H116ZM218 101H216V103H217ZM56 102H57V101H56ZM60 102H61V101H60ZM81 102H82V101H81ZM112 102H113V101H112ZM121 102H122V101L120 100V103H121ZM147 102H148V101H147ZM225 102H226V101H225ZM234 102H235V101H234ZM234 102H233V103H234ZM85 103H84L83 105H85ZM98 103H99V102H98ZM100 103H101V102H100ZM117 103H119V100H118ZM117 103H116V104H117ZM120 103H119V105H120ZM123 103H124V102H122L121 104H123ZM129 103L126 104V106L128 105V106H127L128 108H129V105H130ZM157 103H158V102H157ZM181 103H180V104H181ZM183 103H185V101H183ZM203 103H204V101H203ZM219 103L221 104V102H219ZM219 103H218V104H219ZM227 103H228V100H227ZM235 103H236V102H235ZM237 103H238V102H237ZM262 103H263V102H262ZM46 104H45V105H46ZM55 104H56V103H55ZM94 104H95V103H94ZM94 104H92L93 107H92L91 104H90V107H92V109L95 108V107H94ZM101 104H102V103H101ZM101 104H100V105H101ZM116 104H115V105H116ZM124 104H125V103H124ZM124 104H123V106H124ZM220 104H219V105H220ZM60 105H61V104H60ZM63 105H64V104H63ZM86 105H87V104H86ZM95 105H96V104H95ZM113 105H114V104H113ZM115 105H114V106H115ZM119 105H118V107H119V108H122V106L120 107ZM131 105H130V107H131ZM144 105L146 106V104H144ZM182 105L185 106V105H187V103H186V104H182ZM229 105L231 106V104L228 103L227 106H229ZM7 106H8V105H7ZM87 106H89V104H88ZM98 106H99V105H98ZM98 106H97V107H98ZM148 106H150V105H148ZM148 106H147V107H148ZM178 106H179V105H178ZM184 106H183V108H182V106H181V108L184 109ZM214 106H215V105H214ZM44 107H45V106H44ZM44 107H43V108H44ZM80 107H81V106H79V108H80ZM82 107H85V108H84V109H81V110H87V109H86V108H87L86 106H82ZM82 107H81V108H82ZM102 107H103V106H101V108H102ZM115 107H116L117 109H119L117 106H115ZM147 107H146V108H147ZM171 107H172V106H171ZM218 107H219V106H217V108H218ZM5 108H6V109H5ZM10 108H11V106H10ZM40 108H41V107H40ZM59 108H60V106H59ZM99 108H100V107H98V109H99ZM116 108H115V109H116ZM139 108H142V107H136V110H139ZM146 108L144 109L145 111L148 109V108H147V109H146ZM181 108H179V109H181ZM186 108H187V107L185 106V109H186ZM45 109H46V108H45ZM123 109L125 110L126 107L122 108V110H123ZM130 109H132V108H130ZM142 109H143V108H142ZM150 109H151V107H150ZM152 109H151V110H152ZM5 110H7V112H6ZM38 110H40V109H38ZM49 110H50V109H49ZM49 110H48V111H49ZM53 110L56 111L57 109L54 108ZM58 110H59V109H58ZM88 110H89V109H88ZM94 110H95V109H94ZM94 110H93V111H94ZM99 110H100V109H99ZM99 110H98V111H99ZM122 110H120V111L122 112ZM127 110H128V109H127ZM127 110H126V111H127ZM151 110H150V111H151ZM170 110H171V108H170ZM175 110H176V109H175ZM177 110H178V109H177ZM177 110H176V113H177ZM198 110H199V109H198ZM198 110H197V111H198ZM32 111H33V110H32ZM34 111H35V110H34ZM43 111H44V110H43ZM48 111H47V109H46V112H48ZM50 111H51V110H50ZM93 111H90L91 115H92V112H93ZM95 111H97V110H95ZM102 111H103V109H102ZM113 111H114L113 113L116 114V113H115L116 110H113ZM120 111L117 110L116 112L120 113ZM126 111H125V112H126ZM132 111H133V110H132ZM132 111H131V112H132ZM134 111H135V110H134ZM140 111H142V110H140ZM140 111H139V112H140ZM145 111H143V112H145ZM150 111H147V114H148V112L150 113ZM178 111H179V110H178ZM181 111H183V110H181ZM200 111H201V109H200ZM202 111H203V110H202ZM44 112H45V111H44ZM46 112H45V113H46ZM51 112H52V111H51ZM53 112H54V111H53ZM53 112H52V114H51V113H50V114L54 116ZM56 112H57V111H56ZM56 112H54V113L56 114ZM72 112H74V110H73V108H71L70 106H65V105H64V106L60 109V113H61V115H62V113H67V114H68V113H72ZM83 112H84V111H83ZM99 112H100V111H99ZM125 112L120 113V114H121V115H120V118H121V116L123 115V113L125 114ZM169 112H170V111H169ZM169 112H166V113L168 114ZM30 113H31V114H30ZM45 113H44V114H45ZM86 113H87V112H86ZM86 113H84V114L87 115ZM90 113H88V114H90ZM95 113H97V112H95ZM111 113H112V112H110V115H109L108 113H105V114H108V115H106V116H110V117H111V116H113V114L111 115ZM129 113H130V112H129ZM132 113H135V112H132ZM136 113H137L136 115L139 116V115H138L139 113H138V112H136ZM180 113H182V112H180ZM186 113H187V112H186ZM190 113H191V112H190ZM190 113H189V115H190ZM201 113H202V112H201ZM208 113L210 114L209 111H208ZM36 114H37V111H36V113H34V115H36ZM58 114H59V112H58L56 115H58ZM82 114H83V113H82ZM143 114H145V113H143ZM150 114H152V113H150ZM161 114H162V113H161ZM163 114L165 115V113H163ZM163 114H162L161 116H163ZM172 114L174 115V110H173ZM183 114H184V113L178 115V113H177L175 116H176L180 121H181L182 119L185 120L184 117L187 116V115H184V117H183ZM194 114H195V112H194ZM194 114L192 113L191 115H194ZM202 114H204V113H202ZM205 114H207V111H206ZM45 115H48V114L46 113ZM85 115H84V116H85ZM127 115H128V114H127ZM129 115H130V114H129ZM131 115H132V114H131ZM134 115H135V114H134ZM148 115H149V114H148ZM168 115H171V114L169 113ZM191 115H190V116H191ZM196 115H197V113H196ZM259 115H261V114L259 113ZM262 115H263V113H262ZM32 116H33V115H32ZM37 116H38V115H37ZM116 116H117V115H116ZM137 116H135V118H136ZM140 116H141V114H140ZM142 116H143V115H142ZM145 116H146V115H145ZM145 116L142 117V120H143V118H144ZM152 116H153V114L151 115V117H152ZM154 116H155V114H154ZM157 116H158V115H157ZM171 116H172V115H171ZM194 116H195V115H194ZM197 116L199 117V114H198ZM200 116H201V114H200ZM226 116H227V115H226ZM226 116H225V118H226ZM243 116H245V115H243ZM256 116H258V115H256ZM256 116H255V118H257ZM263 116H264V115H263ZM263 116H261V117H259V118H262ZM18 117H17V119H18ZM35 117H36V116H35ZM35 117H34V118H35ZM59 117H60V116H59ZM75 117H77V116H74V118H75ZM82 117H83V116H82ZM147 117H148V116H146V118H147ZM149 117H150V116H149ZM149 117H148V118H149ZM151 117H150V119H151ZM163 117H165V119H166L167 115H166V116H163ZM169 117H170V116H169ZM169 117H167V118L169 119ZM195 117H196V116H195ZM203 117H204V115H203ZM240 117H242V115H241ZM245 117H246V116H245ZM245 117H242V119L245 118ZM21 118H20V120H21ZM30 118H31V117H30ZM72 118H73V117H72ZM77 118H78V117H77ZM77 118H75V120H76ZM87 118H88V116H87ZM107 118H108V117H107ZM112 118L114 119V116H113ZM120 118H119V119H120ZM123 118H125V117L122 116V119H123ZM137 118H139V123H142V122L144 123V121L147 122L146 118H145L144 121H142V122H140V117H137ZM153 118H154L153 120H155V117H153ZM156 118H157V117H156ZM173 118H174V117H173ZM186 118H187V117H186ZM188 118H189V116H188ZM188 118H187V119H188ZM196 118H197V117H196ZM199 118H202V117H199ZM204 118H205V117H204ZM219 118H224V116L222 117V116L220 115ZM219 118H218V119H219ZM255 118H253V119H255ZM11 119H9V120L11 121ZM23 119H22V120H23ZM36 119H37V118H36ZM36 119H35V120H36ZM80 119H82V118H81V117L78 118V120H80ZM108 119H110V118H108ZM115 119H116V117H115ZM122 119H121V122L123 121ZM125 119H126V120L129 119V117H128V118L126 117ZM132 119H133V117L131 118V122H132ZM150 119H149L148 123H150V125H151V124H153V125H151V126L149 125V126H148L149 128L147 127V129H146V128L144 129V130H145V133L147 134L146 138L148 137V135H151V136H152V134H153V136L155 135L154 133L158 131V128H157V127H159V126H158V120H160V119H162V118H160V119H158V120L156 119L157 122H155V123L157 124V125H156L157 127L155 126V123L152 122V119H151V120H150ZM163 119H164V118H163ZM163 119H162V120H163ZM165 119H164V120H165ZM168 119L165 120V121L163 120L164 123H166V121L168 122ZM171 119H172V117H170L168 124H169L171 121H172V122L174 121V120H171ZM191 119H192V117H191ZM191 119H190V121H191ZM246 119H248V118L246 117ZM263 119H264V118H262V120H263ZM9 120H8V121H9ZM15 120H16V119H15ZM22 120H21V121H22ZM30 120H31V119H30ZM30 120H29V122H30ZM33 120H34V119H33ZM35 120H34V122H36ZM72 120H73V119H72ZM78 120H76V121H78ZM86 120H87V119H86V117H85V121H84V123L86 122ZM126 120H125V121H126ZM129 120H130V119H129ZM162 120H161V122L163 123ZM170 120H171V121H170ZM179 120H178V121H179ZM183 120H182V121H183ZM196 120H197V119H196ZM201 120H202V121H199V122H203V121H204L203 119H201ZM16 121H17V120H16ZM26 121H27V120L25 119L24 122H26ZM127 121H128V120H127ZM137 121H138V120H137ZM178 121H177V123L179 124L180 121H179V122H178ZM190 121H189V123H186V124L184 123L185 125L189 124V126L187 125V126H188V129H187V127H184V128H186L185 130L188 131V134H190V135H187V136H186L187 139H188L189 137L191 138V134H194V132L196 133V130L199 129L198 127L201 126V125H200L201 123H200V124H197V121H198V120L196 121L195 126H192L193 124H191ZM217 121H218V120H217ZM225 121H226V120H225ZM239 121H240V120H239ZM241 121H242V120H241ZM244 121H245V120H244ZM256 121H257V120H255L254 123H257ZM259 121H260V120H258V122H259ZM6 122H7V121H6ZM6 122H5V123H6ZM24 122L22 121V122H20V123H24ZM27 122H28V121H27ZM29 122H28V123H29ZM31 122H33V121L31 120ZM87 122H88V121H87ZM87 122H86V123H87ZM121 122H120V124H121ZM129 122H130V121H129ZM135 122H136V121H135ZM151 122H152V123H151ZM184 122H186V121H184ZM199 122H198V123H199ZM221 122H224V119H223V121H221ZM221 122H219V123L222 124ZM246 122H247V121H246ZM75 123H76V122H75ZM78 123H79V122H78ZM80 123H81V122H80ZM82 123H83V122H82ZM82 123H81V124H82ZM116 123H118V122H116ZM126 123H128V122H126ZM133 123H134V120H133ZM137 123H138V122H137ZM137 123H135V124L139 126L140 124H139V123L137 124ZM148 123H147V124H148ZM159 123H160V121H159ZM175 123H176V122H175ZM181 123H183V122H181ZM193 123H195V120L193 121ZM204 123H205V122H204ZM234 123H236V122H234ZM260 123H261V122H260ZM9 124H10V123H9ZM9 124H8V125H9ZM24 124H25V123H24ZM26 124H27V123H26ZM30 124H31V123H30ZM30 124H28V125L31 126L32 124H31V125H30ZM118 124H119V123H118ZM122 124H123V123H122ZM129 124H130V123H129ZM147 124H146V125H147ZM160 124H161V123H160ZM173 124H174V123H173ZM184 124H183V126H184ZM190 124H191V126H190ZM208 124H209V123H208ZM216 124L218 125L217 122H216ZM261 124H262V123H261ZM261 124H260L259 126L262 127ZM5 125H6V124H5ZM102 125H103V124H102ZM102 125H101V126H102ZM124 125H125V124H124ZM133 125H134V124H133ZM133 125H131L130 127H132ZM146 125H144V127H146ZM163 125H164V124H163ZM174 125H176V124H174ZM197 125H199V126H197ZM235 125H236V124H235ZM26 126H27V125H26ZM34 126H35V124H34ZM34 126H33V127H34ZM36 126H37V125H36ZM82 126H84V125H82ZM87 126H89V125H87ZM87 126L85 125L86 128H87ZM97 126H99V124L96 125V127H95V126H94V127L97 128ZM119 126H120V125H119ZM126 126H127V125H126ZM126 126H125V127H126ZM134 126H135V125H134ZM134 126H133V127H134ZM138 126H135V127H138ZM141 126H142V125H140V127H141ZM161 126H162V125H161ZM161 126H160V127H161ZM165 126H166V128H167V130H168V131H167L166 128L163 126L164 129L166 130V132H167V133L170 132V131H169L170 128H168L169 126L167 127V123L165 124ZM183 126L181 127V124H180L178 129L180 130V128H183ZM202 126H204V125H202ZM202 126H201V127H202ZM206 126H207V125H206ZM215 126H216V125H215ZM215 126H214V127H215ZM222 126L224 127V125H222ZM240 126H242V125H240ZM240 126H237L238 128H237V127H236V128L239 129ZM9 127H10V126H9ZM20 127H23V126H21V125L19 124V122H11V128H12V130H13L14 133H15L14 130H18ZM24 127H25V125H24ZM24 127H23V128H24ZM51 127H52V126H50V129L46 128V129L49 130V134H47L48 136L51 135L50 133H53V131H54V130H53L54 128L51 129ZM85 127H84V128H85ZM89 127H91V126H89ZM94 127H93V128H94ZM99 127H100V126H99ZM99 127H98V129H100ZM104 127H105V126H103V128H104ZM120 127H121V126H120ZM160 127H159V128H160ZM173 127H174L173 130H174L175 128H177V127H175V126H173ZM201 127H200L201 132L211 131L210 129H203V128H201ZM207 127H209V126H207ZM216 127H217V126H216ZM216 127H215V129L213 130V133H214V134H220V135H222L224 130H223V128H221V125H220V128H216ZM242 127H243V126H242ZM4 128H7V127H4ZM11 128H10V129H11ZM36 128H37V127H36ZM38 128H39V126H38ZM80 128H83V127L80 126ZM91 128H92V127H91ZM103 128H102V129H103ZM109 128H110V127H109ZM118 128H119V127H118ZM142 128H143V126H142ZM142 128H141V129H142ZM184 128H183V129H184ZM240 128H241V127H240ZM2 129H3V128H1L0 130H2ZM20 129H21V128H20ZM28 129H29V128H28ZM30 129H31V128H30ZM30 129H29V130H30ZM55 129H56V128H55ZM87 129H88V128H87ZM107 129H108V128H106V130H107ZM137 129H139V128H137ZM156 129H157V130H156ZM164 129H163V131H160V129H159L158 133H159V132H161V133H162V132L165 133ZM183 129H182V130H183ZM211 129H212V128H211ZM263 129H264V128H263ZM8 130H9V128H8ZM21 130H22V129H21ZM24 130H25V129H24ZM31 130H32V129H31ZM31 130H30V132H32ZM38 130H39V129H38ZM48 130H47V132H48ZM79 130H82V129H79ZM79 130H76V131L78 132ZM91 130L93 131V129H91ZM104 130H105V129H104ZM106 130H105V131H106ZM108 130L110 131V129H108ZM108 130L106 131V133L108 132V134H109L110 132H109ZM124 130H125V132H126V129H124ZM128 130H129V129H128ZM131 130H132V129H131ZM171 130H172V126H171ZM176 130H177V129H176ZM204 130H205V131H204ZM5 131H6V130H5ZM19 131H20V130H19ZM36 131H37V129H36ZM39 131H40V130H39ZM86 131H87V130L84 131V129H83V133H85ZM88 131H89V130H88ZM92 131L90 132V134L92 133L91 135H93V136H94V134H93L94 132L98 133L97 130H96V131H93V132H92ZM111 131L113 132V130H111ZM136 131H137V130H136ZM138 131H139V130H138ZM138 131H137L136 133H138ZM21 132H22V131H21ZM25 132H26V131H24V132H22V133H25ZM27 132H29V131H27ZM40 132H41V131H40ZM47 132H46V133H47ZM55 132H56V130H55ZM81 132H82V131H81ZM100 132H101V134H103V131L100 130ZM116 132H117V131H116ZM121 132H122V131H121ZM121 132H120V133H121ZM123 132H124V131H123ZM129 132H130V131H129ZM142 132H143V131H142ZM142 132L140 131V133H142ZM171 132H172V131H171ZM180 132H181V131H180ZM184 132H185V131H184ZM2 133H3V131H2ZM7 133L9 134V136H11L10 138H12V135H10L11 132H10V131H9V132L7 131ZM7 133L5 132L6 139H7V137H9V136L7 135ZM19 133H20V132H19ZM74 133L77 134L76 132H74ZM79 133H80V132H79ZM79 133H78V135H81V134H82V133H81V134H79ZM104 133H105V132H104ZM118 133H119V132H118ZM120 133H119V134H120ZM126 133H127V132H126ZM130 133H131V132H130ZM132 133H133V132H132ZM145 133H144V134H143V133L140 134V136L145 135ZM167 133H166V135H168ZM173 133L175 134V132H173ZM224 133H225V132H224ZM25 134H26V133H25ZM90 134H88V135H90ZM122 134H123V133H122ZM124 134H125V133H124ZM134 134H135V131H134ZM159 134H160V133H159ZM169 134H170V133H169ZM171 134H172V133H171ZM176 134H177V131H176ZM178 134H179V133H178ZM183 134H184V133H183ZM183 134H182V135H183ZM5 135L2 134V137H0V150L5 146V144H4L5 141H6V139L4 138ZM16 135H17V133H16ZM32 135H33V134H32ZM32 135H31V133H30V136H32ZM47 135H46V136H47ZM78 135H77V137H78ZM86 135H87V134H86ZM105 135H106V134H105ZM115 135H116V134H115ZM126 135H127V134H125L124 136H126ZM129 135H130V134H129ZM161 135H162V134H161ZM161 135H158V136H160L161 139H160V138H159V139H160L161 142H162V141H163V139H162V138H163V135H162V137H161ZM164 135H165V134H164ZM166 135H165V136H166ZM212 135H213V134H212ZM212 135H211V136H212ZM243 135H244V134H243ZM246 135L248 136L247 133H246ZM246 135H245V137H246ZM3 136H4V137H3ZM21 136H22V134H21ZM21 136H20V137H21ZM30 136H29V137H30ZM83 136H84V134H83ZM99 136H100V135H99ZM99 136H98V137H99ZM109 136H110V135H109ZM137 136H138V134L136 135V137H137ZM140 136H139V138H141ZM151 136H150V137H151ZM155 136H156V135H155ZM155 136L152 137L151 139L154 138V140H155ZM158 136H157V137H158ZM179 136H180V135H177V137H176V136H175V137L178 138ZM183 136H184V135H183ZM192 136L194 137V135H192ZM217 136H218V135H216V137H217ZM223 136H224V135H223ZM15 137H16V136H15ZM35 137H36V139L38 140V138H37L38 136L35 135ZM42 137H43V136H42ZM84 137H87V136H84ZM88 137H89V136H88ZM88 137H87V138H88ZM96 137H97V136H96ZM112 137H113V136H112ZM112 137H110V138L112 139ZM114 137H115V136H114ZM116 137H118V136H116ZM121 137H123V136H120L119 138L122 139ZM126 137H127V136H126ZM136 137H135V135H130V136H128L126 139H124L123 141H121V142L119 141V142H120V143H119V150H121L122 152L124 151V152H128V153H129L130 150H131V145H130V143H131L133 140H135ZM171 137H173V134H172ZM175 137H173V138H175ZM248 137H250V136H248ZM18 138H19V137H18ZM39 138H41V137H39ZM89 138H90V137H89ZM101 138H102V136H101ZM119 138H117V140H120ZM144 138H145V136H144ZM168 138H170V136H168ZM176 138H175V139H176ZM242 138H243V136H242ZM246 138H247V137H246ZM12 139H13V138H12ZM22 139H24V137H22ZM25 139H27V138H25ZM25 139H24V140H25ZM36 139L33 140V141H36V143L27 140L26 143H25V145H27V146H31V145H35V144H37V140H36ZM46 139H48V138L46 137L45 140H46ZM75 139H76V138H75ZM78 139H80V137H79ZM78 139H77V141H79ZM85 139H86V138H85ZM98 139H99V138H98ZM103 139H104V138H103ZM141 139H143V137H142ZM141 139H140V140H141ZM149 139H150V138H149ZM159 139H158V140H159ZM171 139H172V138H171ZM220 139H221V138H220ZM249 139H250V138H249ZM9 140H10V139H9ZM40 140H41V139H40ZM40 140H39V141H40ZM80 140H81V139H80ZM87 140H88V139H87ZM92 140H93V137H92ZM92 140H91V141H92ZM100 140H101V139H100ZM106 140H107V139H106ZM144 140H146V139H143V141H144ZM154 140H152V141H154ZM168 140L170 141V139H168ZM243 140H245V141L247 140L246 142H247V144H248V142H249V141L251 142V140H253V138H252L251 140H249V141H248V139H243ZM13 141H14V140H13ZM17 141H18V139H17ZM88 141H89V143H90V139H89ZM93 141H94V140H93ZM97 141H99V140H97V138H96V142H97ZM108 141H109V139H108ZM113 141H114V140H113ZM115 141H116V140H115ZM135 141H136V140H135ZM143 141H142V142H143ZM146 141H147V140H146ZM152 141H151V142H152ZM169 141H168V143H169ZM253 141H254V140H253ZM6 142H8V144H9V141H6ZM46 142H47V140H46ZM46 142H45V141L42 142V143H45V144H41V143L39 142L40 144H39V145H36V147H37V150H36V151L38 152V151L40 150L39 152H41V150H42V151L46 150V146H47V145H46V144H47ZM48 142H49V140H48ZM50 142H51V141H50ZM96 142H91V143H92V145H93V143H94V145L96 146V144L98 143V142H97V143H96ZM106 142H107V141H106ZM106 142H105V143H106ZM109 142H111V141H109ZM117 142H118V141H116V143H117ZM165 142H166V141H165ZM171 142H173V141L171 140ZM171 142H170V143H171ZM181 142H182V141H181ZM238 142H239V141H238ZM240 142H241V146H242V144L244 145V141H241V140H240ZM242 142H243V143H242ZM250 142H249V143H250ZM256 142H257V141H256ZM10 143H12V142H10ZM13 143H14V142H13ZM13 143H12V144H13ZM15 143H16V141H15ZM15 143H14V144H15ZM70 143H71V142H70ZM73 143H77V142H73ZM87 143H88V142H87ZM87 143H86V144H87ZM107 143H108V142H107ZM111 143H112V142H111ZM113 143H114V142H113ZM133 143H134V142H133ZM143 143H144V142H143ZM143 143H142V145H143ZM162 143H163V142H162ZM162 143H160V144L162 145ZM166 143H167V142H166ZM166 143H165V144H166ZM230 143H231V142H230ZM230 143H229V145H230ZM233 143H234V142H233ZM235 143L238 144L237 142H235ZM252 143H253V144H252ZM252 143H251V145L248 144L249 147H250V146L253 147V145H254L255 143H254V142H252ZM3 144H4V146H3ZM14 144H13V146H14ZM17 144H18V143H17ZM54 144H55V143H54ZM68 144H69V143H68ZM78 144H79V143H77V145H78ZM101 144H103V143H101ZM109 144H110V143H109ZM109 144H108V145H109ZM131 144H132V143H131ZM165 144H164V145H165ZM182 144H184V143H182ZM245 144H246V143H245ZM247 144H246V146H247ZM256 144H257V143H256ZM20 145H21V143H19V146H20ZM25 145H24V147H25ZM51 145H52V144H51ZM66 145H67V144H66ZM71 145H72V143H71ZM73 145H74V144H73ZM77 145H75V146L77 147ZM79 145H80V144H79ZM89 145H90V146H89ZM92 145H91V144H88L87 147H91ZM106 145H107V144H106ZM108 145H107V146H108ZM145 145H147V146H144V147H145V148L147 147V148H148V151L151 149L152 151L154 150V151H156V152L160 151V152H162V154H163V151H164L163 149H164V148L162 149V147H160V145H156V144L150 143L149 141H148V143H146ZM229 145H228V146H229ZM231 145H233V144L231 143ZM231 145H230V149H231V147H233V146H231ZM8 146H9V145H8ZM52 146H53V145H52ZM54 146H55V145H54ZM75 146H73V147H75ZM102 146H103V145H101V147H102ZM111 146L113 147L114 145H111ZM235 146H236V147H235ZM235 146H234L235 149H233L234 147L232 148L234 152H236V151L241 147V146H238V145H235ZM5 147H6V146H5ZM9 147H12V146L10 145ZM21 147H22V146H21ZM47 147H48V146H47ZM66 147H67V148L62 147L63 149L60 150V155H63V157H64V155L67 156V154H68V155H69V154H72V149H71V147H70V146H69L70 148H69L68 146H66ZM81 147H82V149H83V146H81ZM87 147H86V148H87ZM98 147H100V145H99ZM98 147H97V148H98ZM101 147H100V148H101ZM103 147H104V146H103ZM112 147H111V148H112ZM140 147H141V146H140ZM178 147H179V146H178ZM178 147H177V148H178ZM244 147H245V146H244ZM7 148H8V147H7ZM7 148H5V149H7ZM27 148H29V147H27ZM31 148H32V147H31ZM31 148H29V149H31ZM34 148H35V147H34ZM48 148H50V147H48ZM53 148H54V147H52V149H53ZM86 148L83 150V152L87 150ZM91 148L93 149V146H92ZM97 148L94 147L93 151H94L95 149H97ZM107 148H108V147H107ZM113 148H114V147H113ZM115 148H117V147H115ZM138 148H139V147H138ZM160 148H161L163 151H162ZM180 148H181V146H180ZM219 148L221 149V146H220ZM222 148H223V147H222ZM225 148L228 149L227 147H225ZM10 149H12V148H10ZM43 149H44V150H43ZM52 149H51V150H52ZM54 149H55V148H54ZM73 149L76 150L75 148H73ZM101 149H102V148H101ZM103 149H105L104 151H106V147L103 148ZM141 149H142V147H141ZM141 149L139 150V152H141ZM167 149H169V148H167ZM220 149H219L220 152H225V151L227 152V150H224V151H223V150H220ZM230 149H228L229 152H231V150H232V149H231V150H230ZM31 150H32V149H31ZM49 150H50V149H49ZM51 150H50V151H51ZM98 150H99V149H98ZM98 150H97V153H98ZM107 150H108V149H107ZM109 150H110V149H109ZM117 150H118V149H117ZM117 150H114V151H117ZM119 150H118V151H119ZM178 150H180V149H178ZM178 150H177V151H178ZM235 150H236V151H235ZM3 151H4V150H3ZM50 151H49V152H50ZM80 151H82V150H79V152H80ZM95 151H96V150H95ZM118 151H117V153H118ZM121 151H120V152H121ZM134 151H135V150H134ZM142 151H143V150H142ZM167 151H168V150H166V152H167ZM171 151H172V150H171ZM171 151H169V154H170V155H169V154L164 155V156H166L167 158H169V159H167V160H169L170 163H171L170 158L172 157V156H171V153H172V154L174 153V151H173V152H171ZM49 152H48V153H49ZM58 152H59V151H58ZM73 152H75V151H73ZM86 152H87V151H86ZM89 152L91 153L92 151L90 150ZM100 152H101V151H100ZM112 152H113V151H112ZM120 152H119V154H120ZM135 152L137 153V151H135ZM135 152H134V153H135ZM143 152H144V151H143ZM146 152H147V151H146ZM156 152H155V153H156ZM164 152H165V151H164ZM179 152H180V151H179ZM179 152H177V153H175V154L177 155ZM229 152H227V154H228ZM234 152H232V153H234ZM6 153H7V151H6ZM6 153L4 152V155H6ZM48 153H47V155H48ZM51 153L53 154V151H51ZM76 153H77V151H76ZM76 153H75V154H76ZM90 153H89V154H90ZM94 153H96V152H94ZM94 153H92V154H94ZM97 153H96V154H97ZM102 153H103V155H104V152H102ZM102 153H101V154H102ZM105 153H106V152H105ZM107 153H108V151H107ZM136 153H135V154H136ZM149 153H151V152H149ZM149 153H148V156H150ZM180 153H182V152H180ZM240 153H241V152H240ZM8 154H10V153L8 152ZM8 154H7V155H8ZM81 154H82V153H81ZM81 154H80V155H81ZM84 154H85V153H84ZM92 154H91V157H93ZM124 154L127 155V153H124ZM132 154H133V153H132ZM138 154H139V153H138ZM175 154H174V155H175ZM183 154H184V153H183ZM183 154H182V155H183ZM225 154H226V153H225ZM227 154H226V155H227ZM229 154H230V153H229ZM0 155H1V154H0ZM12 155H13V154H12ZM44 155H45V153H44ZM44 155L42 154L43 157H44ZM47 155H45V156H47ZM49 155H50V154H49ZM56 155H59V154H56ZM72 155H74V154H72ZM76 155H77V154H76ZM80 155H77V156H79V157L81 158L82 155H81V156H80ZM85 155L87 156V154H85ZM94 155H95V154H94ZM107 155L110 156V154H107ZM107 155L105 154V156H103V158H104V157L106 158ZM113 155H115V152H114ZM122 155H123V154H122ZM122 155L120 154L121 157H122ZM140 155H141V154L137 155L138 157H135V159L140 158ZM160 155H161V154H160ZM179 155H180V154H178L177 156L179 157ZM182 155H181L180 158H179L180 160H181ZM8 156H11V155H8ZM13 156H14V158H15V156H18V154L15 153ZM38 156H41V154L38 155ZM42 156H41V157H42ZM100 156H101V155H100ZM111 156H112V154H111ZM111 156H110V157H111ZM130 156H131V155H130ZM134 156H136V155H134ZM141 156H142V155H141ZM145 156H146V153H145V155L143 156V158H144ZM148 156H147V157H148ZM153 156H154V153H153ZM161 156H162V155H161ZM208 156H209V155H208ZM208 156H207L206 158H209V159H210V156H209V157H208ZM232 156H235V154H233ZM236 156H242V155H241V154H240V155L238 154V155H236ZM236 156H235V159L240 158V157H236ZM2 157H3V153H2ZM4 157H5V156H4ZM6 157H7V156H6ZM11 157H12V156H11ZM35 157H36V156H35ZM41 157H40V158H41ZM50 157H51V156H50ZM50 157H48L49 160H47V159L45 160V161H46V165L48 164V165H47V169H48V166H49V165H54V164L57 163L58 161H59V162L61 161L60 158H59L58 161H56L58 158H56V160L54 161V160L50 159ZM58 157H59V156H58ZM69 157H70V156H69ZM98 157H99V156H98ZM121 157H120V158H121ZM126 157H127V156H126ZM147 157H146V159H148ZM154 157H155V156H154ZM157 157H158V156H156V158H157ZM212 157H213V155H212ZM229 157H230V156H229ZM242 157H243V156H242ZM18 158H20V157H18ZM21 158H22V157H21ZM25 158H26V157H25ZM25 158H24V159H25ZM52 158H53V157H52ZM61 158H62V157H61ZM76 158H77V157H76ZM80 158H79V159H80ZM84 158H85V157H84ZM88 158H90V156H89ZM93 158H94V157H93ZM93 158H92V159H93ZM103 158H102V159H103ZM115 158H116V157H115ZM115 158H114V159H115ZM141 158H142V157H141ZM141 158H140V161H141ZM150 158H151V156H150ZM150 158H149V159H150ZM159 158H160V157H159ZM161 158H162V157H161ZM176 158H177V157H176ZM176 158H175V159H176ZM231 158H232V157H231ZM0 159H1V161H2V159H4V158H0ZM15 159H16V158H15ZM31 159H32V158H29L30 162L32 161ZM37 159H38V162H37ZM41 159H42V158H41ZM53 159H54V158H53ZM63 159H64V158H63ZM68 159H69V158H68ZM68 159H67V160H68ZM72 159H73V158H72ZM74 159H75V156H74ZM90 159H91V158H90ZM96 159H99V158L96 157ZM109 159H110V158H109ZM109 159H107L108 162H109V163H107L108 165L111 164ZM112 159H113V158H112ZM114 159H113V161H114ZM116 159H118V156H117ZM116 159H115V162H116ZM127 159H128V157L126 158V160H127ZM129 159H130V158H129ZM157 159H158V158H157ZM179 159H178V160H179ZM182 159H184V158H182ZM209 159H207L206 161L209 162ZM235 159H234V160H230V161L233 162V161H235ZM19 160H20V159H19ZM19 160L17 159V160L15 161V163H16L17 161H19ZM26 160H27V159H26ZM26 160H25V163L28 164L29 167H31L30 164H32V163H30L29 160H28V161H26ZM35 160H36V161H35ZM35 160H34V157H33V161H34V163L37 162V163L40 164L41 160H39V157H38V158L36 157ZM43 160H44V159H42V162H43ZM64 160H66V159H64ZM67 160H66V162L63 161L66 165H67ZM82 160H83V159H82ZM84 160H86V158H85ZM122 160H123V162H125V161H124V160H125V157L121 158V161H122ZM130 160H131V159H130ZM130 160H128V162H129ZM132 160H133V159H132ZM142 160H143V159H142ZM160 160L162 161V159H160ZM163 160H164V159H163ZM173 160H174V159H173ZM173 160H172V161H173ZM176 160H177V159H176ZM178 160H177V161H178ZM180 160H179V163L181 162ZM184 160H185V159H184ZM3 161H4V160H3ZM33 161H32V162H33ZM68 161H69V160H68ZM72 161H73V160H72ZM72 161H70V162H72ZM89 161H90V160H89ZM96 161H97V160H96ZM113 161L111 160L112 163H113ZM136 161H137V160H136ZM140 161H139V162H140ZM150 161L152 162L153 160H150ZM161 161H159V163H160V164L162 165V167H163V164L161 163ZM177 161H176L175 163H176V165L178 166ZM210 161H211V160H210ZM212 161H213V160H212ZM236 161H237V160H236ZM236 161H235V162H236ZM238 161H240V160H238ZM243 161H244V160H243ZM245 161H246V160H245ZM248 161H250V160H247V162H242V163H246V164H247ZM20 162H21V161H20ZM42 162H41V163H42ZM54 162H55V163H54ZM61 162H62V161H61ZM73 162H74V161H73ZM81 162H82V161H81ZM85 162H87V160H86ZM93 162L95 163V159H94ZM93 162H92V164H93ZM105 162H106V161H105ZM115 162L113 163L114 167H115V164H116ZM145 162H146V161H145ZM148 162H149V160H148ZM162 162H163V161H162ZM204 162H205V161H204ZM204 162H203V163H204ZM214 162H215V160H214ZM214 162H213V163H214ZM235 162H234V163H235ZM254 162H255V161H254ZM18 163H19V162H17V164H18ZM21 163H22L23 165H25L24 161H22ZM43 163H44V162H43ZM64 163H63V164H64ZM82 163H83V162H82ZM101 163H102V161H101ZM103 163H104V162H103ZM118 163L122 164L121 162H118ZM131 163H138V162H133V161H131ZM156 163H158V162H156ZM163 163H166V160H165V162H163ZM205 163H206V162H205ZM236 163H237V162H236ZM242 163H241V164H242ZM22 164H21V165H22ZM44 164H45V163H44ZM59 164H60V163H59ZM70 164H71V163H70ZM74 164H75V162H74ZM74 164H72V167L74 166ZM77 164H78V161H77ZM77 164H76V165H77ZM79 164H80V162H79ZM85 164H88V163H85ZM85 164H84V166H85ZM107 164H106V165H107ZM125 164H126V163H125ZM125 164L123 163V165H125ZM143 164H144V162H143ZM143 164H142V165H143ZM151 164H152V163H151ZM151 164H150V165H151ZM198 164H199V163H198ZM198 164H197V165H198ZM217 164H219V163H217ZM248 164L250 165V164H252V163L249 162ZM248 164H247V165H248ZM19 165H20V164H19ZM32 165H34V164H32ZM37 165H38V164H37ZM40 165H41V164H40ZM46 165H45V167H46ZM66 165H65V167H66ZM80 165H82V164H80ZM104 165H105V163H104ZM108 165H107V166H108ZM113 165L111 164L110 166H113ZM123 165H121V166H122V167H126L128 164H127L126 166H123ZM144 165H145V164H144ZM147 165H149V164H147ZM147 165H146V166H147ZM150 165H149V166H150ZM158 165H159V164H158ZM164 165H167V164H164ZM174 165H175V164H174ZM187 165H188V164H187ZM187 165H186V166H187ZM189 165H191V164H189ZM199 165L202 166L203 164H199ZM214 165L216 166V164H214ZM214 165H213V167H214ZM254 165H255V163H254ZM262 165H264V164L262 163ZM2 166H4V164L1 165V163H0V170H1V172H2V169H3V168L1 169ZM63 166H64V165H63ZM63 166H62V167H63ZM78 166H79V165H78ZM82 166H83V165H82ZM82 166H81V167H82ZM87 166H88V165H87ZM110 166H109V167H110ZM117 166H118V165H117ZM128 166L131 168V172H132V174H131V178H128L129 176H127L128 179L126 178V176L124 177V175H121L122 172H121V174L119 173V175H117V179H116V181H115V180L111 181V179H113V178H112V177H111V178L109 177V178H110V181H111V182H114V181H115L114 183H116V184H117L118 181L126 180V181H127V184H129L128 186H130V187H128L127 189L124 188L125 190H119V191L116 192V193L114 192V190H116V189L111 190V191H113L114 193L112 194V197H111L110 199H112V198H114V197H120L119 199L117 198L118 200H120V203H125L126 201L128 202V201H132V200H134V202L136 203L135 199H136L137 197H136V194L133 193V191H134L133 189L136 188V187H139V189H141V190H142V187H143V189L146 190L145 192H147V193H151V194H155V196H152V197L150 196L149 198H150V200H152L151 198L154 197V201L156 202L157 199H159L158 197L160 196L159 193H156V192H158V191H156V189L158 188V186H159V188H160L161 186H164L165 189H166V191H167V193H168V195H170L171 190H175V191H176V189H179V188L183 187V185H184V184H181L180 182L173 181V180H172V181H171V180H169V181H166V180H165L167 183L164 181L165 184L161 185L162 183H161V184L159 183L160 179L162 178L160 175H161V173L164 172V171H162V172L160 173L159 171H153L152 169H148L149 167H148L147 169L145 168L146 170H144L143 166H142L143 169H141V165H139V164H137V165H132V164L130 165V164H129ZM139 166H140V167H139ZM146 166H144V167H146ZM168 166H169V165H168ZM168 166H165V167H168ZM177 166H176V167L174 166V169H176ZM181 166H182V165H181ZM183 166H185V165H183ZM205 166H206V165H205ZM205 166H204V167H205ZM218 166H220V165H218ZM218 166H216V167H218ZM242 166H243V165H242ZM242 166H240V167H242ZM244 166H245V165H244ZM260 166H261V165H260ZM4 167H5V166H4ZM24 167H26V165H25ZM29 167L27 168L28 171H29ZM32 167L35 168L36 166L34 165V166H32ZM32 167L30 168V170H31V169L33 170ZM39 167H40V166H39ZM42 167H43V166H41V168H42ZM45 167H43V168L45 169ZM54 167H55V166H54ZM60 167H61V166H60ZM69 167H70V166H69ZM69 167L67 166V169H68ZM101 167H102V166H101ZM118 167H119V166H118ZM118 167H117V168H118ZM122 167H121V168H122ZM157 167H158V166H157ZM157 167H156V168H157ZM193 167H195V166H193ZM193 167H191V168L194 169ZM216 167H215V169L218 170L219 167H218V168H216ZM247 167H248V166H247ZM247 167H244V168H242V169H245V168H247ZM251 167H252V166H251ZM251 167L249 166L248 169L251 168ZM6 168H8V167H6ZM6 168H5V169H6ZM19 168H22V169H20V170H23L24 173H25V172H28V171H25V170L23 169V167H20V166H19ZM19 168H17V169H19ZM55 168H56V167H55ZM55 168H53V169H55ZM57 168H58V167H57ZM57 168H56V169H57ZM86 168H87V167H86ZM103 168H104V167H103ZM105 168H107V167H105ZM110 168H111V167H110ZM121 168H120V169H121ZM179 168H180V166H178L177 169L180 170L181 168H180V169H179ZM186 168H187V167H186ZM197 168H198V167L196 166L195 169H197ZM200 168L202 169L203 167H200ZM205 168H206V167H205ZM210 168H212V167L210 166ZM210 168L207 167V169H208L207 172H211V173H212V171H209ZM255 168H256V167H255ZM260 168H264V167L262 166V167H260ZM260 168H257L256 171H254V172L252 171V172H253V175H252V172L249 171V172H251L250 175H251L252 178L249 176L248 169H246L245 172L243 173V174H244V175H243V179H244V181H245L246 179H248V180H247V183L245 184L244 187H246V185L249 183V184H248L249 187L247 186L248 188H247L246 190H245L243 187H242V189L239 188V189L237 190V192H235V194H232V193H231V190H225V191H223V193L226 195V197H227V196H230L231 194L234 195V196H233L234 201L236 200L235 202H237V204L235 203V205H238V204H241V203H242V204L244 205L243 208L241 207L242 209H245V206H246V204L248 203V201H247L246 204H244V203H243V201H244L243 199H245V198L248 199V197H251V199L253 200L254 198H260L259 195L262 194L261 192H262L263 190H261V188H264V187H262L263 185L261 186V188H258V186H257V181H259V180H260V181L262 180V182L264 181V170H262V169H260ZM5 169H3V170H5ZM17 169H16V171H17ZM36 169H39V168L37 167ZM50 169H52V168H49V170H48L49 173L47 172L48 175L50 174ZM58 169H60V168H58ZM63 169H64V168H63ZM63 169H62V171L66 170V169H64V170H63ZM74 169H75V168H74ZM76 169H77V167H76ZM76 169H75V170H76ZM90 169H91V167H90V165H89V169H88V170H87V169H84V170H85V171L87 170V173H88V171L92 172ZM108 169H109V168H108ZM120 169H118L119 172H120ZM127 169H128V168H127ZM153 169H154V167H153ZM158 169H159V170H162V169H160V168H158ZM158 169H157V170H158ZM251 169H252V168H251ZM258 169H259V170H258ZM8 170H9V169H8ZM32 170H31V171H32ZM45 170H46V169H45ZM72 170H73V169H70V168H69L68 170H66L67 173H65L64 175H65V176L67 175V176L69 177V175L72 173ZM109 170H110V169H109ZM122 170H124V169H121V171H122ZM125 170H126V168H125ZM125 170H124V171H125ZM129 170H130V169H129ZM167 170H168V169H167ZM186 170L188 171V169H185V171H186ZM198 170H199V168H198ZM203 170H204V169H203ZM211 170H212V169H211ZM252 170H255V169H252ZM9 171H10V170H9ZM16 171H15V172H16ZM38 171H39V170H37V172H38ZM42 171H44V170H42ZM42 171H40V172H42ZM54 171H55V170H54ZM54 171H52L53 174L55 173ZM59 171H60V170H59ZM62 171H61V173H62ZM77 171H78V170H77ZM82 171H83V170H82ZM103 171H104V169H103ZM171 171H172V166H171ZM173 171H175V170H173ZM189 171H190V169H189ZM200 171L202 172V170H200ZM219 171H221V168H220ZM13 172H14V170H13ZM13 172H12V175H13ZM37 172H36V173H37ZM56 172H57V174L53 175V176L55 177L54 179H58V180H60L59 178H61V176H63V174H58V171H57V170H56ZM104 172H105V171H104ZM106 172H107V170H106ZM112 172H114V173H112ZM116 172H117V171L115 170V168H114V169L111 168V173L114 174V176H115V173H116ZM169 172H170V171H169ZM176 172H177V170H176ZM182 172H183V171H182ZM191 172L195 173V170H194V171H191ZM213 172H214V171H213ZM6 173L8 174L9 172H4V173H3L4 175L2 174V176H5ZM32 173L34 174L35 172L32 171ZM32 173H29V172H28V173H27V177H28L29 174L33 175ZM42 173L44 174V172H42ZM42 173H40V174H42ZM75 173H77V172L74 171V174H75ZM78 173H80V172L78 171ZM82 173H84V171H83ZM87 173H85V174H87ZM94 173H95V172H93L92 175H93ZM123 173H124V172H123ZM172 173H173V172H172ZM183 173H184V172H183ZM183 173H182V174H183ZM219 173H220V172H219ZM247 173H248V177H249V178L247 177ZM17 174H18V171H17ZM37 174L39 175V172H38ZM43 174L40 175L39 177L44 176ZM72 174H73V173H72ZM80 174H81V173H80ZM80 174H79V175H80ZM88 174H89V173H88ZM90 174H91V173H90ZM100 174H101V173H100ZM105 174H106V173H105ZM117 174H118V173H117ZM127 174L129 175V172H128ZM127 174H126V175H127ZM170 174H171V172H170ZM175 174H176V173H175ZM180 174H181V173H180ZM180 174H179V175H180ZM182 174H181V175H182ZM185 174H187V172H186ZM185 174H184L183 176H185ZM204 174H205V173H201V177H203L202 175H204ZM207 174H208V173H206L205 175H207ZM216 174H218V172H215V175H216ZM10 175H11V174H10ZM14 175H15L14 178L16 179V183L21 184L22 181L19 180V179L21 178V177H18L19 174L17 175V178H16V174H14ZM20 175H21V173H20ZM24 175H25V176H24ZM24 175H23V176H24V178H25V177H26V173H25ZM46 175H47V174H46ZM46 175H45L44 177H46ZM48 175H47L46 179L49 178ZM76 175H77V174H76ZM79 175H78V176H79ZM95 175H96V174H94L93 178H90V175H88V176H89V178L92 180V179H94ZM98 175H99V174H98ZM102 175H103V174H102ZM108 175H109V173H108ZM162 175H163V174H162ZM168 175H169V174H168ZM177 175H178V174H177ZM181 175H180V176H181ZM191 175H192V174H191ZM196 175H197V170H196ZM198 175H200V174H198ZM21 176H22V175H21ZM34 176H35V175H34ZM34 176H32V177H34ZM67 176H66V177H67ZM70 176H71V175H70ZM74 176H75V175H74ZM74 176H73V177H74ZM81 176H82V174L80 175V177H81ZM83 176H84V175H83ZM88 176H87V179H89ZM96 176H97V175H96ZM99 176H100V175H99ZM105 176H107V174H106ZM110 176H111V174H110ZM114 176H113V177H114ZM171 176L173 177L174 175H171ZM207 176H208V175H207ZM210 176H211V175H210ZM212 176H214V175H212ZM27 177H26V178H27ZM29 177H31V176L29 175ZM39 177H38V178L34 177V178L39 179ZM50 177H51V176H50ZM68 177H67V178H68ZM100 177H101V176H100ZM102 177H104V176H102ZM115 177H116V176H115ZM115 177H114V179H115ZM164 177H165V176H164ZM174 177H175V176H174ZM191 177H192V176H190V178H191ZM196 177H197V176H196ZM196 177L193 178V179L196 180ZM198 177H199V176H198ZM208 177H209V176H208ZM10 178H13V176H12V177L10 176ZM10 178H9V180H10ZM24 178H22V179H24ZM63 178H65V177L63 176ZM85 178H86V177H85ZM107 178H108V177L105 178V179H106V182H107ZM147 178H150V179L147 180ZM185 178H186V177H185ZM204 178L207 180L206 176H205ZM27 179H28V178H27ZM30 179H32V178H29V179L27 180V181H28L27 183H31V182L33 181V179H32V180H30ZM41 179L43 180L44 178H41ZM46 179H45V180H46ZM54 179H53V180H54ZM65 179H66V178H65ZM65 179H64V180H65ZM70 179H71V178H70ZM74 179L76 180L77 178L74 177ZM79 179H81V178H79ZM83 179H84V178H83ZM97 179H98V178H97ZM102 179H103V178H102ZM170 179H172V178L170 177ZM175 179H177V177H176ZM200 179H201V178L199 177V180H200ZM243 179H242V181H243ZM12 180H13V179H12ZM25 180H26V179H25ZM29 180H30V182H29ZM39 180H40V179H39ZM42 180H41V182H43V184H44V188H45V185H46L47 183L50 184V182H47V183L45 184L44 181H42ZM49 180H50V178H49ZM68 180H69V179H68ZM71 180H73V179H71ZM75 180H74V181H75ZM77 180H78V179H77ZM94 180H95V179H94ZM98 180H99V179H98ZM103 180H104V179H103ZM161 180H162V179H161ZM177 180H178V179H177ZM184 180H185V179H184ZM187 180H188V178H187ZM190 180H191V179H190ZM202 180H204V179L202 178ZM206 180H205V181H206ZM210 180H212V177H211V179L208 178V181H210ZM213 180H215V179H213ZM213 180H212V181H213ZM13 181H15V180H13ZM13 181L11 182L12 184H13ZM36 181H37V180H35V182H36ZM46 181H47V180H46ZM56 181H57V180H56ZM56 181L54 180L53 185H54V184H57V183H55ZM66 181H67V180H66ZM79 181H80V180H79ZM83 181H84V180H83ZM100 181H101V180H100ZM110 181H109V182H110ZM188 181H189V180H188ZM191 181H193V180H191ZM244 181H243V182H244ZM248 181H250V182H248ZM5 182H6V181H5ZM41 182H40V183H41ZM59 182H60V181H59ZM68 182H69V181H68ZM68 182H67V184H68ZM92 182H93V181H92ZM94 182H95V184H96V181H94ZM94 182H93V183H94ZM101 182H102V181H101ZM103 182H104V181H103ZM106 182H105V183H106ZM109 182H107V183L109 184ZM162 182H163V181H162ZM197 182H198V183H197V186H198V184H199L200 181L197 180ZM213 182H214V181H213ZM215 182L217 183L218 181H215ZM236 182L239 184V181H236ZM240 182H241V181H240ZM243 182H241V184H242ZM2 183H4V182H2ZM2 183H1V184H2ZM14 183H15V182H14ZM27 183H26V184H27ZM51 183H52V180H51ZM60 183L63 184L62 180H61ZM60 183H59V184H60ZM64 183H65V182H64ZM70 183H71V182H70ZM70 183H69V186H70ZM78 183H79V182H78ZM107 183H106V184H107ZM189 183H190V182H189ZM204 183H205V182H204ZM216 183H215V185L213 184V185L215 186L213 189L216 188ZM9 184H10V182H9ZM9 184H8V187L4 184V185L6 186L5 190H6L7 188H9V189L11 188V186L9 187ZM19 184H17V185H19ZM22 184H23V183H22ZM33 184H34V186H35L36 183H33ZM37 184H39L38 181H37ZM75 184H76V182H75ZM101 184L106 185V184H104V183H101ZM116 184H115V185H114V184H113V185L110 184V185H111V186H116ZM185 184H187V183L185 182ZM200 184H202V183H200ZM217 184H220V183H217ZM241 184L238 185V186H241ZM261 184H262V183H261ZM261 184H260V185H261ZM13 185H14V184H13ZM23 185H25V182H24ZM23 185H22V187H27V185L31 186L32 184H31V185H30V184H27L26 186H23ZM39 185H40V184H39ZM39 185H37V186H39ZM47 185H48V184H47ZM47 185H46V188H49ZM92 185H94V184H92ZM98 185H99V184H98ZM103 185H101V186H103ZM110 185H109V186H110ZM234 185H237V184H234ZM234 185H233V186H234ZM242 185H244V184H242ZM258 185H259V183H258ZM260 185H259V186H260ZM50 186H51V185H50ZM55 186H56V187H57V186L60 187L59 185H55ZM101 186H100V187H101ZM106 186H107V185H106ZM117 186H118V184H117ZM117 186H116V187H117ZM187 186H188V184H187ZM210 186H212V185H210ZM221 186H222V185H221ZM256 186H257V187H256ZM2 187H3V185H1V187H0L1 189H0V190L3 191V188H4V187H3V188H2ZM15 187H16V186H15ZM17 187H18V186H17ZM22 187H21V185H20V188H22ZM40 187L43 188L42 184H41ZM58 187H57V189H58ZM62 187H63V186H62ZM66 187H68V185H67ZM84 187H87V186H84ZM92 187H93V186H92ZM98 187H99V186H98ZM98 187H97V188H98ZM198 187H199V186H198ZM204 187H205V186L203 185V188H204ZM206 187H207V186H206ZM206 187H205V188H206ZM217 187L219 188V186H217ZM236 187H237V186H236ZM13 188H14V187H13ZM31 188H33V187H31ZM36 188H37V187H36ZM46 188H45V189H46ZM52 188H53V187H52ZM88 188H89V187H88ZM97 188H95L94 191H96ZM102 188H104V187H102ZM106 188H107V187H106ZM114 188H115V187H114ZM159 188H158V189H159ZM187 188H188V187H187ZM200 188H201V187H200ZM200 188L197 189V187H196V189L198 190V192L201 191V189H203V188H201V189H200ZM205 188H204V190H206ZM209 188H211V190H212V187H209ZM209 188L207 187V189H209ZM218 188H216V189H218ZM220 188H221V187H220ZM220 188H219L218 190H220ZM222 188H224V187H222ZM222 188H221V189H222ZM15 189H16V188H15ZM23 189H24V188H23ZM23 189H22V190H23ZM37 189H38V188H37ZM45 189H43V191H44ZM64 189H65V187H64ZM68 189H70V188L68 187ZM85 189H86V188H85ZM89 189H90V188H89ZM92 189H94V187H93ZM108 189H109V188H108ZM122 189H123V187H122ZM163 189H164V188H163ZM165 189H164V190H165ZM188 189H189V188H188ZM196 189H195V191H196ZM199 189H200V190H199ZM216 189H215L214 191H216ZM230 189H231V188H230ZM233 189L235 190V186H234ZM11 190H12V189H11ZM11 190H10V191H11ZM20 190H21V189H20ZM27 190H28V188H27ZM27 190H26V191H27ZM31 190H32V189H31ZM31 190L29 189L30 193L32 192ZM34 190L37 191V190L35 189V187H34ZM38 190H39V189H38ZM40 190H41V189H40ZM52 190H54V189H52ZM55 190H56V189H55ZM55 190L53 191L54 193H55ZM59 190H60V189H59ZM61 190H62V189H61ZM87 190H88V189H87ZM97 190H99V189H97ZM106 190H107V189H105L104 192H105ZM135 190H137L138 194L140 193V192L138 191L137 188H136ZM185 190H186V189H185ZM185 190H182L183 193H184ZM193 190H194V189H193ZM211 190L209 189V190H207V191H211ZM8 191H9V190H8ZM10 191H9V194H11ZM13 191H14V190H13ZM24 191H25V190H24ZM26 191H25V192H26ZM29 191H28V192H29ZM43 191H42V193H43ZM46 191H47V189H46ZM62 191H63V190H62ZM62 191L60 192V193H61V196H56V195H54V197L51 198V196H53L52 193H51V196H49L50 199H49L48 197H45V198H48V199H47L48 201H46V202H48L49 207H50L51 205H53V204L59 202V201H60L59 204L62 203L63 197H65V196H63L64 194H62V193H63ZM65 191H66V189H65ZM68 191H69V195L72 196L71 193H70V190H68ZM82 191H83V190H81V192H82ZM94 191H93V192H94ZM100 191H101V190H100ZM109 191H110V190H109ZM175 191H173V192H175ZM180 191H181V190H180ZM186 191H187V190H186ZM186 191H185V192H186ZM195 191H194V192H195ZM202 191H203V190H202ZM202 191L199 192V193H201V194H205V193H206V191H204V193H203ZM3 192H4V191H3ZM3 192H2V193H3ZM17 192H18V191H17ZM28 192H27V197H28V194H30V193H28ZM47 192H50V190L47 191ZM51 192H52V191H51ZM56 192H57V190H56ZM66 192H67V191H66ZM66 192H64V193H66ZM74 192H75V191H74ZM78 192H79V191H78ZM84 192H85V191H84ZM101 192H102V191H101ZM101 192H100V193H101ZM104 192H103V194H104ZM141 192H142V191H141ZM164 192H165V191H164ZM169 192H170V193H169ZM194 192H192V193H194ZM233 192H234V191H233ZM263 192H264V191H263ZM0 193H1V192H0ZM4 193H6V192H4ZM33 193H34V192H33ZM33 193H31V198H30L31 200L37 198V196H36V193H37V192L34 193V194H33ZM39 193H40V191H39ZM45 193H46V192H45ZM45 193H44V194H45ZM54 193H53V194H54ZM95 193H96V192H95ZM105 193H106V192H105ZM107 193H108V190H107ZM161 193H162V192H161ZM161 193H160V194H161ZM165 193H166V192H165ZM165 193H163V194L165 195ZM176 193H177V191H176ZM176 193H172V194H176ZM180 193H181V192H180ZM209 193H210V195H211L212 192H209ZM223 193H221V194H223ZM9 194L6 193V194H3V195L6 196V195H9ZM21 194H22V193H21ZM21 194H20V193H14V194L11 196L12 199L9 198L10 201L7 200V199L5 198V196H4V201H3L4 203H2V204L0 203V208H1V206H2L3 208H6L7 205L10 206V204H7L6 206H3V205H5V199H6V203H7L8 201L11 202V200H12L11 206L13 205V203L15 204V203L18 202V204H19V202L21 201V199L19 198V196H20ZM23 194H24V193H23ZM23 194H22V195H23ZM40 194H41V193H40ZM46 194H48V193H46ZM49 194H50V193H49ZM56 194H57V193H56ZM80 194H82V193H80ZM98 194H99V193L97 192V194H93V195H97V196H99ZM101 194H102V193H101ZM140 194H141V193H140ZM151 194H150V195H151ZM163 194H162V196H163ZM172 194H171V195H172ZM197 194H198V193H197ZM201 194H199V195L201 196ZM206 194H207V193H206ZM214 194H215V193H214ZM214 194H213V198H214ZM224 194H223V195H224ZM263 194H264V193H263ZM263 194H262V195H263ZM24 195H26V193H25ZM37 195H38V193H37ZM66 195H67V194H66ZM76 195H79V194H76ZM106 195H107V194H106ZM108 195H109V194H108ZM141 195H142V194H141ZM148 195H149V194H148ZM166 195H167V194H166ZM166 195H165V196H166ZM171 195H170V196H171ZM177 195H179V193H178ZM188 195H189V193H188ZM218 195H219V194H218ZM246 195H247V197H246ZM29 196H30V195H29ZM40 196H42V195H40ZM40 196H39V197H40ZM62 196H63V197H62ZM91 196H92L91 193H88V194H85V193H84V194L82 195L81 198H83V199L86 200V201H87V200L89 201V200L92 199V198L94 199V196H93V197H91ZM97 196H95V197H97ZM100 196H101V195H100ZM100 196H99V197H100ZM104 196H105V195H103V197L101 196V197H102L101 200L104 198ZM157 196H158V197H157ZM180 196H181V195H180ZM190 196H191V194H190ZM204 196H205V195H204ZM204 196H203V197H204ZM208 196H209V195H208ZM260 196H261V195H260ZM2 197H3V196H2ZM2 197H1V200L3 199ZM7 197H8V196H7ZM21 197H22V196H21ZM43 197H44V196H43ZM73 197H74V196H73ZM166 197H167V196H166ZM174 197H176V195H175ZM174 197H169V198H172V199H173ZM178 197H179V196H178ZM184 197H186V196H184ZM193 197H194V196H193ZM193 197H192L191 199H193ZM196 197H197V195H196ZM203 197H202V199H203ZM216 197H217V195H216ZM218 197H219V196H218ZM252 197H253V198H252ZM262 197H263V196H262ZM146 198H147V197H146ZM163 198H165V197H163ZM208 198H209V199H212L211 197H208ZM18 199H20V200L18 201ZM68 199H71V200H70V201H69V200H66V201H69V202L72 203V198H68ZM76 199H77V197H76ZM97 199H98V198H97ZM110 199H109V200H110ZM138 199H139V198H138ZM166 199H167V198H166ZM180 199H182V197H181ZM180 199H179V200H180ZM184 199H185V198H184ZM184 199H183V200H184ZM186 199H187V198H186ZM186 199H185V200H186ZM188 199H190V198H188ZM197 199H198V198H197ZM199 199H200V198H199ZM217 199H218V198H217ZM231 199H232V198H231ZM262 199H263V198H262ZM23 200H24V199H23ZM26 200H27V199H26ZM31 200H30V201H31ZM42 200H43V199H42ZM73 200H74V199H73ZM80 200H81V199H80ZM80 200H79V202H80ZM98 200H100V199H98ZM101 200H100V201H101ZM104 200H105V199H104ZM107 200H108V199H107ZM136 200H137V199H136ZM167 200H168V199H167ZM167 200H166V201H167ZM170 200H171V199H170ZM174 200L176 201V200H178V199H174ZM185 200H184V201H185ZM207 200H208V199H207ZM212 200H213V199H212ZM212 200H211V201H212ZM214 200H216V199L214 198ZM214 200H213V201H214ZM252 200H251V201H252ZM256 200H258V199H256ZM260 200H261V199H260ZM40 201H41V200H40ZM40 201H39V202H40ZM43 201H44V200H43ZM94 201H95V200H94ZM147 201H149V200H147ZM152 201H153V200H152ZM154 201H153V203H155ZM158 201H159V200H158ZM158 201H157V202H158ZM161 201H163V200L161 199ZM187 201H188V200H187ZM191 201H193V200H191ZM196 201H197V200H195V202H196ZM203 201H204V200H203ZM205 201H206V200H205ZM209 201H210V200H209ZM217 201H218V200H217ZM234 201H233V202H234ZM245 201H246V199H245ZM245 201H244V202H245ZM251 201H250V202H251ZM253 201H254V200H253ZM263 201H264V200H263ZM263 201L261 200V201H257V202H258V203L261 202L260 204H261L262 207L264 208V202H263ZM24 202H25V201H24ZM26 202H27V201H26ZM34 202H35V201H34ZM41 202H42V201H41ZM41 202H40V203H41ZM46 202H45V203H46ZM64 202H65V201H64ZM64 202H63V203H64ZM69 202H68V203H69ZM82 202H83V200H82ZM82 202H81V203H82ZM89 202H90V201H89ZM89 202H88V203H89ZM92 202H93V201H92ZM92 202H91V203H92ZM103 202H104V201H103ZM108 202H109V201H108ZM108 202H106V203H108ZM138 202H139V201H138ZM145 202H146V201H145ZM150 202H151V201H150ZM173 202H174V201H173ZM173 202H172V203H173ZM179 202H180V201H178L177 203H179ZM193 202H194V201H193ZM195 202H194V203H195ZM207 202H208V201H207ZM221 202H222V201H221ZM221 202H219V205H220ZM228 202H230V200H229ZM21 203H23V202H21ZM27 203H28V202H27ZM45 203L42 202L41 205H42V204L45 205ZM68 203H64V204H65L66 206H67V205L69 206L70 203H69V204H68ZM76 203H78L77 200H76ZM81 203H80V204H81ZM88 203H87V204H88ZM95 203H96V205H97L98 201L95 202ZM100 203H101V202H100ZM100 203H99V204H100ZM141 203H142V202H141ZM148 203H149V202H148ZM166 203H167V202H163L162 204L160 203L161 206H162V209H164V208L169 209V210L172 209L170 205H166V206H165ZM168 203H170V201H169ZM177 203H175V205H176ZM183 203H184V202H183ZM189 203H190V202H189ZM191 203H192V202H191ZM204 203H206V202H204ZM208 203H209V202H208ZM213 203H214V202H213ZM253 203H254V202H253ZM258 203H257V204H258ZM18 204H15V205H16V206H20V204H19V205H18ZM37 204H38V203H37ZM64 204H62L63 207H64ZM74 204H75V203H73V205H74ZM84 204H85V203H84ZM101 204H102V203H101ZM132 204H133V206H134V203H132ZM158 204H159V202H158ZM180 204H181V203H180ZM180 204H177V205H180ZM201 204H203L202 201H201ZM206 204H207V203H206ZM206 204H205V205H206ZM217 204H218V202H217ZM229 204H230V203H229ZM229 204H228V205H229ZM232 204H233V203H232ZM232 204H231V205H232ZM242 204H241V205H242ZM250 204H252V203H250ZM255 204H256V202H255ZM257 204H256V205H257ZM23 205H24V203H23ZM62 205H61V206H62ZM70 205H71V204H70ZM82 205H83V204H82ZM82 205H81V208L84 207V205H83V206H82ZM91 205L94 206V204H91ZM91 205H88V207H89V206L91 207ZM96 205H95V206H96ZM136 205H137V204H136ZM139 205H140V202H139ZM146 205H147V204L145 203V206H146ZM175 205H174V206H175ZM183 205H184V204H183ZM185 205H186V202H185ZM187 205H188V204H187ZM195 205H196V204H193V206H195ZM212 205H213V204H212ZM212 205H211V206H212ZM214 205L217 206V205H216V202H215ZM214 205H213V206H214ZM225 205H226V204H225ZM247 205H249V204H247ZM256 205H255V206H256ZM258 205H259V204H258ZM261 205H260V206H261ZM11 206H10V207H11ZM13 206H14V205H13ZM16 206H15V207H16ZM21 206H22V205H21ZM32 206H33V205H32ZM34 206H35V205H34ZM53 206H54V205H53ZM71 206H72V205H71ZM71 206H70V207H71ZM107 206H108V205H107ZM109 206H110V205H109ZM119 206H121V205H119ZM123 206H124V205H123ZM125 206H126V205H125ZM181 206H182V205H181ZM197 206H199V205L197 204ZM197 206H196V207H197ZM206 206H207V205H206ZM213 206H212V207H213ZM215 206H214V207H215ZM221 206H222V204H221ZM223 206H224V205H223ZM233 206H234V204H233ZM252 206H254V205H252ZM252 206H251V207H252ZM22 207H23V206H22ZM51 207H52V206H51ZM51 207H50V209H53V210H54V207H53V208H51ZM57 207H59V206H57ZM79 207H80V206H79ZM79 207L77 206L78 209H80ZM86 207H87V206H86ZM86 207H85V208H86ZM99 207H100V206H99ZM110 207H112V206H110ZM116 207H117V206H116V204H115V208H116ZM147 207H148V206H147ZM147 207H146V208H147ZM152 207L154 208L153 205H152ZM157 207H158V205H157ZM159 207H160V205H159ZM188 207H189V206H188ZM200 207H201V206H200ZM202 207H203V206H202ZM209 207H210V205H209ZM214 207H213V209H212V208H211V209L214 210V209H215ZM228 207L230 208V206H228ZM228 207H227V208H228ZM249 207H250V206H249ZM249 207H248V208L246 207V208L249 209V212H250V208H251V207H250V208H249ZM11 208H13V207H11ZM11 208H10V209H11ZM16 208H17V207H16ZM26 208H27V207H26ZM26 208H24V210H25ZM36 208L41 209L39 205H37ZM43 208H44V207H43ZM59 208H60V207H59ZM67 208H68V207H67ZM101 208H102V207H100V210H102ZM107 208H109V207H107ZM107 208L105 207V210H106ZM117 208H118V207H117ZM124 208L127 209V208H129V207H124ZM130 208L132 209V206H131ZM136 208H139V209H140V207H136ZM193 208H194V207H193ZM216 208H218V207H216ZM220 208H221V207H220ZM224 208H225V206H224ZM227 208H226V209H227ZM233 208H234V207H233ZM233 208H232V209H233ZM257 208H258V206H257ZM257 208H255V209H257ZM259 208H260V207H259ZM259 208H258V212H259L260 209L262 210V208H260V209H259ZM10 209H9V210H10ZM14 209H15V208H14ZM22 209H23V208H22ZM22 209H21L20 211H22ZM56 209H57V208H56ZM62 209H63V208H62ZM62 209H60V211H61ZM70 209H71V208H70ZM74 209H75V206H74ZM74 209H73V210H74ZM78 209H77V210H78ZM86 209H88V208H86ZM95 209H96V208H94V210H95ZM103 209H104V207H103ZM112 209H113V207H112ZM121 209H122V208H121ZM142 209H143V207H142ZM142 209H141V210H142ZM147 209H151V207H150V208L148 207ZM157 209H158V208H157ZM181 209H182V208H181ZM181 209H178L177 212H176V213H177V218H178V217H181V218H188L189 216H193V215L195 214V213L193 212V210H191V209H189L188 211H187V210H186V211H183V209H182V210H181ZM185 209H187V207H185ZM222 209H223V207H222ZM222 209H219V210H222ZM236 209H237V210H235V209H234V210L237 212L239 208L236 207ZM242 209H240L239 211H242ZM5 210H6V209H5ZM11 210H12V209H11ZM17 210H18V209H17ZM24 210H23V211H24ZM41 210H43V209H41ZM48 210H49V208H48ZM48 210H47V206H46L45 211H48ZM68 210H69V209H68ZM68 210H67V211H68ZM73 210H72V211H73ZM81 210H84V209H81ZM91 210H92V208H91ZM105 210H104V211H105ZM107 210H108V209H107ZM109 210H111V209H109ZM115 210H117V209H115ZM134 210H135V212H136V209H134ZM137 210H138V209H137ZM144 210H146V209L144 208ZM151 210H153V209H151ZM159 210H160V209H159ZM194 210H196V209H194ZM223 210H224V209H223ZM251 210H252V209H251ZM1 211H2V210H1ZM3 211H4V210H3ZM3 211L1 212L2 215H4V213H5V211H4V213H3ZM13 211H15V210H13ZM31 211H32V210H30L29 212L31 213ZM43 211H44V210H43ZM49 211H50V210H49ZM55 211H56V210H55ZM55 211H53V213H54ZM57 211H59V209H58ZM75 211H76V210H75ZM75 211H73V212H75ZM97 211H98V209H97ZM117 211H118V210H117ZM117 211H116V212H117ZM121 211H122V210H121ZM124 211H125V210L123 209V212H124ZM138 211H139V210H138ZM142 211H143V210H142ZM146 211H147V210H146ZM148 211H149V210H148ZM153 211H154V210H153ZM155 211H156V209H155ZM163 211H164V210H163ZM171 211H172V210H171ZM171 211H170V212H171ZM215 211H218V210H215ZM230 211H231V210H230ZM230 211L227 210V213L230 212ZM232 211H233V210H232ZM232 211H231V214H232ZM239 211H238V212H239ZM246 211L248 212V210H246ZM262 211H263V210H262ZM7 212H8V211H6L5 214H8ZM24 212H26V210H25ZM24 212H21V214L24 213ZM29 212H28V208H27V213H26V214H28ZM37 212H38V211H37ZM61 212H62V211H61ZM61 212H60V213H61ZM63 212H64V210H63ZM63 212H62V213H63ZM70 212H71V210L69 211V213H68L67 215H66L67 212H64V213H65L64 215H66L65 218H66L68 215L72 214V212H71V213H70ZM85 212H87V211H82V213H81V212H79V210H78V212H76L77 214H74V215H76V216H77V215H78V216L81 215L80 217H82V215H84ZM90 212L93 213V210L90 211ZM108 212H110V211H108ZM112 212H113V211H112ZM112 212H110L111 216H113V215H112ZM128 212H129V211H128ZM130 212H131V211H130ZM143 212H144V211H143ZM150 212H151V211H150ZM160 212H161V211H160ZM160 212H159V213H160ZM172 212H173V211H172ZM192 212H193L194 214H192ZM221 212H222V211H221ZM221 212L218 213V215H220ZM223 212H225V210H224ZM247 212H246V213L244 212L243 216H245V218L249 219L250 216H251L252 213H253V210L251 211L252 213H251L250 215H249V212H248V213H247ZM255 212H256V210H255ZM258 212H257V213H258ZM263 212H264V211H263ZM1 213H0V214H1ZM12 213H14V212H12ZM12 213H9L10 216H11ZM19 213H20V212H19ZM19 213L17 212V214L15 215V217H16ZM34 213H35V210H34ZM41 213H42V212H41ZM60 213L58 212L57 215H58V214L60 215ZM62 213H61V214H62ZM101 213H102V212H101ZM105 213H106V212H105ZM131 213H133V211H132ZM139 213H140V211L138 212V214H139ZM155 213L157 214V212H155ZM159 213H158V214H159ZM163 213H164V212H163ZM166 213H167V212H166ZM173 213H174V212H173ZM216 213H217V212H216ZM216 213H213V214H212V216L215 217V218H214V222H215V223H216L217 221H221L220 219L217 220L218 218L216 219V216H217ZM234 213H235V212H234ZM234 213H233V214H234ZM240 213H241V212H240ZM242 213H243V212H242ZM260 213H261V212H260ZM26 214H24V215H26ZM32 214H33V213H32ZM32 214H31V215H32ZM36 214H37V213H36ZM45 214L48 215L47 213H45ZM51 214H52V213H51ZM97 214H100V212H99V213L97 212ZM110 214H109V215H110ZM113 214H114V213H113ZM118 214L120 215V213H118ZM124 214H128V213H124ZM124 214H123V215H124ZM129 214H130V213H129ZM129 214H128V215H129ZM133 214H134V213H133ZM140 214H141V213H140ZM142 214H144V213H142ZM142 214H141V215H142ZM151 214H153V213L151 212ZM161 214H162V212H161ZM161 214H160V215H161ZM167 214H169V213H167ZM167 214H166V215H167ZM174 214H175V213H174ZM209 214H210V212H209ZM224 214H226V213H224ZM224 214H223V216H224ZM235 214H236V213H235ZM261 214H262V213H261ZM2 215H1V216H2ZM29 215H30V214H29ZM39 215H40V214H39ZM74 215L72 214V215H70V216H71V217H72V216L74 217ZM88 215H89V214H88ZM88 215H84L85 218L83 217V219L85 220V219H86V216H88ZM92 215H93V214H91V217L95 216V215H93V216H92ZM101 215H102V214H101ZM103 215H105V214H103ZM116 215H117V214H116ZM116 215H114V216L116 217ZM123 215H122V216H123ZM135 215H136V214H135ZM148 215L150 216V213H148L147 216H148ZM170 215H171V214H170ZM172 215H173V214H172ZM172 215H171V216H172ZM210 215H211V214H210ZM226 215H227V214H226ZM228 215H229V214H228ZM237 215H238V214H237ZM240 215H241V214H240ZM10 216H9V219H10ZM13 216H14V214H13ZM18 216H20V214H19ZM18 216H17V217H18ZM27 216H28V215H26V217H27ZM44 216H45V215L43 214V215H42V218H43ZM49 216H50V215H49ZM52 216H53V215H52ZM52 216H50V217H52ZM55 216H56V213H55L54 217H55ZM60 216H61V218H62L63 215H60ZM70 216H68V217L71 218ZM78 216H77V217H78ZM99 216H100V215H99ZM107 216H108V214H107ZM111 216H109V217H111ZM130 216H132V215L130 214ZM136 216H137V215H136ZM136 216H133V217H136ZM139 216H140V215H139ZM142 216H143V215H142ZM147 216H146V217H147ZM154 216H155V215H154ZM164 216H165V215H164ZM167 216H168V215H167ZM174 216H175V215H174ZM207 216H208V214H207ZM230 216H233V217H234V215H229L228 218H229ZM235 216H236V215H235ZM5 217L8 218V216H4L3 218H5ZM20 217H21V216H20ZM23 217H24V216H23ZM34 217H36V215H35ZM34 217H33V218H34ZM46 217H48V216H46ZM58 217H59V216H58ZM73 217H72V218H73ZM104 217H106V216H104ZM123 217H124V216H123ZM125 217H126V216H125ZM133 217H132V218H133ZM143 217H144V216H143ZM152 217H153V215H152ZM159 217H160V216L158 215V219H159ZM175 217H176V216H175ZM175 217H174V218H175ZM217 217H219V216H217ZM224 217H225V216H224ZM224 217H223V221L220 222L221 225H222V227L225 226L226 228H229V227H231V226H233V225H235L236 228L238 227L236 224L239 223V222H234V223H236V224H234L233 221H234V220H235V221L239 220L238 218H240V217H238L237 219H235L236 217L233 218V219H234L233 221L230 220V219H227V218L224 220ZM241 217H242V215H241ZM248 217H249V218H248ZM251 217H252V216H251ZM254 217H255V216H254ZM254 217H253V218H254ZM257 217H258V216H257ZM262 217H263V216H261V218H262ZM3 218H2V219H3ZM7 218H5V219H7ZM48 218H49V217H48ZM72 218L69 219V220H72ZM75 218H76V217H75ZM93 218H94V217H93ZM93 218H92V219H93ZM97 218H98V217H97ZM97 218H96V220H97ZM127 218H128V217H127ZM154 218H155V217H154ZM162 218H163V216H162ZM197 218H198V217H197ZM199 218H200V217H199ZM220 218H221V217H220ZM261 218H260V219H261ZM0 219H1V217H0ZM16 219H17V218H16ZM22 219H23V218H22ZM24 219H26V218H24ZM28 219H30L29 216H28ZM34 219H38V217H37V218H34ZM43 219H44V218H43ZM76 219H78L79 222L77 223V221H76V222H74V223L80 224V223H81V222H80V219H79V218H76ZM90 219H91V218H89V219L87 218L86 220H87V221H88V220H89V221H92V220H90ZM109 219H112V218H109ZM114 219H119V218H114ZM114 219H112V221H110V224L112 225V227H113V225L115 224V220H114ZM129 219H130V217H129ZM129 219H128V220H129ZM137 219H138V218H137ZM141 219H142V218H140L138 221H137V220H136V221H137L138 223H140L141 221L144 222V220H146L145 217H144V220H141ZM156 219H157V215H156ZM208 219H209V218H208ZM256 219H257V218H256ZM3 220H4V219H3ZM3 220H2V222H3ZM10 220H11V219H10ZM39 220H40L41 222H44V221H45V219H44V221H42V220H41V217L39 218ZM39 220H38V221H39ZM49 220H51V218H49ZM52 220L56 221L55 218H53ZM58 220H59V219H58ZM62 220H63V219H62ZM62 220H61L60 222H62ZM64 220H65V219H64ZM67 220H68V218H67ZM67 220H65L66 223H68ZM81 220H82V219H81ZM86 220H85V221H86ZM94 220H95V218H94ZM94 220H93V222L96 223V220H95V221H94ZM106 220H108V219H106ZM120 220H122V223H123L124 219H120ZM120 220H118L119 223H120ZM140 220H141V221H140ZM147 220H149V219H147ZM160 220H161V219H160ZM177 220H178V219H177ZM180 220H182V219H180ZM215 220H216V221H215ZM250 220H251V219H250ZM254 220H255V219H254ZM254 220H253V221H254ZM8 221H9V220H8ZM8 221H7V223H8ZM25 221H26V220H25ZM27 221H28V220H27ZM27 221H26V222H27ZM31 221L34 222V220H31ZM65 221L62 222V225H63V223H64ZM72 221H75V220H72ZM82 221H83V220H82ZM101 221H102V220H101ZM103 221H104V220H103ZM103 221H102V222H103ZM125 221H126V219H125ZM139 221H140V222H139ZM156 221H157V220H156ZM182 221H183V220H182ZM185 221H186V220H185ZM187 221H188V219H187ZM191 221L197 223L196 215H195V219H194V220L191 219ZM204 221H205V219H204ZM207 221H208V220H207ZM240 221H246V220H243V219H242V220H240ZM253 221H251V222H253ZM2 222H1V223H2ZM29 222H30V220H29ZM33 222H31V223H33ZM49 222H50V221H49ZM49 222L47 221L46 223H49ZM51 222H53V221H51ZM69 222H71V221H69ZM105 222H106V221H105ZM126 222H128V221H126ZM146 222H147V221H145V223H146ZM170 222H173V221H170ZM183 222H184V221H183ZM209 222H210V220H209ZM211 222H212V221H211ZM211 222H210V223H211ZM214 222H213V223H214ZM246 222H247V221H246ZM248 222H249V220H248ZM248 222H247V224H248ZM251 222H249V223H250L249 225L252 224ZM255 222H259V221L255 220V221L253 222V224H252V227H253V225H254ZM4 223H5V221H4ZM20 223H21V222H20ZM20 223H18V224H20ZM24 223H25V222H24ZM31 223H30V224H31ZM36 223H37V225H38V222H37V221H36ZM46 223H42V225H44V224H46ZM55 223H56V222H55ZM55 223H54V224H55ZM71 223H72V222H71ZM84 223H85V222H84ZM84 223H83V224H84ZM90 223H92V222H90ZM90 223L88 222L86 225H87V226L92 225V224H90ZM94 223H93V224H94ZM97 223H98V222H97ZM117 223H118V222H117ZM122 223H120V225H121ZM147 223H148V222H147ZM174 223H175V222H174ZM174 223H173V224H174ZM180 223H182V222L179 221V224H180ZM187 223H191L190 220H189V222H187ZM203 223H204V222H203ZM205 223H206V221H205ZM210 223H209V224H210ZM213 223H212V224H213ZM215 223H214V224H215ZM240 223H242V222H240ZM259 223H261V220H260ZM263 223H264V222H263ZM263 223H261V225H262ZM18 224H17V226H18ZM25 224H26V223H25ZM27 224H28V223H27ZM27 224H26V226H25V225L23 224V222H22L21 227L23 228V227L25 226L24 228H25V230H26L27 227L29 228V226H27ZM30 224H28V225H30ZM34 224H35V222H34ZM39 224H40V223H39ZM54 224L52 223L53 226H54ZM72 224H73V223H72ZM72 224L69 223V225H71V226L73 227L74 225H72ZM88 224H89V225H88ZM108 224H109V223H108ZM110 224H109V225H110ZM143 224H144V223H143ZM143 224L140 223L139 225H143ZM170 224H171V223H170ZM176 224H177V223H176ZM183 224H184V223H183ZM217 224H218V223H217ZM217 224H216V225H217ZM2 225H3V224H2ZM8 225H9V224H8ZM22 225H24V226H22ZM42 225H41V227H42ZM46 225H47V224H46ZM46 225H45V226H46ZM49 225H50V223H49ZM52 225H50V227H51L52 229H54V228L52 227ZM55 225H56V224H55ZM62 225H61V226H62ZM65 225H66V224H65ZM84 225H85V224H84ZM86 225H85V226H86ZM94 225H95V224H94ZM97 225H98V224H97ZM109 225H108V226H109ZM116 225H117V224H116ZM116 225H115V227L113 228V230H115V231H113V232H116L117 234L119 233V236H120V233L125 234L124 238H125L126 240H127V238H128V237L126 238L127 233H130V235L128 234L129 237L132 236L133 238H134V236L136 237V236H139V235H140V232H141V231H140V232H139V231H135V230H134V231H127V230L130 229L129 226H130L131 224H130L129 226L127 225V226H128L127 228H129V229H127V230H126V228H125V227H126L125 224H124L125 227H122V229L125 228V230H119V229H117V226H118L119 224H118L117 226H116ZM120 225H119V226H120ZM187 225H188V224H187ZM201 225H202V224H201ZM206 225H207V223H206ZM218 225H219V224H218ZM221 225L218 226V227H220V229H221ZM239 225H240V224H239ZM242 225H243V224H242ZM244 225H245V230H247V229H246L247 225H246V224H244ZM244 225H243V228H244ZM249 225H248V227H249ZM5 226H7V225H5ZM47 226H48V225H47ZM67 226H68V224H67ZM67 226H66V227H67ZM87 226H86V227H87ZM98 226H100V225H98ZM104 226H105V225H104ZM108 226H107V227H108ZM121 226H123V224H122ZM121 226H120V227H121ZM152 226H154V225H151L149 228H151ZM167 226H168V225H167ZM171 226H172V224H171ZM171 226H169V227H171ZM178 226H179V225H178ZM203 226H204V225H203ZM203 226H202V230H203V232H204V231H206V230H204ZM257 226H258V225H257ZM18 227H20V226H18ZM18 227H17V229H20V228H18ZM34 227H36V225L33 226V228H34ZM37 227H38V226H37ZM41 227H40V228H41ZM54 227H55V226H54ZM77 227H78V226H77ZM86 227H84V229H82V231H84ZM95 227H96V225H95ZM100 227H101L100 230H102V226H100ZM109 227H110V226H109ZM131 227H132V226H131ZM141 227H142V226H141ZM184 227H186V224H185L184 226H182V227H181V226H179V227H177V226H173L170 230H168V227H167V230L170 231V233L173 235V237H174V236H175V237L178 236L179 238H181L182 235H184V233H185V232H184V231H185V230H184ZM199 227H200V226H199ZM248 227H247V228H248ZM260 227H261V226H260ZM260 227H259V228H260ZM2 228H3V227H2ZM4 228H5V227H4ZM11 228H12V227H11ZM11 228H10V227L8 228V229H10V231H8V232H11V231H12ZM24 228H23V229H24ZM31 228H32V227H31ZM40 228L37 229V232H39V233H40L41 230H42V228H41V230H40ZM55 228H56V227H55ZM62 228H63V227H62ZM68 228H69V227H68ZM73 228L75 229V227H73ZM73 228H71V227L69 228L71 231H73L72 234H71V233H69V234L66 233L67 231H65V232L62 234L63 236H68V237H70L69 235H71V239H67V240H68L69 242H70L71 240H72V242L74 241L73 244H72V242H71L72 248L75 247V246H73L74 243H76V244L80 243V245H81L83 241H86V240L88 241V240L90 239V238L88 237V235H90V233H91V232L89 231V229H88V231H89L90 233L88 232V233H89L88 235L85 234V233H84V234H85V235H84L83 232H81L83 235H79V234H77V233L75 232V230L77 231V228H76L75 230H74ZM87 228H88V227H87ZM139 228H140V226H139ZM143 228H146V227H143ZM143 228H142V229H143ZM149 228H148V229H149ZM208 228H209V227H208ZM215 228H216L217 230H216ZM215 228H213V229H212V228H209V232H211L210 230H212V232H211V233L208 232V233H206V234H208V235H209V234H210V235H211V234H214V233H215L214 229H215L216 231H219L218 228H217L216 226H215ZM223 228H224V227H223ZM236 228H235V229H236ZM239 228H240V227H239ZM239 228H238V229H239ZM243 228H242V229H243ZM259 228H258V229H259ZM8 229H6V231H7ZM12 229H14V228H12ZM15 229H16V228H15ZM17 229H16V230H17ZM34 229H35V228H34ZM34 229H33V230H34ZM44 229H45V228H44ZM46 229H47V228H46ZM65 229H67V228H65ZM69 229H68V230H69ZM72 229H73V230H72ZM78 229H79V228H78ZM90 229H92V234H94V232H93V231H94V230H93L94 228H92V226H91ZM103 229H104L105 231H108V229H107L106 227H103ZM111 229H112V228H111ZM111 229L109 230V232L111 231ZM135 229H136V228H135ZM148 229H147V230H148ZM155 229H156V228H155ZM155 229H154V230H155ZM162 229H163V228H162ZM240 229H241V228H240ZM240 229H239V230H240ZM256 229H257V228H256ZM256 229H255V230H256ZM258 229H257V230H258ZM2 230H3V232L5 231L4 229H2ZM20 230H21V229H20ZM29 230H30V229H29ZM39 230H40V231H39ZM57 230H59V226H58ZM60 230H61V227H60ZM96 230L99 231V233H98L97 235H99L100 232H103V231H104V230H103V231H100V230H99V227H98V229H96ZM160 230H161V227L159 228V230H158L157 233H159ZM164 230H165V226H164ZM164 230H163V231H164ZM196 230H197V229H196ZM196 230H195V232H196ZM198 230H199V228H198ZM207 230H208V229H207ZM239 230H238V231H239ZM243 230H244V229H243ZM245 230H244V232H245ZM249 230H250L249 232H254V231H255V230L253 231L252 229H249ZM251 230H252V231H251ZM21 231H22V230H21ZM26 231H28V229H27ZM42 231H43V230H42ZM55 231H56V229H55ZM55 231H54V232H55ZM79 231H80V230H79ZM79 231H78V232H79ZM145 231H146V230H145ZM145 231H144V232H145ZM161 231H162V230H161ZM200 231H201V230H200ZM213 231H214V232H213ZM234 231H235V230H234ZM234 231H233V232H234ZM8 232H6V233L8 234ZM12 232H14V230H13ZM12 232H11V233H12ZM15 232H16V231H15ZM18 232H19V230H18ZM37 232H36V233H37ZM56 232H57V231H56ZM68 232H69V231H68ZM74 232H75V233H74ZM86 232H87V230H86ZM109 232L106 233V234H107L106 236L104 235V238L106 237V238L108 239V235H109L108 233H109ZM195 232H193V233H195ZM206 232H207V231H206ZM233 232H231V233L234 234ZM235 232H236V231H235ZM240 232H241V230H240ZM249 232H248V233H249ZM11 233H10V234H11ZM41 233H42V232H41ZM41 233H40V234H41ZM47 233H48V235H49V232H47ZM51 233H52V232H51ZM81 233H80V234H81ZM95 233H96V231H95ZM103 233H104V232H103ZM111 233H112V232H111ZM157 233H156V234H157ZM170 233H169L168 235H170ZM186 233H187V232H186ZM193 233H191V234H193ZM246 233H247V232H246ZM2 234H3V233H2ZM2 234H0V235H2ZM43 234H44V233H43ZM45 234H46V233H45ZM55 234H56V233H55ZM59 234H61V233H59ZM101 234H102V233H101ZM113 234L116 235V236H118V235L115 234V233H113ZM122 234H121V235H122ZM160 234H161V233H160ZM164 234H165V233H164ZM164 234H162V236H160V237L164 238V237H163ZM198 234L200 235L201 232H200V233L198 232ZM202 234H203V236H202ZM202 234H201V236H202V238H203V237H204V233H202ZM3 235H4V234H3ZM8 235H9V234H8ZM14 235H16V234L11 235L10 237H12V236H14ZM41 235H42V234H41ZM41 235L39 236V237H41V238L43 237V238H49V239H50V237H51V234H50L49 237H47V235H43V236H41ZM62 235H61V237H62ZM110 235H111V234H110ZM154 235H155V234H154ZM195 235H196V233H195ZM249 235H251V234H249ZM4 236H7V235L5 234ZM17 236H18V235H17ZM52 236H53V235H52ZM90 236L92 237V235H90ZM100 236H101V235H100ZM100 236H98V238H99ZM111 236H113V235H111ZM111 236H110V237H111ZM119 236H118V237H119ZM122 236H123V235H122ZM157 236H158V235H156L155 238H158ZM165 236H167V234H165ZM193 236H194V235H193ZM205 236H206V235H205ZM241 236H243V235H241ZM241 236H240V238H241ZM0 237H1V236H0ZM8 237H9V236H8ZM18 237L20 238V236H18ZM58 237H59V235L57 236V238H58ZM68 237H67V238H68ZM95 237H96V236H95ZM95 237H94V238H95ZM118 237H117V238H118ZM132 237H130V239H132ZM151 237H154V236H151ZM175 237H174V240L176 239ZM178 237H177V238H178ZM183 237H184V236H183ZM183 237H182V239H183ZM190 237H191V236H190ZM190 237H189V238H190ZM209 237H210V236H209ZM246 237H248V236H246ZM249 237H250V240H249V241H248V238H247V241H244L245 239H243V242H248V243L250 242V243H251L253 240H251V236H249ZM1 238H2V237H1ZM1 238H0V239H1ZM6 238H7V237H5V239H6ZM23 238H24V237H23ZM43 238H42V239H43ZM53 238H55V237L53 236ZM53 238H51V239H53ZM57 238H55V239H57ZM64 238H65V237L60 238V239H64ZM92 238H93V237H92ZM92 238H91V239H92ZM94 238H93V239H94ZM102 238H103V237H102ZM104 238H103V239H104ZM106 238L104 239V241H106ZM112 238H114V237H112ZM117 238L115 237L116 241L118 240ZM122 238H123V237H122ZM165 238L168 239L169 236H168V238H167V237H165ZM179 238H178V239H179ZM192 238H193V237H192ZM202 238L200 237L201 240H203ZM205 238H206V237H205ZM242 238H243V237H242ZM2 239H3V238H2ZM5 239H4V240H5ZM8 239H9V238H8ZM21 239H22V237H21L18 241H20ZM49 239H48L47 241H49ZM51 239H50V242H51ZM55 239H54V240H55ZM99 239H100V238H99ZM115 239H114V240H115ZM119 239H120V237H119ZM149 239H150V238H149ZM153 239H154V238H153ZM182 239H181V241H183ZM187 239H188V238H187ZM194 239H195V238H194ZM207 239H209L208 236H207ZM207 239H206V240H207ZM45 240H46V239H45ZM54 240H53V241H54ZM58 240H59V239H58ZM65 240H66V239H65ZM109 240H110V239H109ZM111 240H112V239H111ZM120 240H121V242H120ZM120 240H118L119 242H118V241H117V242H118L119 244L122 243L121 246H123V244H125L126 241H124V239H120ZM128 240H129V238H128ZM156 240H157V239H156ZM159 240H160V239H159ZM159 240H158V242H159ZM170 240H171V238H170ZM174 240H173V242H176V243H177L178 240H177V239H176L177 241H174ZM195 240H196V239H195ZM197 240H198V239H197ZM204 240H205V239H204ZM53 241H52V242H53ZM62 241H64V240H61V242H59V243H61V244H59V243H58V244H59V245H63V242H62ZM89 241H90V240H89ZM93 241H95V239H94ZM98 241H99V240H98ZM98 241H97V242H98ZM104 241L101 240V241H99V242H100V244H101V242L103 243ZM123 241H124V242H123ZM140 241H141V238H139V239H132V242L129 241V243H127V245H128V246H138V245H141V243H142V242L140 243ZM150 241H152V240H150ZM164 241H165V239H164ZM167 241H168V240H167ZM181 241H179V242H181ZM190 241H191V240H190ZM257 241H258V242L264 241V232H262V234L257 238ZM0 242H1V241H0ZM6 242H7V240H6ZM21 242H22V241H21ZM54 242H56V241H54ZM54 242H53V243H54ZM64 242H65V241H64ZM91 242H92V241H91ZM97 242H93V243H97ZM108 242H110V241H108ZM113 242H114V241H113ZM117 242H116V243H117ZM153 242H155V240H154ZM153 242H152V243H153ZM171 242H172V240H171ZM179 242H178V243H179ZM193 242H194V240L192 241V244H193ZM195 242H196V241H195ZM195 242H194V245H191V246H194V247L197 246V245L199 246L198 243H196L197 245H195ZM197 242H198V241H197ZM237 242H238V241H237ZM2 243H5V242H3V240H2ZM32 243H33V242H32ZM32 243H31V244H32ZM66 243H67V242H66ZM106 243H107V241H106ZM114 243H115V242H114ZM116 243H115L114 245H116ZM159 243H160V242H159ZM166 243H167V242H166ZM168 243H169V242H168ZM178 243H177V244H178ZM183 243H185V247H186V244H188L189 241H187V243H186V242H182L180 245H182ZM199 243H200V240H199ZM248 243H245V244H248ZM250 243H249V245H250ZM7 244H8V243H6V245H7ZM54 244H55V243H54ZM58 244H57V245H58ZM69 244H70V243H69ZM69 244H68V245H69ZM87 244H88V243H87ZM97 244H98V243H97ZM164 244H165V243H163V242H162V244L160 243V245L157 243V245H159V246H161V245L163 246ZM169 244H170V243H169ZM177 244H173V245L178 246L179 244H178V245H177ZM190 244H191V243H190ZM201 244H203V243H201ZM1 245H3V244H1ZM1 245H0V246H1ZM6 245H4V246H6ZM27 245H28V243H27ZM32 245L34 246V244H32ZM51 245H53V244L51 243ZM55 245H56V244H55ZM59 245H58V246H59ZM64 245H65V243H64ZM80 245H78V247H79ZM83 245H84V244H83ZM85 245H86V242H85ZM85 245H84V246H85ZM101 245H102V246H101ZM101 245H100L101 248L104 249V248H103V245H104V244H101ZM107 245H108V244H106L104 247L106 248ZM111 245H112V244H111ZM114 245H112V246L114 247ZM117 245H118V244H117ZM117 245H116V246H117ZM152 245H153V244H152ZM154 245H155V244H154ZM165 245H166V244H165ZM180 245H179V246H180ZM251 245H252V244H251ZM76 246H77V245H76ZM81 246H82V245H81ZM86 246H87V245H86ZM100 246H99V244H98V245L94 244V245L92 246L93 248L91 247V248H92V251H95V252H96V251H99V250L101 249ZM109 246H110V244H109ZM119 246H120V245H119ZM159 246H158V247H159ZM169 246H170V245H169ZM183 246H184V244H183ZM191 246H190V248H191ZM201 246H202V245H201ZM235 246H236V245H235ZM246 246H247V245H246ZM1 247H2V246H1ZM28 247H29V246H28ZM28 247H27V248H28ZM31 247H32V246H31ZM31 247H29V248L31 249ZM61 247H62V246H61ZM64 247H65V246H64ZM64 247H63V248H64ZM66 247H67V244H66ZM66 247H65V248H66ZM69 247H70V246H69ZM87 247H89V246H87ZM146 247H147V248H150V250L152 251L153 246H152V248L149 247V246H146ZM174 247H175V246H174ZM181 247H182V246H181ZM194 247H193V248H194ZM238 247H239V246H238ZM2 248H5V247H2ZM32 248H33V247H32ZM50 248L52 249V253H51V252H47V250H50V251H51ZM50 248H48L47 250H45L44 253H43V252L40 253L39 251H37L38 249L35 251L36 248H35V246H34V251H35V253H36V252H39L40 254H39V253H37V254L33 253L34 256L31 254L32 257H30L31 255H30L29 257H26V256L29 255L28 253H32V252H29V251H28L27 253H25V254H28V255H26V256H25V255H24V256H20L18 262H19L20 264H41V263H43V262H45V264H47L48 262H52V261H50V260L52 259V258H51V255L53 254V252H54V254H55V253H56V254H57V253L60 254V253H62L63 248H62V250H61L60 248L58 249V248H55V247H53V248H55V249H53L51 246H50ZM72 248H69V250H71ZM80 248H81V247H80ZM116 248H117V247H116ZM118 248H121V247H118ZM162 248H163V247H162ZM171 248L174 249V250H176V247L173 248L172 245H171ZM171 248H170V250H168V251H172ZM186 248H187V247H186ZM231 248H233V247H231ZM234 248H235V247H234ZM234 248H233V249H234ZM83 249L85 250L86 247H84ZM83 249H82V250H83ZM89 249H90V247H89ZM112 249H114V248H112ZM112 249H111V254H112V253L114 254V250H115V249L113 250V252H112ZM121 249H122V248H121ZM156 249H157V247L155 248V250H156ZM160 249H161V247H160ZM164 249H165V246H164ZM164 249H163V250L161 249V251H164ZM167 249H169V248H167ZM167 249H166V250H167ZM178 249H179V248H178ZM178 249H177V250H178ZM198 249H199V248H198ZM236 249H237V248H235L234 250H236ZM0 250H1V249H0ZM116 250H117V249H116ZM119 250H120V249H119ZM123 250H124V247H123ZM125 250H126V249H125ZM125 250H124V254H127L126 256L123 254V256H125V258L122 257V253H123V252L121 253V251H120V255H121V258H123V262H124V264H130V263H131V264H144V263H141V259H140V257H139V258H138L137 256L135 257V255H133L134 257H133V256L131 257V255H130V254H131L130 250H128V251L130 252V254H128V251H127V250H126L127 253H125ZM148 250H149V249H148ZM150 250H149V251H150ZM153 250H154V249H153ZM177 250H176V251H177ZM179 250L183 251L184 249H183V250H182V249H179ZM179 250H178V252H179ZM185 250H187V249H185ZM188 250L190 251L189 248H188ZM188 250H187V251H188ZM191 250H192V249H191ZM10 251H11V250H10ZM10 251H9V252H10ZM30 251H31V250H30ZM34 251H33V252H34ZM41 251H42V249H41ZM63 251H64V250H63ZM67 251H68V249H67ZM72 251H73V253H74V249H73ZM72 251H71V253H72ZM75 251H76V255H77V253L79 254V248H75ZM88 251H89V250H88ZM102 251H103V250H102ZM102 251H99V252H102ZM151 251H150V252H151ZM159 251H160V250H159ZM159 251H158V249H157V252H159ZM161 251H160L159 253H156L154 259H153V258H152V259L155 260V261L158 260V259L160 260V258H161L160 253H161ZM193 251H194V249H193ZM196 251L198 252V250H196ZM231 251H233V250H231ZM12 252H14V251H12ZM64 252L67 253L66 251H64ZM64 252H63V256L65 255ZM81 252H83V251H80V255L82 256L83 254H81ZM86 252H87V250H86ZM116 252H117V251H116ZM190 252H192V251H190ZM190 252L188 253V252L185 251V253H188V254H190ZM263 252H264V251H263ZM97 253H98V252H97ZM108 253H109V249H107V254H108ZM151 253L153 254V251H152ZM163 253H164L163 255H165V254H167L168 252L166 251V253H165V252H163ZM171 253H172V252H171ZM174 253H175V252H174ZM192 253H193V252H192ZM194 253H195V252H194ZM251 253H252V252H251ZM257 253H258V252H257ZM56 254H55V255H56ZM59 254H58V255H59ZM85 254H86V253H84V255H85ZM94 254H96V253H93V255H94ZM101 254L104 255L103 253H100V255L97 254L98 257H96V259L99 258L100 256H102ZM116 254H117V253H116ZM116 254H114V255H116ZM144 254H145V255H144V256H145L144 259L146 260V259H147V258H146L147 255H146V253H144ZM152 254L149 253V256H150V255L153 256ZM161 254H162V253H161ZM178 254H179V253H177V256H178ZM252 254H253V253H252ZM252 254H250V256L248 255L249 258H250L251 256L253 257ZM262 254H263V253H262ZM21 255H22V254H21ZM55 255H52V256H55ZM60 255H61V254H60ZM76 255H75V256H76ZM90 255H92V254L90 253ZM90 255H89V256H90ZM105 255H106V253H105ZM117 255H119V254H117ZM163 255H162V256H163ZM180 255H181V254H180ZM180 255H179L178 257H181V256H182V258H183V257H184V258H183V259H180V258H179L180 261L182 260V261L179 262V263L182 264V263L184 262L183 264H185L186 261L188 260V257H187L188 255L186 254V255H187L186 257H185V255H184V253H183L181 256H180ZM183 255H184V256H183ZM195 255H196V254H194V256H195ZM198 255H199V254H198ZM198 255H197V256H198ZM205 255H206V254H205ZM254 255H255V254H254ZM1 256H2V255H1ZM1 256H0V257H1ZM4 256H6V258H8V257H7L8 255H4ZM65 256H67V255H65ZM70 256H71V254H70ZM77 256H79V255H77ZM89 256H88V257H89ZM106 256H107V255H106ZM110 256H111V255H110ZM110 256H109V258H110ZM139 256H141V255H139ZM174 256H175V255H174ZM191 256H192V255H191ZM191 256H189V257H191ZM197 256H196V258H197ZM210 256H211V255H210ZM262 256H264V254L261 255V257H262ZM57 257H58V256H57ZM71 257H72V256H71ZM93 257H94V256H93ZM113 257H114V256H113ZM119 257H120V256H118V257L115 256V257H114V260H116L115 258H118V259H119ZM141 257H142V256H141ZM166 257H167V256H166ZM169 257H171L170 254H169ZM207 257H208V256H206L205 259H207ZM256 257H257V256H255L254 259H255ZM2 258H3V257H2ZM85 258H86V257H85ZM85 258H84V259H85ZM91 258H92V256H91ZM91 258L89 257L88 260H90ZM101 258H102V257H101ZM107 258H108V256H107ZM107 258L105 257V260H107ZM111 258H112V257H111ZM121 258H120V260H121ZM148 258H149V257H148ZM164 258H165V257H164ZM171 258H172V257H171ZM174 258H175L176 261H177V257H174ZM193 258H195V257H193ZM211 258H212V257H211ZM3 259H5V258H3ZM56 259H57V261L54 260V258H53V260L56 261V262L53 263V264H67V260H65V258H62V257H61V258H59V259H58V258H56ZM68 259H69V258H68ZM74 259H77V257H74ZM74 259H72V260H74ZM79 259L81 260V258H79ZM79 259H77L78 262H80ZM96 259H95V260H96ZM118 259H117V263H116V264H120V263L122 262V261H121L120 263H118V261H119ZM149 259L151 260V258H149ZM172 259H173V258H172ZM179 259H178V260H179ZM212 259H213V258H212ZM212 259H211V260H212ZM251 259H252V258H251ZM5 260H7V259H5ZM5 260H3V261H5ZM70 260H71V258H70ZM82 260H83V258H82ZM82 260H81V263H82ZM95 260L93 259V262H94ZM112 260H113V259H112ZM161 260H162V258H161ZM161 260L159 261V264H160ZM189 260H190V259H189ZM208 260H210V259H208ZM214 260H215V259H213V261H214ZM248 260H249V259H248ZM256 260H257V259H256ZM3 261H2V262L0 261V264H7V262H3ZM54 261H53V262H54ZM83 261H84V260H83ZM85 261H87V259H86ZM91 261H92V260H90V263H91ZM96 261H98V259H97ZM100 261H101V260L99 259V262H100ZM102 261H104V260L102 259ZM108 261H109V263H107ZM108 261H107L105 264H111V262H112L111 259H110V260L108 259ZM110 261H111V262H110ZM155 261H153V262H155ZM192 261H193V263H194V262H195V259H193ZM192 261H191V262H192ZM215 261H216V260H215ZM230 261H231V259H228V258H227V261L225 262V264H229ZM251 261H252V260H251ZM258 261H259V260H258ZM68 262H69V260H68ZM75 262H76V261H75ZM75 262H73V264H75ZM93 262H92L91 264H94ZM113 262H114V261H113ZM115 262H116V261H115ZM144 262H146V261H144ZM149 262H150V261H149ZM151 262H152V261H151ZM156 262H157V261H156ZM162 262H163V261H162ZM204 262H205V261H204ZM254 262H255V260H254ZM69 263H70V262H69ZM69 263H68V264H69ZM86 263H87V262H86ZM86 263L83 262V264H86ZM90 263H88V264H90ZM96 263H97V262H95V264H96ZM101 263H102V262H101ZM103 263H104V262H103ZM201 263H202V262H201ZM205 263H206V262H205ZM207 263H208V262H207ZM207 263H206V264H207ZM209 263H210V262H209ZM212 263H213V262H212ZM216 263H217V261H216ZM220 263H221V262H220ZM50 264H52V263H50ZM76 264H77V263H76ZM79 264H80V263H79ZM113 264H114V263H113ZM147 264H148V262H147ZM151 264H152V263H151ZM155 264H156V263H155ZM162 264H163V263H162ZM174 264H176V262H175ZM177 264H178V262H177ZM186 264H187V263H186ZM194 264H198V263H194ZM202 264H203V263H202ZM213 264H214V263H213ZM218 264H219V263H218ZM244 264H245V263H244ZM251 264H252V263H251ZM257 264H258V262H257ZM261 264H262V262H261Z\"/></svg>",
    "mask_w": 264,
    "mask_h": 264
}]
</instances>
